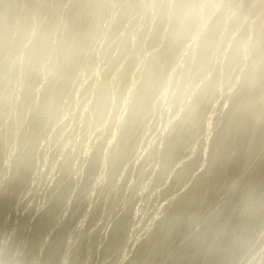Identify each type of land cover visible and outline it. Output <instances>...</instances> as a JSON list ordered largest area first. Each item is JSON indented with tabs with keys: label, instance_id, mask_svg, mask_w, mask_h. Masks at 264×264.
Returning <instances> with one entry per match:
<instances>
[{
	"label": "rangeland",
	"instance_id": "obj_1",
	"mask_svg": "<svg viewBox=\"0 0 264 264\" xmlns=\"http://www.w3.org/2000/svg\"><path fill=\"white\" fill-rule=\"evenodd\" d=\"M3 1L4 0H0V7H1V5H2V3H3ZM16 2H19V3H16L15 5H17L16 6V8H18L17 10H15V7H14V10L15 11H17L15 14H13L12 16L14 17H12L14 20H12V23L13 22H15L14 24H12V25H14V27H13V29L11 30V35L9 34V36L10 37H8V45L6 44V46H9L10 45V41H11V44H12V41H13V44H15L16 45V43H17V45L15 46V45H10V47H6V46H4V49L3 50H1L0 52H1V55H0V57L1 58H3L2 60H1V58H0V75L2 74V76H0V79H1V81H0V95H2V96H0V122L2 121V119H3V121L1 122V124H0V164H1V166H0V211L3 213H1L0 212V233H1V236L3 237V239H2V237L0 236V264H15V262H16V264H42V263H40V262H44L46 259L45 258H47V256H48V260L49 259H53V261L51 262H47L48 260H46V262H47V264L49 263V264H54V262L56 261L58 264H134L135 262H136V258L138 259L139 257L138 256H140L141 254L140 253H142L143 251H144V247H146L148 244H151V240H148V239H152V237L156 234L155 232H157L158 231V227H160V225L164 222L163 220L165 219V220H167L166 218L167 217H169V215L171 214V212H172V208H174L173 207V205L176 207L177 205H178V202H179V204H183L184 203V201L182 202L181 201V203H180V201L179 200H182L183 198H184V193H185V195H187V193H189L190 191L188 190V189H190V188H193L194 187V185H195V183L196 182H193V181H197L198 182V180H196V179H198V178H200V177H202L203 175H204V173H206L207 171L206 170H208L207 169V167L209 168L210 167V164H211V162H212V157H213V145H214V143H212L214 140H216L215 138L218 136V135H213V134H219L220 132L219 131H222L223 129H222V127L224 128V123L223 124H221L222 122H225V120H226V116H228V114H229V111L231 110V107H232V102H233V98L236 96V94L240 91V87L242 86V82H243V78H242V74H244L245 75V72L247 71V73H248V67H249V69H250V67H251V62L253 61V48L254 47H256V46H254L253 44V40L254 39H252V38H254V33L253 32H255V27H256V24L257 23H255V22H257V19H260L261 18V15H263L264 14V5H262L261 4V0H259V2H257L258 4H254V2H255V0H250V1H248V2H246L245 3V0H214L213 1V3H212V5H211V9L212 10H217V12L219 13H217L216 12V14H215V11H213L212 12V10H208L207 12L206 11H204V9L205 8H203V9H201V10H203L204 12H202L201 10H199L200 12H201V15L199 16V18L202 16V18H200V20H199V18L197 19L198 21V24H196V26H197V28L195 27V33H194V36H193V34H192V37L191 38H193V39H191L190 38V36L188 37V38H186L187 40V42H183V43H185V46L184 45H181L182 47H184V48H187V46L186 45H188L189 47H188V49H184V48H182V50H181V46L179 47V50L177 51V53L174 55V57L171 59V61H173L174 60V62H169V64L167 65L168 66V68H166V74H168L167 73V71L171 74V78H170V75L168 76V75H165L166 77H167V79H165V80H167V84H165V86L162 84V82H161V84H159V86L160 87H162V88H157L156 87V89L157 90H154V93L153 94H151V96H150V99H151V97L154 95V99L152 98L151 99V101L153 100V102H151L150 101V99H149V101H150V103L152 104H154V101L156 102H158V100L161 102H158V103H155L156 104V106H155V104L154 105H150V104H148V107L146 108V109H144V110H146L147 111V115H146V112H144L143 111V114L145 113V115H144V117L145 118H148V117H150V119L148 118V119H146V120H148L147 121V123H145L146 121H143V120H145V118L144 117H142V113L139 115V125H137V127L139 126V128L141 127H143L142 128V130L141 129H139V128H136V131H135V133L136 134H139V135H134V138H133V142H135L134 140L136 139V141L137 142H135V143H133V144H131L130 145V149L132 150L133 148V150H135L134 152L136 153H134L133 151H131L130 150V152L129 151H126V155L123 153V155H121V156H123V158H124V155H125V157L126 156H128V152H129V156L131 155H133L131 158L128 156V157H126L127 158V160H125V158L124 159H122L121 158V156H119V154H118V151H117V147H118V145H117V143L119 142V141H121V138H122V135L124 134L123 133V131L121 132V130H123L124 128H125V126L128 124V122L127 121H129L128 119L130 118V115H131V111H132V109H130L129 107L131 106L132 108L134 107V104H135V102H136V100H137V94L139 95V89H141V87H142V83L144 82V80H145V78L144 79H142V81H141V78L143 77V75H144V77H145V74L144 73H146V70H147V67H148V65L147 64H149V61H150V59L153 57V55L155 54V53H157V51L159 50V49H163V48H160V46H164V44H166V41H165V38L164 37H162V36H160L159 38H156L155 36H154V34H157V32H161L162 31V29L161 28H163L162 26H165V28H163V33H168L170 30H171V28L172 27H170V26H173V21L174 20H172L171 21V19H172V17H174V13H172L173 11H174V7L173 6H175V0L173 1V0H147V2H146V0H122L123 1V3H122V1L120 0V2L118 1H115V0H105L104 1V3H106L105 5H104V3H103V5H102V1L103 0H101V5L103 6L102 7V12L100 13V15L98 16V18H97V26L95 27V29L92 31V35L90 34V36H92V40L93 41H91V43L89 42V40L87 41V44H89V46L87 45V46H85V48H83V49H86L87 47H89L88 48V50H90L91 51V46H93V48H92V51L90 52V51H88L87 49L84 51L83 49H82V51H84V54L81 52V55H80V65H79V63H75L74 65L76 66L77 65V67L79 68V66L81 67V61L83 60L85 63V67L87 68V66L89 65L90 67L89 68H85L84 66H82L80 69H78L77 67H76V70L78 71V72H76L75 73V66H73V69H74V73L72 74V71L70 72L72 75H70V77L68 78V73H66V72H64V70L61 68L60 69V67H61V65L62 64H60V63H62L61 61H62V54H61V45H60V43H62V39H64V36H65V33L64 32H66L65 31V29H66V26L67 25H69V24H67V22H69V20L67 21V19H69L68 18V16H66L67 15V12L69 13V6L71 5V4H73L72 2L73 1H75V0H70L71 1V4H70V1L69 0H59V1H63V3L62 2H58V0H45L46 1V3H51V5L49 4L48 6H47V4L45 3V1L44 0H39V1H35L34 3H36L35 4V8L33 7V4L31 3V0H15ZM44 3H43V2ZM107 1H109V2H107ZM149 1H150V3H149ZM156 1V2H155ZM201 1V3L200 4H198V8L200 9V8H202V7H205L207 4H206V2L204 1V0H200ZM199 1V2H200ZM207 1V0H206ZM221 1V2H220ZM224 1V2H223ZM23 2H24V5H23ZM41 4H40V3ZM68 2V3H67ZM115 2V3H114ZM126 2H127V4H126ZM129 2V3H128ZM144 4H143V3ZM152 2V3H151ZM166 2V3H165ZM168 2V3H167ZM234 2V3H233ZM237 2V3H236ZM249 2H250V5H252L251 7H250V5H247V7H246V9H252V11H250V10H246L245 9V11H247V12H245L244 11V9H242V7L243 6H246V4H249ZM14 3V2H13ZM30 3H31V5H30ZM38 3V4H37ZM56 3V4H55ZM58 3V4H57ZM109 3H111V4H109ZM119 3V4H118ZM122 3V4H121ZM205 3V4H204ZM216 3V4H215ZM239 3H241L242 5H240ZM253 3V4H252ZM259 3L261 4V7L259 6V7H256L257 5H259ZM264 3V2H263ZM19 4V5H18ZM26 4V5H25ZM28 4V5H27ZM43 4H45V6L43 5ZM55 4V5H54ZM121 4V5H120ZM136 4V5H135ZM167 6L168 8H166L165 9V7H164V9L162 8V6ZM164 4V5H163ZM203 4V5H202ZM235 4V5H234ZM238 4V5H237ZM14 4H13V6H15ZM22 5H23V7H22ZM38 5V6H37ZM40 5V6H39ZM57 5V6H56ZM67 5V6H66ZM108 5V8L107 7H105V6H107ZM110 5V6H109ZM118 5V6H117ZM124 5H125V7H124ZM129 5V6H128ZM146 5V6H145ZM148 5V6H147ZM158 5V6H157ZM170 5V6H169ZM172 5V6H171ZM202 5V7H199V6H201ZM218 7H217V6ZM220 5V6H219ZM224 5V6H223ZM232 5V6H231ZM234 5V6H233ZM27 6V7H26ZM52 6H53V9H52ZM115 6V7H114ZM116 6L118 7V8H116ZM131 6V7H130ZM136 6V7H135ZM140 6H141V8H140ZM157 6V7H156ZM160 6H161V8H160ZM249 6V7H248ZM253 6H255L256 8H252ZM21 7V8H20ZM25 7V8H24ZM30 7V8H29ZM44 8L43 9V11H45V13L42 11V9L40 10V11H38L39 9L38 8ZM54 7H56V8H54ZM124 7V9H122ZM135 7V8H134ZM213 7V8H212ZM216 9H215V8ZM223 9H222V8ZM229 7V8H228ZM50 10H49V9ZM59 8V9H58ZM62 8V9H61ZM104 8V9H103ZM105 8H106V10H105ZM136 8H140V9H138V10H136ZM145 8V9H144ZM162 9L163 11H164V13L166 14H162L163 13V11H162V15L159 13V11L158 10H160V9ZM210 9L209 7H208V5L206 6V9ZM244 8V7H243ZM26 9H27V11H28V13H26V14H28V16L25 14V11H26ZM56 10V13H53V12H55V11H53V10ZM64 9V10H63ZM153 9V10H152ZM157 9V10H156ZM171 9V10H170ZM205 9V10H206ZM226 9V10H225ZM228 9V10H227ZM232 11H231V10ZM234 9H235V11H234ZM253 9H255L254 11L256 12V14L257 15H259V16H256V18H255V16H253V15H255V12L253 11ZM260 9V10H259ZM32 12H31V11ZM51 10H52V13H51ZM59 10V11H58ZM67 10V11H66ZM109 10L111 11V12H109ZM114 10H116V11H114ZM120 10L122 11V10H124V11H122L123 13L122 14H120L119 12H120ZM148 10H150L151 12H149ZM168 11L167 13H166V11ZM223 10H225L224 12H226V11H228V13H226L227 15H225V13H223L222 14V16H224V18L226 19V20H224V18H223V20H224V22H225V24L227 23V25L230 27V30H228L229 29V27H227V25H226V27H223V26H225L224 25V23H222L221 25H222V29H221V31L219 30V28L221 27V25L219 26V28H218V32L215 34V35H217V37H218V39H217V37H215L216 39H215V44H218V46L216 47V46H212V48L213 47H215V48H213V50H211V51H213V53L212 52H210L208 55H209V57L207 58L206 57V59H205V61L207 62V63H205V65L203 64V63H201V65H200V63H199V61H198V63H197V59L196 58H198V43H197V41H196V39L195 38H197V39H200L201 37V33H202V35H203V33L204 32H202L201 30H203V31H206L207 29H206V27L208 26V23H209V25H210V21L212 22L213 20V17L215 16V17H217L216 15H218V16H220V14H221V12L223 11ZM237 10H240V11H244L246 14L244 15V12H242L243 13V16H245V18L244 17H242V16H240V14L241 13H239L240 11H237ZM257 10V11H256ZM259 10V11H258ZM26 11V12H27ZM34 11V12H33ZM42 11V12H41ZM64 11V12H63ZM104 11H106V13L104 12ZM129 11V12H128ZM135 11V13H133V12ZM161 11V10H160ZM212 13H211V12ZM248 11H250L249 12V16H247L246 17V15L248 14ZM30 12V13H29ZM39 12H40V15H39ZM47 12V13H46ZM104 12V13H103ZM117 12V13H116ZM126 12H128V13H126ZM157 12V13H156ZM209 12L211 13V16H210V14H209ZM235 12V13H234ZM239 14H238V13ZM257 12H259V13H257ZM59 13V14H58ZM62 13H63V15H62ZM103 13V14H102ZM112 13V14H111ZM136 13H138V14H136ZM143 13V14H142ZM151 13V14H150ZM169 13V14H168ZM203 13V14H202ZM232 13V14H231ZM263 13V14H262ZM33 14H35V15H33ZM38 14V15H37ZM46 16H45V15ZM51 14V15H50ZM55 14H56V16H55ZM66 14V15H65ZM117 14H118V16H117ZM120 14V15H119ZM136 14V15H135ZM149 14H150V16H149ZM160 14V15H159ZM173 14V15H172ZM208 14H209V16H208ZM234 14V15H233ZM251 14H252V16H253V18L255 19H253V20H251L252 19V16H251ZM261 14V15H260ZM15 15V16H14ZM22 15H26L25 17L27 18V19H24V18H22L21 16ZM29 15L31 16L30 17V19H31V22H28V21H26V20H29L28 19V17H29ZM42 15V16H41ZM43 15H44V17H43ZM49 15V16H48ZM59 15V17L60 18H58L57 16ZM116 15V16H115ZM130 15V16H129ZM163 15L164 16H166V17H163ZM208 16V18L206 17L205 18V16ZM232 15V17H230V16ZM239 16L240 18L238 19V17L237 16ZM242 15V14H241ZM33 16H35V17H33ZM38 16H39V18H38ZM48 16V17H47ZM142 16V17H141ZM143 16H145V17H143ZM159 16H161L162 17V19L161 20H159ZM168 16V17H167ZM170 16H171V18H170ZM213 16V17H212ZM35 19V21L37 20V18H38V20L35 22L34 21V19ZM45 17H46V20H45ZM49 17H51V18H49ZM62 17H64V18H62ZM118 17V18H117ZM130 17V18H129ZM149 17V18H148ZM230 17V18H229ZM251 17V18H250ZM148 18V19H147ZM155 18V19H154ZM165 18V21H167L168 19H169V21H167L168 22V24H167V22H166V24L165 23H163V19ZM205 18V19H204ZM210 18V19H209ZM227 18H228V20H231V19H237V21H236V19H235V22H237L236 24H237V26H236V24L234 23V21L233 20H231V21H228L227 22ZM22 19H24V23H26V22H28V24H24L25 26L24 27H26L27 25L29 26V28H28V26L26 27L27 29H25L24 27H23V20ZM33 19V20H32ZM49 19H51V20H49ZM56 19V21H54ZM61 19V20H60ZM129 19L130 20H132V21H129ZM142 19H143V21H142ZM147 19V20H146ZM152 19V20H151ZM156 19H158L159 20V22L157 23V20ZM167 19V20H166ZM174 19V18H173ZM202 19V20H201ZM215 19V18H214ZM246 21H245V20ZM250 19V20H249ZM19 20V21H18ZM22 20V21H21ZM40 20V21H39ZM43 21V23L44 24H42V21ZM101 20V21H100ZM108 20V21H107ZM110 20V21H109ZM144 20H146L145 21V23H144ZM150 20V21H149ZM238 20L240 21H242V22H240V24H242V25H238ZM245 22H244V21ZM247 20H249V22L247 21ZM30 21V20H29ZM50 21L52 22V24L54 23V25H53V28L55 29V31H54V33L55 34H52V32H53V28L50 30L51 32H50V35L52 34V36H50L49 35V38H50V44L51 45H49V47H48V49H47V51L46 50H44V51H46L47 52V54H45L44 52V56L43 55H40L41 57H39L38 59H40L37 63V65H38V67H37V71H36V74H35V76H33L34 78L35 77H37L38 78V76H39V78L40 79H37L36 81H34L31 77V74H29V64L31 63V61H32V56L33 55H35L36 53L34 52V51H36V42L34 41V40H36L37 38H36V36L38 37V35L40 34V32H42V31H44L45 30V28H46V24H48V23H50ZM54 21V22H53ZM98 21H100V22H98ZM149 21V22H148ZM155 23V21H156V23L158 24V26H160V24H161V26L160 27H158V28H160L161 30H159L158 28L156 29L155 27L157 26V24L155 23V27L153 26V22ZM202 21H204V23L202 22ZM207 21V22H206ZM209 21V22H208ZM22 22V23H21ZM40 22H41V24H40ZM48 22V23H47ZM59 22H60V24H59ZM117 22H119L118 23V25L120 26V24H121V22H122V27L123 28H125V29H127L128 31L126 32V30L125 29H123V28H121V26H120V29H119V27H118V25L117 26H115L116 24H117ZM133 22V23H132ZM140 22V23H139ZM171 22H172V24H171ZM202 22V23H201ZM231 22V23H230ZM250 23L251 22V25H249V24H246V23ZM29 23H31L30 25H29ZM62 23V24H61ZM63 23H65L64 24V26H63ZM100 23V24H99ZM136 23H138V24H136ZM142 23V24H141ZM162 23H163V25H162ZM171 25H170V24ZM205 23H207V24H205ZM229 23V24H228ZM245 23V24H244ZM114 24V25H113ZM131 24V25H130ZM135 24H136V26H135ZM139 24H140V26H139ZM165 24V25H164ZM202 25V27H200L199 29L200 30H198V27H199V25ZM205 24V25H204ZM233 24V25H232ZM254 24V26H252ZM16 25H17V27H16ZM19 25H21L20 27H19ZM37 25V26H36ZM44 25H45V27H44ZM66 25V26H65ZM101 25H102V27H101ZM127 25H129V27L131 26V28H128V26ZM145 27H144V26ZM146 25H149V26H146ZM151 25V26H150ZM168 25H170V26H168ZM200 25V26H201ZM204 25V26H203ZM231 25L232 26H236L235 28H237L238 26H240V27H238V28H240V30L243 28V25H246V26H244V28L241 30V32L242 31H244V32H239L240 30L237 28V29H235V28H233L232 27V29H235V30H233L232 31V29H231ZM249 25V26H248ZM242 26V27H241ZM22 27V28H21ZM36 27V28H35ZM60 27V29H58ZM68 27V26H67ZM97 27H100V28H97ZM107 27V28H106ZM117 27V28H116ZM127 27V28H126ZM146 27H147V29H146ZM149 27H150V29L151 28H155V30H154V28H153V30L156 32H154V34H153V31L151 30L150 31V33L152 32V36L148 33V35H150V36H148V35H146V33H147V30H150L149 29ZM169 27V29H168V32L166 31L167 30V28ZM205 27V28H204ZM246 27H247V29H246ZM35 28V29H34ZM40 28V29H39ZM62 28V29H61ZM113 28V29H112ZM202 28V29H201ZM208 28V27H207ZM254 30H252V29ZM20 29V30H19ZM21 29H25V32L23 31V34H24V36H21ZM38 30V32H37V30ZM101 29V30H100ZM103 29H104V31H103ZM112 32V30H113V34H114V37H111L110 35H111V33L109 32V30ZM123 29V30H122ZM131 29V30H130ZM133 29V30H132ZM143 29H145V31L143 30ZM164 29H166L165 31H164ZM225 29L226 30H228V33H229V31H232L231 33H232V35H231V33L229 34V36L226 34L227 33V31H225ZM247 30V32L245 31V30ZM248 29H251V30H248ZM62 30H64V32L62 31ZM95 30H97V31H95ZM138 30V31H137ZM156 30H158V31H156ZM236 30H238L237 32H235ZM15 31V32H14ZM58 31L60 32V33H58ZM94 31L96 32L95 34H94ZM98 31H102V32H104L103 34H101L100 32H99V34L97 33ZM116 31H118V32H116ZM122 31H124V33H122ZM135 31V32H134ZM200 31V32H199ZM30 32H32V33H30ZM35 32V33H34ZM120 32V33H119ZM128 32H129V34H128ZM142 32H145L144 33V35L143 36H145L146 35V37H148L147 39H146V37H143L142 36ZM149 32V31H148ZM221 32V33H220ZM251 34H250V33ZM15 33V34H14ZM34 33V34H33ZM117 33H119V35H121V37H119L118 38V34ZM126 33L128 34L127 36H125L126 35ZM140 33V34H139ZM198 33H200V35L198 34ZM218 33H220V34H218ZM224 33V34H223ZM239 35L238 36V38H237V35ZM238 33H241L242 35H240V34H238ZM245 35H244V34ZM253 33V34H252ZM22 34V35H23ZM36 34V35H35ZM108 34V35H107ZM110 34V35H109ZM113 34H112V36H113ZM124 34V35H123ZM234 34V35H233ZM99 35H101L100 37H99ZM103 35H106V36H103ZM130 35V39H127V37ZM137 35V36H136ZM140 35V36H139ZM195 35H197V36H199V37H197V36H195ZM227 35V36H226ZM236 35V40H238V41H236V40H233L234 38V36ZM244 35V36H243ZM94 36H98V37H94ZM126 37V41L128 40V42H126L125 41V37ZM153 36H154V38L155 39H157V41L156 42H154L156 45H159V47L157 46L156 47V45L155 44H153V41H154V38H153ZM226 36V37H225ZM231 36V37H230ZM243 37V38H245V39H243V38H241V37ZM246 36H248L247 38H246ZM27 37H28V39H27ZM55 37V38H54ZM57 37V38H56ZM104 37V39H102L104 42L102 43V41H101V39L100 38H103ZM109 37V38H108ZM117 37V38H116ZM143 37V38H142ZM152 37V38H151ZM223 37V38H222ZM229 37V38H228ZM11 38V39H10ZM26 38V39H25ZM93 38H95V39H93ZM112 38H114V39H112ZM116 38V39H115ZM140 38H142V40H140ZM149 38H151L152 40H149ZM227 38V39H226ZM233 38V39H232ZM249 38V39H248ZM14 39H15V42H14ZM19 39H21V40H19ZM58 39V40H57ZM90 40H91V37L89 38ZM107 39V40H106ZM121 39V40H120ZM123 39V40H122ZM138 39L140 40V41H138ZM144 39H146V40H148V41H144ZM164 39V40H163ZM189 39H191V40H194V42L197 44V46H196V44H194V42L192 41V43L193 44H191L190 45V40ZM224 39H226V40H224ZM242 39V40H241ZM247 39V40H246ZM17 40V41H16ZM26 40V41H25ZM31 42H29V41ZM110 40V42H108ZM117 40H120V42L119 41H117ZM131 40V41H130ZM159 40H161L159 43H158V41ZM162 40H163V43H162ZM218 42H217V41ZM250 40H252V41H250ZM20 41V42H19ZM34 41V42H33ZM60 41V42H59ZM98 42V44H96L97 42ZM100 41V42H99ZM129 41L131 42V46L132 47H130V49L128 50V52L130 51L131 52V49L133 48H136V51H133V49H132V52L130 53L129 52V54H128V52L127 51H125V48H126V50H127V48L129 47H126V43H128V45H130V43H129ZM150 41V42H149ZM164 41H165V43H164ZM188 41H189V44H188ZM224 41V42H223ZM231 41V42H230ZM241 41V42H240ZM245 42V43H243V42ZM22 42V43H21ZM24 42H26V43H24ZM94 42V43H93ZM114 42H117V43H114ZM124 42H125V44H124ZM138 42H140V44L138 43ZM147 42V44H145L144 45V43H146ZM240 43L239 44V46L241 45V43H243L241 46H243V47H239L240 48V51H241V54H242V52L244 51V59L243 58H241L244 62H242V60L239 58L236 62H238L239 63V61H241L239 64H240V66L239 67H237V65H238V63H237V65H235V61L234 62H229L228 60H229V56H230V53H231V48H233V46L235 45V43ZM27 43H29V45L30 46H28V44ZM33 43V44H32ZM59 43V44H58ZM93 43V44H92ZM107 43V44H106ZM153 45H152V44ZM221 43V44H220ZM224 43V44H223ZM248 43H250V44H248ZM26 44V45H25ZM35 44V45H34ZM95 44H96V46H99V47H97L96 48V46H95ZM106 44V45H105ZM124 44V45H123ZM135 44H136V46H135ZM152 45V47L153 48H151V46L150 45ZM160 44H162V45H160ZM223 44V45H222ZM226 44V45H225ZM228 44V45H227ZM232 44H234L233 46H232ZM21 45V46H20ZM25 45V46H24ZM34 45V46H33ZM54 45V46H53ZM58 45V46H57ZM125 46V48L123 47V46ZM135 47H134V46ZM146 46V48H147V45H149L150 46V48L152 49H145V47L144 46ZM154 45H155V47H154ZM193 45V46H192ZM219 45H220V47H219ZM246 45H248V46H246ZM28 48H27V47ZM31 46H33V47H31ZM51 46V47H50ZM104 46V47H103ZM107 46H108V48H107ZM122 46V47H121ZM226 46V47H225ZM230 46V47H229ZM244 46H246L245 48H244ZM253 46V48H251ZM5 47H6V49H5ZM23 47V48H22ZM102 47V48H101ZM192 47H196V49H194V48H192ZM223 47V48H222ZM18 48V49H17ZM32 50H34V51H30L31 49ZM96 48V49H95ZM106 48V49H105ZM114 48V49H113ZM121 48H123L124 50H122L123 52H127L126 54L124 53L123 54V52L121 51ZM154 48H155V50H154ZM191 48V49H190ZM219 48V49H218ZM250 48V49H249ZM12 49V50H11ZM57 49V50H56ZM93 49H95V52H94V50ZM102 49H103V51H102ZM113 49V50H112ZM115 49H117L116 51H115ZM215 49V50H214ZM224 49H225V51H224ZM228 49V50H227ZM230 49V50H229ZM245 49V50H244ZM7 50V51H6ZM19 50H20V52H19ZM23 50V51H22ZM50 50V51H49ZM58 50H60L59 52L60 53H58ZM120 50V51H119ZM135 50V49H134ZM157 50V51H156ZM184 50L186 51V52H184ZM197 50V51H196ZM249 50V51H248ZM255 50V49H254ZM11 51V52H10ZM18 51V52H17ZM26 51V52H25ZM52 51V52H51ZM86 51H88V53H86ZM112 51V53H110ZM114 51H115V53H114ZM160 51V50H159ZM181 51H183L182 53H181ZM228 51V52H227ZM8 52V53H7ZM12 52H13V54H12ZM15 52V53H14ZM33 53V55H32V53ZM98 52V53H97ZM102 52V53H101ZM106 52V53H105ZM108 52V53H107ZM117 52V53H116ZM119 52V53H118ZM121 52V53H120ZM219 52H220V54H219ZM20 53V54H19ZM27 53V54H26ZM31 53V54H30ZM35 53V54H34ZM54 53H55V55H54ZM57 53V54H56ZM89 53L91 54V55H89ZM105 53V54H104ZM110 53V54H109ZM136 56V58L134 57V55ZM224 53V54H223ZM226 53V54H225ZM18 54H19V56H18ZM51 56H50V55ZM59 54V55H58ZM87 54H88V56H87ZM103 56H102V55ZM107 54H108V57H107ZM128 54V55H127ZM132 54V55H131ZM183 54V55H182ZM213 54V55H212ZM247 54V55H246ZM9 55V56H8ZM16 55V56H15ZM21 55V56H20ZM24 55H26V56H24ZM29 55H30V57H29ZM53 55H54V57H53ZM96 55V56H95ZM110 55V56H109ZM121 55H126V57H122ZM146 55V56H145ZM181 55V56H180ZM246 55V56H245ZM23 56V57H22ZM43 56V57H42ZM47 56V57H46ZM60 56V57H59ZM91 56V57H90ZM133 56V57H132ZM145 56V57H144ZM179 56L180 57H182V58H179ZM186 56V57H185ZM216 56V57H215ZM220 56V57H219ZM249 56H250V58H249ZM11 57H13V58H11ZM17 57H19V58H17ZM21 57V58H20ZM45 57H46V60H44L45 59ZM50 59H49V58ZM56 57H58L59 58V62H58V58H56ZM93 57H95V58H97V59H95V58H93ZM120 57V58H119ZM122 57V58H121ZM128 57V58H127ZM129 57H132V58H129ZM138 57V58H137ZM140 57V58H139ZM143 57V58H142ZM189 59H188V58ZM31 58V59H30ZM43 58V59H42ZM82 58H84V59H82ZM92 58V59H91ZM109 58H110V60H109ZM114 58V59H113ZM119 58V59H118ZM127 58V59H126ZM135 58V59H134ZM209 58H211V59H209ZM245 58L247 59V60H245ZM8 59V60H7ZM23 59V60H22ZM25 59H28L27 61L25 60ZM56 59V60H55ZM91 59V60H90ZM95 59V60H94ZM106 59V60H105ZM108 59V60H107ZM117 59H118V61H117ZM123 61H122V60ZM126 59V61L124 62V60ZM129 59H130V61L132 60V59H134L132 62L133 63H129L130 61H129ZM139 59L141 60H143V61H139ZM175 59H176V61H175ZM178 59V60H177ZM179 59H180V61H179ZM182 59L184 60V61H182ZM191 59H192V61L194 60V62H192V63H194V64H190V62H191ZM210 60V62H211V65H208V63H209V60ZM227 59V60H226ZM251 59V60H250ZM6 60V61H5ZM15 60H16V62H15ZM19 60V61H18ZM42 60V61H41ZM48 60H50V62L48 61ZM94 60V61H93ZM105 60V61H104ZM112 60H115V61H112ZM148 60V61H147ZM224 60H226L225 62H224ZM250 60V61H249ZM9 61V62H8ZM13 61V62H12ZM18 61V62H17ZM23 61H24V63H23ZM44 61V62H43ZM52 61V62H51ZM57 61V62H56ZM82 61V62H83ZM89 62V64H88V62ZM117 61V62H116ZM123 63H122V62ZM128 61V62H127ZM179 61V62H178ZM187 61H189V62H187ZM221 61H223V62H221ZM230 63H228V62ZM249 61V62H248ZM39 62H41L40 63V65H39ZM47 62V63H46ZM54 62H56V64H58L57 66H56V64L54 63ZM105 62V63H104ZM109 62V63H108ZM113 62H115V63H113ZM142 64H141V63ZM144 62H146L147 64V67H145L144 66ZM197 64H196V63ZM213 62H214V64H213ZM220 62V63H219ZM246 62V63H245ZM10 63V64H9ZM12 63V64H11ZM26 63V64H25ZM43 63H44V65H43ZM50 63V64H49ZM54 63V64H53ZM96 63V64H95ZM122 63V64H121ZM124 63H126V67H125V64ZM135 63H139V66H138V64H135ZM186 63V64H185ZM223 63H225L226 65H221V64H223ZM245 63L246 64V66L244 65L243 66V64ZM249 63H250V65H249ZM41 64H42V66H41ZM52 64V65H51ZM60 64V65H59ZM99 64V65H98ZM111 64V65H110ZM115 64V65H114ZM129 64V65H128ZM182 64L184 65V66H182ZM217 64V65H216ZM241 64H242V66H241ZM12 65V66H11ZM18 65V66H17ZM20 65H21V67H20ZM49 65L50 66H52V67H49ZM55 65V66H54ZM98 65V66H97ZM108 65H110V66H108ZM113 65L116 67V68H114L113 67ZM135 65H137V67L135 66ZM169 65H170V67H172L171 69H172V71H174V72H172L171 71V69L169 70ZM175 65V66H174ZM177 65V66H176ZM214 66L212 69L210 68V66ZM228 65H232V66H230V69H231V67H232V69L231 70H233V71H231V70H229L228 68ZM5 66H6V69H7V72H6V69H5ZM9 66V68H7ZM27 66V67H26ZM47 66V67H46ZM60 66V67H59ZM124 66V67H123ZM143 66V67H142ZM186 66V67H185ZM188 66V67H187ZM207 66H209V67H207ZM219 66V68L221 69H219L218 68V70H216V67H218ZM223 66V67H222ZM225 66V67H224ZM17 67V68H16ZM24 68V70H23V68ZM101 67V68H100ZM103 67H105V68H103ZM108 67V68H107ZM123 67V68H122ZM131 67V68H130ZM134 67H135V70H132V68L134 69ZM175 67V69L176 70H173V68ZM185 67V68H184ZM205 67H206V69H205ZM227 67V68H226ZM243 67V68H242ZM246 69H245V68ZM28 70H26V69ZM46 68H48L49 70H47ZM83 68V69H82ZM107 68V69H106ZM126 69V71L128 72V68H129V70L130 71H132L130 74L129 73H127L126 71L124 72V70ZM139 68V70H137V69ZM178 68H180L179 70H178ZM192 68H197V70L196 69H192ZM203 68L206 70H204V72L205 73H207L208 75H206L204 72H203ZM207 68H209V69H211V70H209V69H207ZM215 68V69H214ZM228 69V70H226V69ZM237 68V69H236ZM239 68V69H238ZM5 69V70H4ZM18 69V70H17ZM43 69V70H42ZM61 70L60 72L59 71H57V70ZM72 69V70H73ZM85 69H86V71L88 72H90V74H89V72H88V74H89V76L90 77H87L88 75H86L87 74V72H85ZM88 69H90V70H88ZM96 69V70H95ZM124 69V70H123ZM141 69H143V75H141L140 73H138V71H140ZM200 69V70H199ZM234 69H235V71H234ZM243 69V70H242ZM21 70V71H20ZM23 70V71H22ZM44 70H46L47 72H45ZM52 70H54V72L52 71ZM95 72H94V71ZM98 70H100V71H98ZM116 70V71H115ZM123 70V71H122ZM137 70V73L138 74H140L141 76L139 77V75L135 72ZM185 70V71H184ZM196 70V71H195ZM201 70H202V73H204V74H201ZM209 72H208V71ZM225 70V71H224ZM237 70V71H236ZM245 70V71H244ZM4 71H5V73H4ZM25 71H27V73H25ZM81 71V72H80ZM103 71H105V72H103ZM107 71V72H106ZM111 71V72H110ZM134 71V72H133ZM173 73V75H172V73ZM175 71H179L177 74H174V73H176ZM191 71V72H190ZM198 71L200 72V73H198ZM214 71V75L212 74V72ZM226 71H229L230 72V74H229V72L227 73ZM11 72L13 73V74H11ZM38 72V73H37ZM80 72V73H79ZM93 72V73H92ZM103 72V73H102ZM119 72H121V73H119ZM180 72H181V76H180ZM211 72V73H210ZM215 72H217L218 74H220V76L217 74V73H215ZM234 72H237V75H235L234 74ZM9 73V74H8ZM15 73V74H14ZM17 73V74H16ZM25 73V74H24ZM52 73V74H51ZM83 73H86L84 76L83 75H81V74H83ZM115 73H116V75H115ZM123 73V74H122ZM134 75H133V74ZM183 73V74H182ZM187 73L189 74V76L187 77ZM247 73H246V75H247ZM4 74V75H3ZM63 76L64 74H65V76H63V78H62V76ZM66 74H67V76H66ZM78 75V76H75V75ZM97 74V75H96ZM98 74H99V76H98ZM114 74V75H113ZM119 74V75H118ZM124 74H126V75H124ZM127 74H129V75H131L132 74V76L130 77V78H132V79H130V81H129V78H127L128 77V75ZM135 74H137L138 75V77L137 76H135ZM212 74V75H211ZM215 74H216V76H215ZM228 74V76H227V78H226V75ZM239 74V75H238ZM16 75H19V76H16ZM27 75V76H26ZM28 75H29V80H28ZM37 75V76H36ZM81 75V77H79ZM92 75H93V77H92ZM121 75H122V77L123 78H125V76H127L126 77V79H123V78H120L121 77ZM124 75V76H123ZM177 75H179V76H177ZM204 75V78L202 77ZM212 77H211V76ZM222 75H225V76H222ZM231 75V76H230ZM242 75V76H241ZM6 76V77H5ZM9 76V77H8ZM13 76V77H12ZM15 76V77H14ZM24 76V77H23ZM26 76V77H25ZM51 76H53L54 78H52ZM61 76V77H60ZM100 76H102V77H100ZM133 76H134V78H133ZM175 76H177V77H175ZM191 76H192V78H191ZM213 76H215L214 78H215V80L217 79V82L215 81V80H213L212 78H213ZM233 76V77H232ZM4 77V78H3ZM65 77H67V78H65ZM75 77H77V78H75ZM85 77V78H84ZM107 77V78H106ZM110 77V78H109ZM114 79H112V78ZM173 77V78H172ZM179 77V78H178ZM185 77H187V78H185ZM190 77V78H189ZM202 77V79H200ZM208 77V79L210 80V77H211V80H212V82L211 81H208V79H205V78H207ZM231 77L233 78V80H235V82L231 79ZM237 77V78H236ZM239 77V78H238ZM245 77V76H244ZM3 78V79H2ZM6 78H7V80H6ZM14 78V80H11V79H13ZM46 78V79H45ZM51 78V79H50ZM75 78V79H79V80H73V79ZM84 78V79H83ZM87 78V79H86ZM90 78V79H89ZM136 78H138V79H136ZM185 78V79H184ZM219 78V79H218ZM222 78V79H221ZM229 78V79H228ZM235 78V79H234ZM48 79H49V83H47L48 82ZM69 79V80H68ZM70 79H72V81H70ZM90 81H89V80ZM93 79V80H92ZM99 79H101L100 81H99ZM107 79H109V80H107ZM127 79H128V81H127ZM137 80V81H134V80ZM163 79V80H164ZM169 79H170V81H169ZM173 79V80H172ZM190 79V80H189ZM204 79V80H203ZM23 80H24V82H23ZM26 80H28L29 81V83H33V84H35V82H37V84L39 85H37V84H35V86L34 85H32V83L31 84H29L28 83V81H26ZM81 80V81H80ZM91 80H92V82H91ZM111 80V81H110ZM122 80V81H121ZM139 80H140V82L141 83H139ZM165 80H164V82L163 83H165ZM172 80V81H171ZM174 80L176 81V82H174ZM182 80H184V81H182ZM208 81V83H212L213 84V81H215V84H217L220 88H218V89H216L215 87H217L216 85H213V87H214V90L213 91H215V92H212L211 94H208V96H207V98H205V100H204V102H203V106H202V112H201V117H200V119H202L201 121H204L205 123H201L200 122V120L198 121H196V122H198V124L197 125H194L191 129L192 130H189V132H188V134H187V136L185 137V139H183L182 141H184L183 142V145H182V141H181V145L184 147V148H186V149H188V148H192L193 147V149L191 150V151H189L190 149H188V151L186 150V152L187 153H189L190 155L189 156H191V157H189L188 156V154H186V155H184L186 152H184V153H182L183 151H180L177 155L178 156H176L177 157V159L180 161H178L177 159H176V157H174L176 154L175 153H177V150L179 149V147H180V149L181 150H183L182 149V146H180V145H178V149L175 151V153H174V150L171 152V155L170 156H172V158L171 159H176V160H171V163H170V158H169V160L167 159V156L165 157V155H164V153L167 155L168 154V146H169V142H168V140H170L169 139V137H170V135L171 134H174V132H176L177 131V128H178V126H179V124L182 122L181 121V119H180V117H182V120H183V118H185V116L188 114V110H190V108H189V106H192V104H194L193 102H195V100L196 99H194L193 97L195 96V98H197L196 96L198 95V93H200V91H202L203 89H204V87L206 86V84H208L207 83V81ZM223 80V81H222ZM240 80V81H239ZM42 81H43V83H42ZM47 81V82H46ZM54 81V82H53ZM70 81V82H69ZM78 82V84H77V82ZM80 81V82H79ZM84 81V82H83ZM95 81H97V82H95ZM108 81H110V82H112L111 84L108 82ZM115 81L117 82V84L115 83ZM178 81V82H177ZM189 81V82H188ZM193 81V82H192ZM202 81H205L204 83H202ZM225 81V82H224ZM7 82H9V83H7ZM11 82V83H10ZM26 82V83H25ZM47 83V85H46V83ZM53 82V83H52ZM62 82H64V84L62 83ZM73 82V83H72ZM87 82H89V84L90 83H92V84H90V85H86V83ZM99 82H100V84H99ZM104 82L105 83H107V84H104ZM121 82H124V84L123 83H121ZM131 82V83H130ZM134 82H138V83H134ZM168 82H170V84H171V82L172 83H175V85H173V88H172V85H169V83ZM187 82V83H186ZM230 82H231V84H230ZM15 83V84H14ZM28 83V84H27ZM51 83V84H50ZM56 83H57V86H58V88H57V86H56ZM68 83H70V85H69V87H68ZM81 85H80V84ZM96 83V84H95ZM103 83V84H102ZM114 83V84H113ZM181 83V84H180ZM198 84V85H196V84ZM8 84V85H7ZM24 84V85H23ZM27 84V85H26ZM55 84V85H54ZM73 84V85H72ZM133 84V85H132ZM134 84H136V86H138V87H136ZM203 84H204V86H203ZM224 84H225V86H224ZM22 85V86H21ZM33 86L32 88H31V86ZM59 85H60V87H59ZM84 85H85V87H84ZM110 85V86H109ZM131 85H132V87H131ZM141 85V86H140ZM162 85V86H161ZM166 85H167V87H166ZM170 86V88H168L169 86ZM194 85H195V87H194ZM201 86V87H198V86ZM228 85V86H227ZM231 85V86H230ZM241 85V86H240ZM24 86V87H23ZM27 86V87H26ZM29 86H30V88L31 89H34L33 91H35L34 93H35V95L33 96V95H31L30 97H29ZM45 86H47V87H45ZM49 86V87H48ZM56 86V87H55ZM61 86L63 87V89H61ZM76 86V87H75ZM83 86V87H82ZM91 86V87H90ZM107 86V87H106ZM139 86H140V88H139ZM175 86V87H174ZM185 87V89H184V87ZM194 87V88H192V87ZM197 86V87H196ZM233 86V87H232ZM10 87V88H9ZM19 87V88H18ZM21 87V88H20ZM23 87V88H22ZM48 88L47 90L45 89V88ZM75 87V88H74ZM104 87V88H103ZM136 87V88H135ZM164 87H166V88H164ZM223 87L224 88H226L225 90H226V93L225 92H223V91H225L224 89H223ZM236 87V88H235ZM27 88V89H26ZM83 88H85V89H83ZM91 88V89H90ZM103 90V91H105V92H102L101 90ZM106 88V89H105ZM118 88V89H117ZM188 88H190V89H188ZM196 88H202V89H198L197 91H196ZM14 89V90H13ZM25 89H26V91H25ZM29 89V90H28ZM41 89H44V91H43V93H42V91H41ZM56 89V90H55ZM89 89V90H88ZM98 90L99 89V91L97 92V91H95V90ZM116 89V90H115ZM126 89V90H125ZM136 89H138L137 90V93H136ZM166 89V90H165ZM172 89V90H171ZM174 89V90H173ZM194 89V90H193ZM228 89H230V91H228ZM22 90H23V92H24V95H23V92H22ZM37 90V91H36ZM38 90H39V92H38ZM57 90H60V92H58ZM61 90H63L62 91V93H61ZM77 90V91H76ZM87 92H86V91ZM107 90V91H106ZM109 90V91H108ZM121 90H123V91H121ZM125 90V91H124ZM158 90L161 92L162 91V93L160 94V92H158ZM171 91V93L169 92V91ZM175 90H178V91H176L175 92ZM187 90V91H186ZM190 91V93H189V91ZM193 90V91H192ZM200 90V91H199ZM223 92H221V91ZM29 91V92H28ZM46 91V92H45ZM49 91H52V94H53V98H52V100H51V97H52V94L51 95H49ZM65 91V92H64ZM89 91V92H88ZM92 91V92H91ZM95 91V92H94ZM130 91L131 92H133V93H131L132 94V97H130L131 96V94H130V96H129V93H130ZM135 91V92H134ZM164 91V92H163ZM196 91V92H195ZM220 92V93H222V96H224L225 94L226 95H228L229 94V96H224V98L221 96V94L220 93H218V92ZM229 93H228V92ZM232 91V92H231ZM20 92V94H18ZM73 92H74V94H73ZM101 92V93H100ZM106 92L108 93V94H106ZM109 92L111 93V94H109ZM166 92V93H165ZM170 93V95H169V93ZM187 94H186V93ZM193 92V93H192ZM236 92V93H235ZM14 93V94H13ZM26 93H28V95L26 94ZM39 93V94H38ZM66 93V94H65ZM90 93V94H89ZM102 93H104V94H102ZM163 93H164V95H163ZM168 93V94H167ZM176 93V94H175ZM193 94L194 96H192V95H189V94ZM18 94V95H17ZM30 94H33V92H32V90H31V92H30ZM41 94V95H40ZM44 94V95H43ZM115 94V95H114ZM123 94V95H122ZM158 94H160V95H162V97H163V99L161 100V96H159ZM169 96V97H166L167 95ZM212 94H213V96H214V98H216L217 99V101H216V99L214 100L213 98H212ZM217 94V95H216ZM224 94V95H223ZM5 95H6V98H5ZM46 95V96H45ZM72 95V96H71ZM81 95V96H80ZM87 95H89V97H87V98H85V96H87ZM118 95H119V99H118ZM122 95V96H121ZM127 95V96H126ZM133 95H134V98H133ZM155 95H158V96H155ZM166 95V96H165ZM173 95V96H172ZM177 95V96H176ZM215 95H216V97H215ZM218 95H219V97H218ZM231 95H232V97H231ZM14 96H16V97H14ZM21 96V97H20ZM25 96H28L29 98H27V97H25ZM40 98H39V97ZM42 96H43V98H42ZM45 96V97H44ZM51 96V97H50ZM71 96V97H70ZM94 96V97H93ZM103 96V97H102ZM120 96H121V98H120ZM129 96V97H128ZM186 96V97H185ZM189 96V97H188ZM23 97V98H22ZM33 97V98H32ZM34 97H35V99H34ZM46 97H49V99L48 98H46ZM57 97H59L60 99H58ZM67 97V98H66ZM82 97H83V99H82ZM93 97V98H92ZM99 97V98H98ZM157 97H160V98H158L157 99ZM172 97V98H171ZM175 97H177V98H175ZM231 97V98H230ZM2 98V99H1ZM5 98V99H4ZM68 98H69V100H68ZM72 98V99H71ZM75 98V99H74ZM91 98V99H90ZM95 98L97 99V101L95 100ZM111 98H112V100H111ZM129 98H131V99H129ZM132 98L134 99L133 101H132ZM136 98V99H135ZM168 98V99H167ZM170 98V99H169ZM181 98V99H180ZM209 98H210V102H211V106L209 105V107H208V104L206 103V102H208L209 101ZM219 98V99H218ZM8 99V100H7ZM24 100V101H22L21 102V100ZM32 99H34V100H32ZM42 99V100H41ZM43 99H45V100H43ZM47 99H48V101L49 102H51L49 105L51 106L52 105V107H51V109H50V107H48V101H47ZM53 99H54V101H53ZM67 99V100H66ZM71 99V100H70ZM81 99L84 101H82L81 102ZM90 99V100H89ZM94 99V100H93ZM99 99V100H98ZM102 99H104V100H102ZM125 99H126V101H130L131 100V102H130V105H129V101L128 102H126L125 101ZM173 99V100H172ZM180 99V100H179ZM187 99V101H185V100ZM189 99V100H188ZM208 99V100H207ZM211 99H212V101H211ZM223 99V100H222ZM225 99V100H224ZM227 99H228V101H227ZM231 99H232V101H231ZM28 100V101H27ZM37 102H36V101ZM41 100V101H40ZM58 100L59 102L62 100L63 102L61 103H59L58 101V103L56 102V101ZM102 100V101H101ZM117 100H118V102H117ZM171 100V101H170ZM220 102H219V101ZM11 101V102H10ZM46 101V102H45ZM64 101H68L67 103L66 102H64ZM89 101V102H88ZM104 101V102H103ZM149 101H148V103H149ZM168 101V102H167ZM177 101H179V103L177 102ZM183 101V102H182ZM193 101V102H192ZM216 101V102H215ZM223 101V102H222ZM8 102H10V104L8 103ZM24 102H27V103H25L24 104ZM38 102H40V103H38ZM43 102V103H42ZM48 102V103H47ZM74 102V103H73ZM81 102V103H80ZM93 103L94 102V105H97V107L99 108L101 105L100 104H102L103 105V103H104V106H101L100 108L102 109L103 107L105 108V102L107 103V105H106V108L102 111L100 108L98 109L97 107H94V105L93 104H91V103ZM96 102H97V104H96ZM99 102H101V103H99ZM188 103V104H184V103ZM192 102V103H191ZM210 102H208L209 104H210ZM215 102V103H214ZM219 102V103H218ZM4 103H6V104H4ZM13 105H12V104ZM17 103V104H16ZM18 103H20V105L18 104ZM22 103V104H21ZM30 103H32V105L30 104ZM37 105H36V104ZM42 103V104H41ZM44 103H45V105H46V107L44 106V108L42 107V105H44ZM54 103V104H53ZM57 103V104H56ZM76 103V104H75ZM99 103V104H98ZM110 103V105H108ZM127 103V104H126ZM182 103V104H181ZM191 103V104H190ZM204 103H206V105L204 104ZM8 104V105H7ZM27 104V105H26ZM56 104V105H55ZM66 104V105H65ZM78 104V105H77ZM81 104V105H80ZM124 104V105H123ZM125 104L127 105V106H125ZM170 104V105H169ZM178 104V105H177ZM181 104V105H180ZM217 105V106H214V105ZM219 104V105H218ZM34 105V106H33ZM40 105V106H39ZM53 105H55V107L53 106ZM68 105H70V106H68ZM72 105V106H71ZM74 105V106H73ZM83 105V106H82ZM92 106L93 108H95V109H93L92 107L91 108H89L90 106ZM99 105V106H98ZM129 105V106H128ZM183 106L184 107V105L186 106L185 107V109L186 110H180L181 108L180 107H178V108H176L177 106ZM189 105V106H188ZM221 105V106H220ZM36 106H39V107H37L36 108ZM65 106V107H64ZM87 106V107H86ZM118 106V107H117ZM218 106H220V107H218ZM224 106V107H223ZM6 107V108H5ZM16 107V108H15ZM22 107V108H21ZM24 107V108H23ZM40 107H42L43 109H44V111H43V109L42 108H40ZM48 107V108H47ZM76 107V108H75ZM79 107H81V109L79 108ZM109 107H111V109L114 111V109L116 110V112H115V114H114V112L109 108ZM113 107V108H112ZM126 107V108H125ZM171 107V108H170ZM211 107L214 109V111H213V109L211 110ZM32 108V109H31ZM39 108V109H38ZM45 108L46 109H48V111L46 110L45 111ZM53 108V109H52ZM68 108H70V109H68ZM79 108V109H78ZM88 108H89V110H88ZM98 110H97V109ZM148 108L150 109V110H148ZM180 108V109H179ZM206 108V109H205ZM207 108H208V110H207ZM216 108V109H215ZM17 109V110H16ZM55 109H57L56 111H55ZM64 110V109H66V110H64L63 111V113H62V110ZM72 109H73V111H72ZM95 111V110H97L96 111V113L93 111V110ZM118 109V110H117ZM161 109H163V110H161ZM178 109V110H177ZM203 109H204V111H203ZM209 109H210V111H211V113L210 112H208L209 111ZM4 110V111H3ZM23 110V111H22ZM24 110H25V112H24ZM38 110H39V113H38ZM40 110H42V111H40ZM50 110H52V111H50ZM77 110H79V111H77ZM92 110V111H91ZM110 110V111H109ZM153 110V111H152ZM15 111V112H14ZM22 111V112H21ZM34 111H36V112H34ZM55 111V112H54ZM60 111V112H59ZM66 111V112H65ZM77 111V112H76ZM82 111V112H81ZM101 113H100V112ZM112 111V112H111ZM127 112V116L129 117H126L125 118V116H126V112ZM148 111H150L149 113H148ZM151 111H152V113H151ZM208 113H207V112ZM218 111V112H217ZM21 112V113H20ZM29 112H32L31 114L29 113ZM44 112V113H43ZM48 112H50V113H48ZM52 112H53V114H52ZM81 112V113H80ZM100 114H99V113ZM108 112V113H107ZM109 112L113 115H109ZM123 114H122V113ZM164 112V113H163ZM187 112V114H185ZM204 112H205V114L207 113V116L204 114ZM55 113V114H54ZM88 113V114H87ZM90 113V114H89ZM105 113V114H104ZM117 113V114H116ZM118 113H120V114H118ZM153 113H154V115H153ZM158 115H157V114ZM167 113V114H166ZM169 113V114H168ZM173 114V115H171V114ZM206 116V117H208L207 119H206V117L204 116L203 117V114ZM213 113V114H212ZM23 116H22V115ZM44 114H46V115H44ZM57 114H58V116H57ZM68 116H67V115ZM70 114V115H69ZM80 114V115H79ZM87 114V115H86ZM94 114H95V116H94ZM96 114H97V116H96ZM106 114H108V115H106ZM164 114H166L165 116L167 117V118H165V116H164ZM211 114V115H210ZM217 114V115H216ZM218 114H219V117H218ZM21 115V116H20ZM65 117H64V116ZM99 115V116H98ZM119 115V116H118ZM152 115V116H151ZM157 117H156V116ZM160 115H161V117H160ZM171 115V116H170ZM181 115H184V116H181ZM208 115H210V117H212L211 119H210V117L208 116ZM220 115H223V116H220ZM57 116V117H56ZM71 116V117H70ZM74 116H76V117H74ZM102 116V117H101ZM116 118H115V117ZM164 116V117H163ZM5 117V118H4ZM55 117V118H54ZM62 117V118H61ZM68 117V118H67ZM78 117V118H77ZM91 117V118H90ZM99 119H98V118ZM119 117V119H117ZM172 117V118H171ZM177 117V118H176ZM225 119H224V118ZM7 118V119H6ZM35 118V120L33 121V119ZM37 118H38V121H37ZM53 118V119H52ZM67 118V119H66ZM75 118H77V119H75ZM84 118V119H83ZM90 118V119H89ZM100 118H104V119H100ZM113 118V119H112ZM115 118V119H114ZM144 118V119H143ZM155 118V119H154ZM165 118V119H164ZM205 118V119H204ZM5 119V120H4ZM56 119V120H55ZM77 121H75V120ZM94 119V120H93ZM96 119V120H95ZM112 120V122H111V120ZM143 119V120H142ZM158 119V120H157ZM224 119V120H223ZM11 120V121H10ZM17 120V121H16ZM28 120V121H27ZM68 121V123H66L67 121ZM70 120V121H69ZM73 120H74V122H76V124L73 122ZM86 120H87V123H86ZM91 120V121H90ZM95 121V122H93V121ZM99 120V121H98ZM102 120V121H101ZM104 120V121H103ZM127 120V121H126ZM162 120V121H161ZM177 120V122H175ZM207 120H208V123H207ZM13 121V122H12ZM35 121L37 122V123H35ZM45 123H44V122ZM51 122V123H49V122ZM59 121V122H58ZM80 121V122H79ZM107 121V122H106ZM108 121H110L112 124H110V122H108ZM117 121V122H116ZM125 122V123H121V122ZM158 121H159V123H158ZM164 121V122H163ZM180 121V122H179ZM211 121H213V122H211ZM216 121V122H215ZM34 122V124H32ZM42 122V123H41ZM105 122V123H104ZM120 122V123H119ZM155 122H156V125H155ZM163 122V123H162ZM174 122H175V124H174ZM179 122V124H176V123H178ZM201 124H200V123ZM210 122V123H209ZM3 123V124H2ZM16 123V124H15ZM42 125V126H39L40 124ZM65 123V124H64ZM84 123V124H83ZM98 123V124H97ZM102 123V124H101ZM108 123V124H107ZM141 123H143V125H140ZM153 123V124H152ZM36 124V125H35ZM46 124V125H45ZM50 124V125H49ZM53 124V125H52ZM60 124H62V125H60ZM80 124V125H79ZM95 124H96V126L98 127V128H96V126H95ZM100 124V125H99ZM113 124H114V126H113ZM116 124V125H115ZM125 124V125H124ZM25 125V126H24ZM35 125V126H34ZM45 125V126H44ZM82 125H84V126H82ZM86 125H87V127H86ZM94 127L93 129H92V126ZM107 125V126H106ZM109 125H112L113 126V129H115L116 131H117V134H116V132H115V134H114V131H113V129H112V126H109ZM119 125V126H118ZM121 125H124V126H122L123 127V129H122V127H121ZM145 125H147L146 126V128H145ZM155 125V126H154ZM4 126V127H3ZM23 126V127H22ZM77 126V127H76ZM79 126H81L80 128H79ZM109 126V127H108ZM153 126V127H152ZM2 127L4 128V129H2ZM48 127H50L49 129H48ZM62 127V128H61ZM69 127H71V128H69ZM116 127V128H115ZM169 127L170 128H174V129H172V131L173 132H171L170 130L171 129H169ZM221 127V130H219V128ZM14 128V129H13ZM17 128V129H16ZM20 128V129H19ZM32 128V129H31ZM41 128H43V129H41ZM84 128V129H83ZM88 130V131H86V129ZM102 128V129H101ZM109 128V130H112L111 132H109V131H107L106 129H108ZM111 128V129H110ZM149 129V131L151 130V134H149V135H147L148 133H149V131H148V129ZM151 128V129H150ZM195 130H194V129ZM207 128H209L208 130L210 131V129H211V131L208 133V132H206V131H208L207 130ZM37 129V130H36ZM55 129V130H54ZM57 129V130H56ZM61 129H63V130H61ZM68 129V130H67ZM79 129V130H78ZM80 129H82V130H80ZM97 129V130H96ZM100 129V130H99ZM138 129V130H137ZM147 129V130H146ZM152 129H154V131H152ZM157 129H158V131H157ZM169 130V135L168 134H166V136H167V138H165V133H167V131ZM197 129H200L199 131L197 130ZM203 129H205V130H203ZM30 130L31 131H33V132H30ZM141 130V134L140 133H138L139 131ZM143 130H145V132L143 131ZM162 130V131H161ZM163 130H164V133H163ZM202 130H203V132H202ZM214 130H216V131H214ZM217 130H218V132H217ZM28 133H26V132ZM42 131V132H41ZM49 131V132H48ZM54 131H57V132H54ZM61 131V132H60ZM70 131V132H69ZM72 131V132H71ZM83 131H85L84 133H83ZM99 131H102L101 133L99 132ZM146 131H148V132H146ZM156 131V132H155ZM5 132V133H4ZM12 132V133H11ZM66 132H68L67 134H69V135H67L66 134ZM75 132V133H74ZM113 132V133H112ZM203 134H202V133ZM4 133V134H3ZM12 134V135H10V134ZM20 133V134H19ZM22 133V134H21ZM30 133H32V134H30ZM65 133V134H64ZM70 133H72L73 134V136H72V134H70ZM88 133V134H87ZM98 133V134H97ZM143 133V134H142ZM145 133H146V135L148 136H146L145 135ZM156 133H159L157 136H159V137H157L156 136ZM201 133V134H200ZM24 134V135H23ZM37 134V135H36ZM58 134H60V135H58ZM63 134V135H62ZM86 134V135H85ZM91 134V135H90ZM95 134H96V136H95ZM100 134V135H99ZM105 134H107L108 136H107V138H106V135ZM205 134H206V136H205ZM209 134H210V136H209ZM10 135V136H9ZM18 135V136H17ZM29 135V136H28ZM47 135V136H46ZM99 135V136H98ZM140 135H141V137H140ZM144 136V139H142L143 138V136ZM155 135V136H154ZM163 135V136H162ZM203 135V136H202ZM215 137H213V136ZM27 136V137H26ZM33 136V137H32ZM36 136H37V138H36ZM41 136V137H40ZM46 136V137H45ZM64 136V137H63ZM70 136V137H69ZM75 136V137H74ZM80 136L81 137H84V138H80ZM87 136V137H86ZM101 136H104L106 139H104V137H101ZM110 136V137H109ZM117 136H120L119 138H117ZM137 136V137H136ZM145 136L147 137V138H145ZM173 135H171V137H172ZM4 137V138H3ZM13 137V138H12ZM23 137V138H22ZM31 137L33 138L32 140H31ZM102 138L101 139V141H100V139L99 138ZM153 137V138H152ZM158 138V140L156 139V138ZM204 137H206L207 138V140L205 139L204 140ZM209 137H213L214 138V140H213V138H212V140H211V138H209ZM11 138H12V140H11ZM16 138V139H15ZM29 138V140H26V139H28ZM36 138V139H35ZM41 140H40V139ZM45 138V139H44ZM68 139V141H66L67 139ZM71 140H70V139ZM73 138V139H72ZM76 140H75V139ZM89 138V139H88ZM108 138H109V140H108ZM159 138H161V139H159ZM198 138V139H197ZM202 138V139H201ZM2 139V140H1ZM23 139V140H22ZM49 139V140H48ZM53 139V140H52ZM82 139V140H81ZM86 139H88V140H86ZM91 139V140H90ZM119 139V140H118ZM139 139L141 140V142L139 141ZM146 139H147V143H146ZM156 139V140H155ZM167 141H166V140ZM187 139V140H186ZM189 139V140H188ZM25 140V141H24ZM31 140V141H30ZM44 140V141H43ZM73 140V141H72ZM78 140V141H77ZM86 140V141H85ZM102 140H104V141H102ZM113 140V141H112ZM165 140V141H164ZM209 140V141H208ZM210 140H211V142H210ZM14 141V142H13ZM38 141H39V143L41 144H39L38 143ZM72 141V142H71ZM77 141V142H76ZM100 141V142H99ZM151 141V142H150ZM157 141V142H156ZM185 141H188V143H189V146H188V144L185 142ZM191 141H194V143H192L191 144ZM196 141V142H195ZM19 142V143H18ZM35 142V143H34ZM76 142V143H75ZM85 142V143H84ZM92 142H93V144H92ZM103 142V143H102ZM104 142H107V143H105L104 144ZM109 142V143H108ZM117 142V143H116ZM138 142H139V144H138ZM163 142V143H162ZM166 142V143H165ZM209 142V143H208ZM215 142V141H214ZM262 143H260L259 144V147H258V151H254L253 152V154L247 159V162L248 161H250L251 159H253V160H251V161H253L252 163H251V161H250V163L248 162H246L245 163V165H244V167L241 169V173L238 175L239 176V181L236 179V181H238V182H236V185H234L232 188V192H236V188L238 187V186H241L242 185V183L241 182H243V184L244 183H246V181L248 180V178H250L251 176V171H254V170H252V169H254V167L256 166V164H260L261 162H264V147H263V149H262V145L264 144V140L263 141H261ZM22 143V145H20ZM26 143V144H25ZM67 143H69V145L67 144ZM91 143V144H90ZM97 143V144H96ZM120 143V142H119ZM118 143V144H119ZM137 143V144H136ZM145 143V144H144ZM157 143V144H156ZM158 143H159V145H158ZM195 143H198V145L197 144H195ZM19 144V145H18ZM29 144V145H28ZM71 144L73 145V147L71 146ZM78 144V145H77ZM81 144V145H80ZM84 144V145H83ZM109 144H114L113 146H116V148H114V149H116V150H114L113 148H111V145L109 146ZM142 144V145H141ZM166 146H164V145ZM167 144H168V146H167ZM186 144V145H185ZM195 144V145H194ZM25 145V146H24ZM26 145H28V147L26 146ZM33 145H35V146H33ZM75 145V146H74ZM91 145H93V146H91ZM107 145V147H105ZM132 145H135V146H137V148L139 147V149L141 148V151L140 150H137V148L136 147H132L131 148V146ZM144 145V146H143ZM148 145V146H147ZM153 145V146H152ZM162 145V146H161ZM185 145V146H184ZM191 145H194V146H191ZM23 146V147H22ZM69 146V147H68ZM78 146L80 147V148H78ZM108 146H109V149H108ZM141 146V147H140ZM142 146H143V149H142ZM158 148H157V147ZM188 146V147H187ZM200 146V147H199ZM264 146V145H263ZM20 147H22V148H20ZM82 147H84L85 149H86V151H85V149L83 148V150H82ZM144 147H145V149H144ZM156 147V148H155ZM168 147V148H167ZM36 148V149H35ZM129 148L127 149V150H129ZM149 148H150V150H149ZM164 148H167L165 151H167V153L166 152H162V151H164ZM199 148V149H198ZM201 148V149H200ZM211 149V150H208V149ZM259 148L261 149V150H259ZM26 149V150H25ZM28 149V150H27ZM32 149V150H31ZM96 149V151H98V153H100V154H102V152H105L104 154H102V155H99V154H96V153H92L94 150ZM100 149H103V150H101V151H99ZM106 149H108V150H110L109 152H108V150H106ZM152 149H154L155 151H151ZM162 149V150H161ZM179 149V150H180ZM204 149V150H203ZM30 150V151H29ZM89 150V151H88ZM90 150H91V152H90ZM112 150V151H111ZM142 150H143V152H144V154H142L141 152H142ZM148 150V151H147ZM198 150H200V151H198ZM202 150V151H201ZM208 150V153L206 152ZM263 150V151H262ZM23 151V152H22ZM30 153H29V152ZM96 151H94V152H96ZM114 151H117V152H114ZM194 153H193V152ZM205 151V152H204ZM25 152H28V155L29 154H32V155H29V157H28V155L25 153ZM72 152L74 153V154H72ZM111 152L113 153L114 152V155L113 154H111ZM137 152H138V154H137ZM139 152L141 153V156L139 155ZM146 152V153H145ZM157 152V153H156ZM162 152V153H161ZM192 154H191V153ZM200 152V153H199ZM209 152H210V154H209ZM20 153H22L23 154V157H21L20 158ZM26 154V156H25V154ZM39 153H41V154H39ZM83 155H82V154ZM85 153V154H84ZM107 153V154H106ZM111 154V155H109V154ZM118 154L117 156H116V158H114V156L116 155V154ZM133 153V154H132ZM150 153H153V155L154 156H152V154H150ZM174 154V156H173V154ZM197 153V154H196ZM205 153V154H204ZM257 153V154H256ZM263 153V154H262ZM18 154V155H17ZM72 154V156H70ZM76 154V155H75ZM106 154V155H105ZM135 154V155H134ZM149 154L153 157V158H151V156L149 157ZM182 154H183V156H182ZM196 154V155H195ZM200 155V159H199V155ZM201 154H203V155H205V158L203 157V155H201ZM3 155V156H2ZM34 155V156H33ZM40 155H41V157H40ZM75 155V156H74ZM78 155V156H77ZM93 155H95V156H93ZM97 155V156H96ZM108 155V156H107ZM139 155V156H138ZM142 155H143V157H142ZM146 155V156H145ZM147 155H148V157H147ZM257 155V156H256ZM22 156V155H21ZM30 156L32 157V158H30ZM66 156H68L67 158H69V159H67L66 158ZM70 156V157H69ZM77 156V157H76ZM81 156V157H80ZM83 156H84V158H83ZM93 156V157H92ZM98 156H99V158H101L102 156H104V159L106 158V160H104V161H102L103 160V157H102V159H98ZM146 158H145V157ZM162 156V157H161ZM182 156V158L184 157V156H186L185 158H180V157ZM6 157V158H5ZM17 157H19L18 159H17ZM74 157V158H73ZM81 158L80 160H79V158ZM92 157V158H91ZM135 157H136V159H135ZM165 157V158H164ZM197 157H198V159H197ZM27 158H29V159H27ZM34 158V159H33ZM91 158V159H90ZM97 159L98 160V162H97V160L95 161V160H93V161H95L94 163H93V161H92V159ZM111 159V160H109V159ZM129 158V159H128ZM135 159V160H133V159ZM140 158V159H139ZM143 158V159H142ZM164 158V159H163ZM194 158H196V159H194ZM207 158H208V160H207ZM259 158V159H258ZM27 159V160H26ZM37 159V160H36ZM67 159V160H66ZM78 159V160H77ZM90 159V160H89ZM118 159H119V161H118ZM123 161H122V160ZM131 159L133 160V162L131 161ZM150 159V160H149ZM153 159V160H152ZM155 159V160H154ZM162 159V160H161ZM166 159V160H165ZM194 159V160H193ZM206 159V160H205ZM209 159H211V160H209ZM256 161H255V160ZM3 160V161H2ZM19 160V161H18ZM24 160V161H23ZM25 160H26V162L27 161H29V162H27V164H25L26 162H25ZM100 160V161H99ZM117 160V161H116ZM120 160L123 162V163H121L120 162ZM129 160V161H128ZM144 160V161H143ZM149 160V161H148ZM165 160V161H164ZM168 160V161H167ZM182 160L184 161V163L182 162ZM191 160H193V161H191ZM200 160H203V161H200ZM2 161V162H1ZM11 161V162H10ZM32 161V162H31ZM37 161V162H36ZM40 161H42V162H40ZM86 161V162H85ZM88 161V162H87ZM106 161V162H105ZM111 161V162H110ZM115 161H116V163H115ZM125 161V162H124ZM155 161V162H154ZM166 161L167 162H169L168 164H166ZM173 161V162H172ZM4 162H5V164H4ZM24 162V167L26 168V167H28V168H26V169H24L23 170V167H21V166H23L22 165V163ZM36 164H35V163ZM118 162H120V163H118ZM131 162V163H130ZM148 162V163H147ZM157 162V163H156ZM177 162V163H176ZM181 164V166H180V164ZM188 162H191L190 164L188 163ZM18 163H19V166H18ZM20 163H21V165H20ZM29 163H33L32 164V166H30V168H29ZM67 163V164H66ZM82 163V164H81ZM85 163V164H84ZM87 163H89L91 166L89 167L88 165H87ZM99 163V165L97 166V164ZM111 163V166L112 165H115V169H114V167H112L111 169L112 170H110L109 168V164ZM114 163V164H113ZM124 163H125V166H126V168H124L125 166H124ZM134 163V167L133 166H130V165H132ZM147 163V164H146ZM155 163V164H154ZM165 164V166H164V168L166 167V169H163L162 167H163V165L162 164ZM195 165H194V164ZM200 163V164H199ZM209 163V164H208ZM11 164V165H10ZM30 164V165H31ZM69 164H70V166H69ZM94 164H96V165H94ZM101 164H102V166H101ZM123 164V165H122ZM128 164H130V165H127ZM154 166V165H156V166H154V167H152L151 168V166L152 165ZM162 166V167H160V165ZM170 164H172V165H170ZM173 164H175V165H173ZM179 164V165H178ZM185 165V166H183V165ZM189 164V165H188ZM198 164V165H197ZM262 164V163H261ZM4 165H6L7 166V168L4 166ZM9 165V166H8ZM26 165H28V166H26ZM35 165V166H34ZM68 167H67V166ZM87 165V166H86ZM93 165V166H92ZM121 165V166H120ZM137 165H139V168H138V166ZM168 165H170V166H168ZM176 165H177V167H176ZM191 165V166H190ZM200 165V166H199ZM209 165V166H208ZM41 166V167H40ZM63 168H62V167ZM66 166V167H65ZM94 166H96L95 168H94ZM101 166V167H100ZM108 166V167H107ZM142 166H143V168H142ZM147 166V167H146ZM188 168H187V167ZM190 166V167H189ZM194 166H195V168H196V166H197V169H195L194 168ZM254 166V167H253ZM260 166V165H259ZM19 167H20V169H22L21 171H20V169H19ZM34 167V168H33ZM36 167V168H35ZM71 167V168H70ZM119 167H121V168H123V169H121V168H119ZM129 167H130V169H129ZM132 167V168H131ZM173 168V171H172V168ZM179 167V168H178ZM181 167V168H180ZM184 167V171L185 172H181L182 170H180V169H182ZM6 170H5V169ZM65 168H67V170H68V172H67V170H65ZM145 168V169H144ZM158 168V169H157ZM161 168V169H160ZM194 168V169H193ZM199 168V169H198ZM246 170H245V169ZM252 168V169H251ZM260 168H262V166L260 167ZM33 169V173H31V175L29 174L30 172H32L31 170ZM96 169V170H95ZM116 169H118V170H116ZM126 169L130 172H128V171H126ZM139 169V170H138ZM142 169V170H141ZM166 170L167 172H164L163 170ZM186 169H187V171H186ZM188 169H190V170H188ZM193 169V170H192ZM248 169V170H247ZM250 169V170H249ZM263 169V168H262ZM26 170H28V171H26ZM39 172H38V171ZM94 170V171H93ZM101 170V171H100ZM103 170V171H102ZM106 170V171H105ZM115 170V171H114ZM120 170V171H119ZM126 171V174H125V172H123V171ZM162 170V172H161V174H160V171ZM169 170H170V172H169ZM177 170H178V172H177ZM193 172H192V171ZM26 171V174H24V172ZM35 171V172H34ZM75 171V172H74ZM92 171V172H91ZM98 171H100V173L98 172ZM108 171V172H107ZM109 171H110V173L112 174V172L114 171V176H113V174H112V178H111V180L113 181H111L110 180V177H111V175H108V174H110L109 173ZM118 171V172H117ZM192 172V173H189V172ZM200 171V172H199ZM204 171V173H202ZM246 171L248 172V173H246ZM249 171H250V173H249ZM5 172H7L6 174H5ZM16 172V173H15ZM27 172H28V174H27ZM37 172V173H36ZM65 172V173H64ZM120 172L122 173V174H120ZM134 172H136V173H134ZM137 172H138V174H137ZM142 172V173H141ZM156 172H157V174H156ZM164 172V173H163ZM177 172V173H176ZM259 172H262V171H259ZM108 173V174H107ZM129 173V174H128ZM155 173V174H154ZM163 173V174H162ZM188 173V174H187ZM194 173V174H193ZM203 174V175H200V174ZM2 174V175H1ZM15 174V175H14ZM21 174H23V175H21ZM65 174V175H64ZM74 174V175H73ZM81 174V175H80ZM102 174V175H101ZM131 174H132V176H131ZM136 174V175H135ZM158 174H160V175H158ZM167 174V175H166ZM170 174V175H169ZM177 174V175H176ZM186 174V175H185ZM198 174V175H197ZM245 174H248L247 176H245L246 177V180H243V179H245V177H243ZM250 174V175H249ZM252 174H253V172H252ZM4 175V176H3ZM14 175V176H13ZM29 175V176H28ZM89 175H91L90 177H91V179H90V177H89ZM101 175V176H100ZM108 175V176H107ZM117 175V176H116ZM120 175V176H119ZM139 175V176H138ZM142 175V176H141ZM165 175H166V177H165ZM174 175L175 176H181V175H183V176H185L184 178H182V179H184V180H182L181 179V177H183V176H181V177H175L174 178ZM192 175V176H191ZM194 175V176H193ZM196 175V176H195ZM22 176V177H21ZM27 176H28V178H27ZM30 176H31V178H30ZM59 176H62V177H59ZM64 176V177H63ZM77 176V177H76ZM87 176L89 177V178H87ZM104 176V177H103ZM123 176V177H122ZM136 176V177H135ZM144 176V177H143ZM148 176V177H147ZM170 176V177H169ZM188 176H190V177H188V179H187V177ZM198 176V177H197ZM240 176H241V178H240ZM8 177V178H7ZM26 177V178H25ZM68 177V178H67ZM70 177V178H69ZM99 177V178H98ZM115 177V178H114ZM117 177V178H116ZM120 177V178H119ZM127 178V180H126V178ZM139 177V178H138ZM147 177V178H146ZM163 177V178H162ZM168 177V178H167ZM194 179H192V178ZM22 178H24V179H22ZM61 178V179H60ZM79 180H78V179ZM102 178V179H101ZM108 178V179H107ZM122 178H125V180L123 179L122 180ZM144 178V179H143ZM146 178V179H145ZM149 178V179H148ZM154 178V179H153ZM162 178V179H161ZM164 178H166V179H164ZM171 178V179H170ZM174 180H173V179ZM179 180H178V179ZM187 180H186V179ZM238 178V177H237ZM28 181H26V180ZM61 181H60V180ZM67 181H66V180ZM71 180V182H69L70 180ZM74 179V180H73ZM84 179V180H83ZM114 179V180H113ZM135 179V182L133 181ZM140 179H141V182H140ZM24 180L26 181V182H24ZM56 180H59L60 181V183L58 182V181H56ZM62 180H64L63 182H62ZM96 180V181H95ZM118 180V181H117ZM139 180V181H138ZM149 180V181H148ZM153 180H156V182H157V184H156V182L155 181H153ZM165 180H168V181H165ZM176 180H178V183L177 182H175L176 184H178L179 185V183H180V185H179V188L181 189H177L178 187H177V185L174 183V184H172L173 183V181H176ZM181 180H182V182L183 181H185V182H183V183H185V184H181L182 182H181ZM200 180V179H199ZM240 180H242L241 182H240ZM4 181V182H3ZM6 181V182H5ZM16 181V182H15ZM88 181V182H87ZM94 181V182H93ZM110 181V182H109ZM121 181V182H120ZM128 181V182H127ZM138 183H137V182ZM146 181V182H145ZM169 181H170V183H169ZM188 181H189V183H188ZM56 182H58V183H56ZM75 182V183H74ZM104 182V183H103ZM108 182V183H107ZM112 182V183H111ZM117 182V183H116ZM125 182V183H124ZM133 182V183H132ZM152 182V183H151ZM154 182V183H153ZM159 182V183H158ZM164 182V183H163ZM168 182V183H167ZM172 182V183H171ZM6 183V184H5ZM20 183V184H19ZM56 185H55V184ZM63 183V184H62ZM69 183H71V185L69 184ZM72 183H74V184H72ZM84 183V184H83ZM119 183V184H118ZM124 183V184H123ZM128 183V184H127ZM130 183V184H129ZM141 183H143V184H141ZM187 183V184H186ZM239 183H241V184H239ZM61 184V185H60ZM91 184V185H90ZM103 184H104V186H103ZM111 184V185H110ZM116 184V185H115ZM133 185L134 187H135V185H138L137 186V188L135 189V188H133V186H130V185ZM149 184V185H148ZM163 184V185H162ZM165 184V185H164ZM168 184V185H167ZM170 184H171V186H170ZM237 184H239V185H237ZM6 185V186H5ZM10 185V186H9ZM15 185V187L13 188V186ZM21 187H20V186ZM25 185V186H24ZM85 185V186H84ZM89 185V186H88ZM99 185H102V186H100L99 187ZM108 185V186H107ZM110 185V186H109ZM119 185H121V187L119 186ZM124 185V186H123ZM151 185V186H150ZM153 185H155V186H153ZM161 185V186H160ZM176 185V186H175ZM185 185V186H184ZM3 186V187H2ZM8 186H9V190L7 189L8 188ZM12 186V187H11ZM53 186V187H52ZM55 186H56V188H55ZM116 186V187H115ZM152 186H153V188H152ZM166 186V187H165ZM184 186V187H183ZM259 186H261V185H259ZM258 186V188H261V187H259ZM6 187V188H5ZM19 187V188H18ZM59 187V188H58ZM62 187H64V188H62ZM88 187V188H87ZM103 187V188H102ZM106 187H107V189H106ZM119 187H120V189H119ZM124 187V188H123ZM150 189H149V188ZM155 187V188H154ZM169 187V188H168ZM189 187V188H188ZM226 187V186H225ZM225 187H222V189L220 188L219 190H218V192H220V194L219 195H216L215 197H214V199H216V198H220V199H218V200H220V201H222L223 202V206L222 207H224L225 205V207H224V209L222 208V207H219V206H221V202H218V200H211V202L210 203H207V205L206 204H203V205H205V206H200V205H202V204H200L198 207H196V205L194 204V206L193 207H196V208H193V210L192 211H197L199 214L198 215H200L199 217L200 218H202V214H200V213H203V215H205L206 216V219H200L199 217L198 218H194V222L193 223H195V225H190L189 227L191 228V230L193 231L194 229V231L195 232H197V229L201 232V230H203L206 226H205V224L207 223V222H210V219L212 218L211 216V214L209 213V212H212V214H214L215 213V211L217 212L218 210L220 211V212H217V218L214 220V222L215 221H217L218 223L217 224H221V225H223L224 223L223 222H225L226 220V218H227V215L225 216V214L226 213H228V212H225L226 211V209L228 208L227 206H232V207H230V208H228L229 210H231L232 212H234V214H236V209H234V207H238L239 205H240V207L245 203H247V208H249V207H252V206H249L250 204L252 205V204H255V203H252V202H250V201H248L247 199L245 200L244 198H245V196H244V194L242 195L244 198H242L243 200H238L239 201V203L238 202H235L234 204H229L228 205V203H230L229 201V196H230V190H229V188L226 190H224V188ZM11 188H13L14 190H12ZM61 188V189H60ZM66 188V189H65ZM99 188V189H98ZM122 188V189H121ZM132 188V189H131ZM160 188V189H159ZM166 188H167V190H166ZM176 188V189H175ZM227 188V187H226ZM240 187H238V189H239ZM7 189V190H6ZM51 189V190H50ZM59 189V190H58ZM67 189H68V191H67ZM90 189V190H89ZM117 189V190H116ZM135 189V190H134ZM145 189V190H144ZM162 189V190H161ZM171 189V191H169V190ZM186 190V191H184V190ZM234 189H235V191H234ZM5 190V191H4ZM18 190V191H17ZM57 190V191H56ZM64 190H66L65 192L66 193H68V194H66V195H64L65 194V192H63ZM86 190V191H85ZM95 192H94V191ZM98 192H97V191ZM106 190V191H105ZM119 190V191H118ZM123 190V192L125 193H121V191ZM127 190V191H126ZM147 190V191H146ZM157 190V191H156ZM160 190V191H159ZM166 191V193L164 192V191ZM174 190V191H173ZM175 190H177V191H175ZM191 190V189H190ZM222 190V191H221ZM17 191V192H16ZM20 191V192H19ZM50 193H49V192ZM85 191V192H84ZM106 192V193H104V192ZM129 191V192H128ZM130 191L131 192H133V193H130ZM135 191H137V193L135 192ZM142 191V192H141ZM153 191H154V193H153ZM159 191V192H158ZM187 191H189V192H187ZM225 191H227V192H225ZM229 191V192H228ZM261 191V190H260ZM259 191V192H260ZM79 192V193H78ZM89 192V193H88ZM94 192V193H93ZM109 192V193H108ZM113 192H114V194H113ZM118 192H120V194L118 193ZM144 192V193H143ZM148 192V193H147ZM162 193V196H161V193ZM176 192V193H175ZM182 192V194H180V193ZM223 192V193H222ZM258 191H257V193H259ZM14 193V194H13ZM16 193V194H15ZM59 193V194H61L60 196H59V194L57 195V194ZM102 193H104V194H102ZM115 193L117 194L116 196H118V194H119V196L121 197H118V201L116 200V198L117 197H115ZM217 193V192H216ZM227 193V194H226ZM55 194V195H54ZM100 194V195H99ZM102 194V195H101ZM123 194V195H122ZM132 195V194H134V195H132V196H130V195ZM136 194V195H135ZM149 194V195H148ZM152 194V195H151ZM160 196H159V195ZM172 196H171V195ZM224 194L225 195H227V196H224ZM228 194H229V196H228ZM57 195V196H56ZM79 195H81V196H79ZM105 195V196H104ZM139 195V196H138ZM140 195H142V196H140ZM144 195H145V197H144ZM154 195V196H153ZM157 195V196H156ZM165 195H166V197H165ZM180 195H183V197L181 198V199H179L178 197H180ZM224 196V199H223V196ZM246 195V194H245ZM258 195V194H257ZM45 196V197H44ZM63 196H66V198L65 197H63ZM79 196V197H78ZM95 196V197H94ZM99 196V197H98ZM112 198H111V197ZM156 196V197H155ZM178 196V197H177ZM220 196V197H219ZM222 196V197H221ZM115 197V198H114ZM155 197V198H154ZM178 198V201H176L177 200V198ZM227 199H226V198ZM60 198H62V200L60 199ZM64 198L66 199L65 201H64ZM74 198H78V200H79V198H80V200H81V202H78V203H75L77 200L76 199H74ZM132 199V201H131V199ZM138 198V199H137ZM140 198V199H139ZM158 198V199H157ZM164 198V199H163ZM168 198L170 199V200H172L171 202L170 201H168ZM176 198V199H175ZM198 198H200L199 197V195L197 196V200H198ZM222 198V199H221ZM231 198V197H230ZM45 199V200H44ZM46 199H47V201H46ZM49 199V200H48ZM93 199H94V201H93ZM146 199V200H145ZM161 199V200H160ZM259 199H262V198H259ZM74 200H75V202H74ZM79 200V201H80ZM91 200V201H90ZM96 200V201H95ZM104 200V201H103ZM128 200V202L130 201V203H128V202H126ZM196 199H195V201H197ZM232 200V199H231ZM244 200L246 201V202H244ZM107 201V202H106ZM113 201V202H112ZM124 201V202H123ZM133 201H134V203H133ZM168 201V202H167ZM217 201V202H216ZM225 201V202H224ZM228 201V202H227ZM243 201V203H241ZM251 201H253V200H251ZM255 201V200H254ZM112 202V203H111ZM116 202H118V203H116ZM144 203V204H142V203ZM152 202V203H151ZM194 202V201H193ZM207 202H209V201H207ZM215 202V203H214ZM51 203V204H50ZM81 203V205H79ZM98 203H103L102 205L101 204H98ZM109 203V204H108ZM113 203H116V204H113ZM123 205H122V204ZM126 203V204H125ZM196 203V202H195ZM205 203V202H204ZM221 203V204H220ZM224 203H225V205H224ZM227 203V204H226ZM47 204V205H46ZM50 204V205H49ZM52 204H54V209H53V206H52ZM119 204V205H118ZM139 204H142V205H139ZM157 206H156V205ZM173 204V205H172ZM177 204V205H176ZM215 204V205H214ZM220 204V205H219ZM239 204V205H238ZM244 204V205H245ZM249 204V205H248ZM262 204H263V206H262ZM262 204L260 205L261 206V208L259 207L258 209H257V211H260V210H262V212L261 213H263V211H264V201L262 202ZM55 205L56 206H58V207H55ZM76 205V206H75ZM77 205H79V206H77ZM97 205H99V206H97ZM115 205H116V207H115ZM125 205H127V206H125ZM128 205H130L129 207H128ZM133 205H134V207H133ZM144 205V206H143ZM169 205H170V207H169ZM213 205V206H212ZM216 205H217V207H216ZM219 205V206H218ZM236 205V206H235ZM243 205V206H244ZM259 205V204H258ZM22 206L24 207V208H22ZM28 206V207H27ZM48 206V207H47ZM50 206H52V207H50ZM94 206V207H93ZM112 206V207H111ZM141 206V207H140ZM152 206V207H151ZM212 206V208L214 207V209L215 208H218V209H213L212 211L210 210L209 211V208ZM242 206V207H243ZM21 207V208H20ZM30 207V208H29ZM47 207V208H46ZM76 207V208H75ZM103 207V208H102ZM135 207L137 208V210L135 209ZM149 207V208H148ZM160 207V208H159ZM162 207H163V210H161L162 209ZM202 207H204V208H206V210L207 211H204V208H202ZM227 207V208H226ZM240 207H238L237 209H239ZM242 207L240 208V210H238L239 212L241 211V209H242ZM2 208V209H1ZM49 208H51L50 210H49ZM58 208V211H57V213H56V211H55V209H57ZM75 208V209H74ZM107 208V209H106ZM111 208V209H110ZM145 208V209H144ZM202 208V209H201ZM221 208V209H220ZM95 209V210H94ZM113 209L115 210V211H113ZM116 209H117V212H116ZM135 209V210H134ZM141 209V210H140ZM172 209V210H171ZM194 209H196V210H194ZM211 209V208H210ZM227 209V210H228ZM52 210H54L55 211V213H54V211L52 212ZM78 210H79V212H78ZM93 210H94V212H93ZM105 210V211H104ZM145 210V211H144ZM148 210H149V212H148ZM223 210H225V211H223ZM17 211V212H16ZM107 211V212H106ZM110 211V212H109ZM122 211V212H121ZM127 211V212H126ZM132 212V214H131V212ZM135 211V212H134ZM137 211V212H136ZM164 211V212H163ZM200 211V212H199ZM204 211V212H203ZM209 211V212H208ZM224 213V216L226 217H224L223 215H221V214H223L222 212ZM257 211H256V214H255V216L257 215V214H260V217L262 216V218H259V215H257L258 217H257V219H258V221L259 220H261L260 222H257V221H255L256 223H254V221H252V223H251V225H248V224H250L249 223V221H248V223L245 225L246 226V231H245V229H244V232H242L241 234H242V236H241V238L239 237V238H237L235 241H237V243H241V245H239V247H241V249H243L244 247H243V245H244V242H246V241H250V239L249 240H247V238H249L250 236H251V234H252V236H251V241H250V243H249V246H250V248H249V246H248V243L246 244L245 243V245H246V247L245 248H247V249H243L242 251H241V249H240V251H239V249L237 248L236 250H238V251H233L232 249L233 248H229L228 249V251L229 252H226V251H224L223 252V255L222 256H224V257H222V261H223V263L222 264H233L234 262H236L237 260V264H243L245 261V263L247 264H264V224H262V223H264V221L262 222V219H264V214H261L260 212L259 213H257ZM26 213V215H25V213ZM54 213V214H52V213ZM74 212H75V215H74ZM98 213L99 214V216H98V214L96 215V213ZM104 212V213H103ZM151 212V213H150ZM154 212V213H153ZM238 212V213H239ZM51 213V214H50ZM106 213L108 214L107 215V217H106ZM118 213V214H117ZM130 214V215H128V214ZM134 213V214H133ZM162 213V214H161ZM163 213H167V214H164L163 215ZM170 213V214H169ZM49 214L51 215V216H49ZM58 214V215H57ZM92 214H94L93 216H92ZM104 214V215H103ZM112 214V215H111ZM122 216H121V215ZM154 214V215H153ZM160 214V215H159ZM206 214H210V215H206ZM220 214V215H219ZM40 215H44V217L45 218H47V219H45L44 217H42L41 216V218L46 222V224L43 226V227H41V228H43V229H40V232L38 231V228H36V227H38L39 225H40V223H41V225H42V221L43 220H40V223L37 221V220H39V219H41L40 218ZM48 215V216H47ZM54 215H56L55 217H54ZM70 215V216H69ZM126 217H125V216ZM140 215V216H139ZM144 215V216H143ZM157 215V216H156ZM164 217H163V216ZM166 215H168V216H166ZM197 214L195 215V216H198ZM254 215V214H253ZM24 216H26V217H24ZM112 216V217H111ZM119 218H118V217ZM136 216V217H135ZM139 216V217H138ZM150 216H151V218H150ZM205 216H204V218H205ZM209 216V217H208ZM221 216V217H220ZM224 218H223V217ZM4 217V218H3ZM7 217V220L5 219ZM57 217V218H56ZM72 217V218H71ZM106 217V218H105ZM114 217H115V219H114ZM125 217V218H124ZM130 217V219H128ZM158 217V218H157ZM160 217V218H159ZM161 217H163V218H161ZM219 217V218H218ZM27 218H29V219H27ZM70 218V220H68ZM93 218H95L96 219V221H95V219L93 220ZM116 218H118V219H116ZM124 218V219H123ZM141 218H142V221H141ZM146 218V221L145 220H143V219H145ZM152 218H154V219H152ZM221 218H223V219H221ZM6 221H5V220ZM37 219V220H36ZM55 219V222L53 221ZM73 219L75 220V221H73ZM108 219V220H107ZM158 219V220H157ZM162 219V220H161ZM220 219V220H219ZM46 220H48V222L46 221ZM53 222V224H52V222ZM107 220V221H106ZM114 220H115V222H114ZM120 220H127L126 222L124 221V222H122V221H120ZM135 220L137 221V222H135ZM207 221V220H209V221H207L206 223H204L203 221ZM212 220V221H213ZM33 221L34 222H36L37 223V226H35L36 225V223H33ZM200 221V223H198ZM203 223H202V222ZM223 221V222H222ZM251 221V220H250ZM7 222V223H6ZM51 222V223H50ZM130 223V224H128V223ZM147 222V223H146ZM214 222H212V223H214ZM230 222V221H229ZM233 222L235 223L236 221H232L231 223H226V225L225 226H228V227H230L232 224H233ZM50 223V224H49ZM66 223L68 224V225H66ZM114 223V224H113ZM119 223V224H118ZM121 223H123L122 225H120ZM125 223L128 225V226H126L125 225ZM137 223V224H136ZM151 223V224H150ZM201 223L203 224V226L201 227L200 225H201ZM48 224H49V229L47 228L48 227ZM70 224V225H69ZM101 225V227H99L100 225ZM112 224L114 225V227L112 226ZM208 224V223H207ZM206 224V225H207ZM253 224H255V225H253ZM256 224H259V225H256ZM260 224H262V226L260 225ZM31 225V226H30ZM33 225H34V227H33ZM93 225V226H92ZM121 226V228H120V226ZM123 225H125V226H123ZM136 225H137V227H136ZM141 225H143L142 226V228H141ZM152 226V228H151V226ZM196 225H197V227H196ZM230 225V226H229ZM46 226V227H45ZM62 227V229L64 230V235H63V230H61V229H59V228H61ZM75 226V227H74ZM98 226V227H97ZM117 226V227H116ZM157 226V227H156ZM192 226V227H191ZM196 227V228H194V227ZM199 226H200V228H199ZM251 226H255V228L253 227H251ZM257 226V227H256ZM259 226H261L262 227V229H261V227H259ZM117 229H116V228ZM118 227H119V229H118ZM150 227V228H149ZM184 226L182 225V229L184 230V228H183ZM248 227V228H247ZM32 228V229H31ZM34 228V229H33ZM39 228H40V226H39ZM68 228V229H67ZM92 228V229H91ZM95 228H97L96 230H95ZM115 230H114V229ZM124 228V229H123ZM127 228H129V230H127ZM132 228V229H131ZM134 228H136V229H134ZM139 228V229H138ZM156 230H155V229ZM158 228V229H157ZM186 228V227H185ZM190 228H188L189 230H190ZM225 228V227H224ZM223 228V229H224ZM227 228V227H226ZM225 228V229H226ZM251 228V230L252 229H255L254 230V232L252 233V231H251V233L249 232L250 230H248V229H250ZM257 228H260L261 229V231H260V229L259 230H257ZM57 229H59V230H61L60 232L62 233H60L59 232V230L57 231ZM90 229V230H89ZM152 229H154V230H152ZM222 229V230H223ZM37 230V231H36ZM41 230L43 231V230H45L46 231V233H45V231L44 232H41ZM49 232H48V231ZM69 230V231H68ZM74 230V231H73ZM77 232H76V231ZM88 230V233L87 232H85V231H87ZM92 230V231H91ZM118 230V231H117ZM136 230V231H135ZM141 230H143V231H141ZM144 230H145V232H144ZM147 230V231H146ZM153 231V233L151 232V231ZM221 230V231H222ZM242 230H243V228H242ZM58 232V235L56 234L57 232ZM71 231V232H70ZM82 231V232H81ZM99 233H98V232ZM123 231V232H122ZM142 233H141V232ZM155 231V232H154ZM193 231V232H194ZM221 231H219V232H221ZM263 231V232H262ZM39 232V233H38ZM67 232V233H66ZM76 232V233H75ZM91 232V233H90ZM115 232V233H114ZM144 232V233H143ZM249 232V233H248ZM256 232L258 233V235L256 234ZM43 233H45L46 235H44ZM75 233V234H74ZM85 233V234H84ZM97 234V235H95V234ZM113 233V234H112ZM125 233V234H124ZM138 233V234H137ZM141 233V234H140ZM148 233H151L153 236L151 237V234H148ZM199 233V232H198ZM245 233V234H244ZM254 233L256 234L255 236H254ZM31 234H32V236H31ZM59 234H61V235H59ZM66 234V235H65ZM83 234V235H82ZM103 234V235H102ZM110 234H112L111 236H110ZM115 234V235H114ZM120 234V235H119ZM134 234V235H133ZM209 234V233H208ZM218 234H221V233H218ZM249 234V235H248ZM259 234H261V235H259ZM57 235V236H56ZM75 235V236H74ZM92 235H93V237H92ZM102 235V236H101ZM180 235V234H179ZM178 235V236H179ZM245 235V237H243ZM248 235V236H247ZM263 235V236H262ZM4 236H6V237H4ZM7 236H9V237H7ZM63 236V237H62ZM134 236V237H133ZM178 236H174L173 238H171L170 239V241L172 240L173 241V239H174V241L173 242H171V244L172 243H178V245H172V247H170L169 248V246H171V244H170V241L168 242L169 243V245H167L168 246V248L166 247L165 248V250H167V252L165 251V254L163 253L162 254V259H161V257L160 258H158V257H155V261H157L158 259H160V261H159V263L160 264H172L171 262H169V260H170V258H171V260H172V262L173 261H175V260H173L174 259V257L176 256L177 257V255H179V254H182L183 253V251H184V247H186V244H184V243H187L188 242V240H191V239H189V238H186V236L185 235H182V237L181 236H179V238H180V240L182 239L183 241L185 240V239H187V242H186V240L184 241V242H182V241H178L179 240V238H178V240H177V238L175 239V237H178ZM183 236H185V239H183ZM246 236H247V238H246ZM259 236V237H258ZM38 237V238H37ZM40 237V238H39ZM60 237V238H59ZM62 237V238H61ZM142 237L144 238V240L142 239ZM145 237H148V238H145ZM151 237V238H150ZM242 237H243V239H244V241H243V239H242ZM254 237L256 238V239H254ZM258 237V238H257ZM53 238L54 239H56V240H54V241H56V242H58L57 244H58V247H56L55 245H57V244H54V243H56V242H54L53 241ZM60 240H59V239ZM63 238H65V240L63 239ZM70 238H72V239H70ZM85 238V239H84ZM88 238V239H87ZM108 238L110 239V238H112V239H110L111 241H109L108 240ZM138 238V239H137ZM139 238L141 239L140 241H139ZM263 238V239H262ZM6 239V240H5ZM40 239V240H39ZM44 240V243H43V241L42 242H39V241H41V240ZM74 239V240H73ZM82 239H84V240H82ZM116 240V242H114L115 240ZM242 241H241V240ZM258 239H260V241L258 240ZM59 240V241H58ZM70 240V241H69ZM73 240V241H72ZM86 240V241H85ZM96 241L95 242V244H94V241ZM99 240V241H98ZM114 240V241H113ZM177 240V241H176ZM246 240V241H245ZM256 240V241H255ZM258 240V241H257ZM26 241V242H25ZM37 241V242H36ZM54 243H53V242ZM61 241H62V247H61V245H59L60 243H61ZM88 241V242H87ZM99 243H98V242ZM108 241V242H107ZM148 241V244L145 246V243L144 242H147ZM151 241V242H150ZM207 241V240H206ZM239 241V242H238ZM25 242V243H24ZM64 242V243H63ZM67 242V243H66ZM76 242H77V244H76ZM80 244H79V243ZM92 242H93V245H92ZM101 242V243H100ZM150 242V243H149ZM179 242H182V244L181 243H179ZM32 243V244H31ZM36 243V244H35ZM40 243V244H39ZM51 243V244H50ZM54 245H53V244ZM72 243V244H71ZM84 243V244H83ZM85 243H86V245H85ZM110 243H111V245H110ZM113 243V244H112ZM139 243V244H138ZM167 243V244H168ZM236 243V244H237ZM261 243V244H260ZM43 246H42V245ZM65 244V245H64ZM82 244V245H81ZM109 244V245H108ZM143 244V245H142ZM181 246H180V245ZM251 244H253V245H251ZM259 246H258V245ZM32 245V246H31ZM37 245V246H36ZM41 245V246H40ZM48 245H51L52 246V249L53 248H55V249H53L54 251L55 250H57V253H59V251H60V253L57 255L56 254V252L54 253V251H50L49 252V250H52V249H49L51 246H48ZM106 245V246H105ZM133 245V246H132ZM137 245V246H136ZM139 245V246H138ZM185 245V246H184ZM205 245V244H204ZM262 245V246H261ZM27 246H29L28 248H27ZM47 246H48V248H47ZM59 246L61 247V249H62V252H61V250H60V248H59ZM82 246H83V248H82ZM105 246V247H104ZM140 246H143V247H140ZM177 246V247H176ZM178 246H179V248H182V249H180L181 250V252L179 251V248H178ZM253 246V247H252ZM32 247V248H31ZM41 247V248H40ZM65 247V248H64ZM79 249H78V248ZM134 247V248H133ZM137 247V248H136ZM139 247V248H138ZM178 248V249H176V248ZM67 248V249H66ZM73 248V249H72ZM75 248V249H74ZM136 248V249H135ZM175 248V249H174ZM25 249V250H24ZM29 249H30V252H29ZM34 249V250H33ZM35 249H37V250H35ZM47 249V250H46ZM71 249V250H70ZM94 249V250H93ZM142 250V252H139L140 250ZM174 249V250H173ZM259 249L261 250V251H259ZM27 250V252H25ZM75 250V251H74ZM88 250V251H87ZM135 250V251H134ZM172 250V251H171ZM258 250V251H257ZM9 251V252H8ZM11 251V252H10ZM33 251H34V253H33ZM36 251H38V252H36ZM41 251V252H40ZM64 251H66V252H64ZM69 251V252H68ZM170 251V252H169ZM175 251H176V254H175ZM179 251V252H178ZM247 253H246V252ZM24 252V253H23ZM32 252V253H31ZM68 252V253H67ZM76 252H77V254H76ZM81 252V253H80ZM87 252V253H86ZM169 252V253H168ZM174 254H173V253ZM234 252V253H233ZM242 254H240V253ZM250 252V253H249ZM255 252V253H254ZM261 252H263L262 254H261ZM5 253H6V255H5ZM7 253H10V254H8L7 255ZM53 253V254H52ZM64 255H63V254ZM86 253V254H85ZM89 253H91V254H89ZM133 253V254H132ZM231 253V254H230ZM245 253V254H244ZM257 253V254H256ZM18 254V255H17ZM22 254H25V255H22ZM45 254V255H44ZM89 254V255H88ZM172 254V256H170ZM259 254H261V256L259 255ZM21 255V256H20ZM32 255V256H31ZM53 255H55L56 257H58V256H60V259H59V257L58 258H56V259H54L55 258V256H53ZM72 255V256H71ZM77 255V256H76ZM132 255V256H131ZM232 255H234V256H232ZM239 258H237L236 256ZM240 255V256H239ZM248 255V256H247ZM255 255H257L256 257H257V259H255L256 257H254ZM10 257V259L8 260V258ZM12 256V257H11ZM18 256V257H17ZM25 256V257H24ZM34 256V257H33ZM40 256V257H39ZM42 256H43V258H42ZM44 256H45V258H44ZM50 256L52 257V258H50ZM67 256V257H66ZM83 256V257H82ZM137 256V257H136ZM225 256H227L226 258H225ZM245 256H246V260L245 261H243L244 259H245ZM253 256V257H252ZM15 257V258H14ZM21 257V258H20ZM22 257H24V258H22ZM54 257V258H53ZM64 257V258H63ZM75 257H77V258H75ZM79 257V258H78ZM134 257H136V258H134ZM167 257V258H166ZM231 257H235V259L237 258V260H234V262H233V259L234 258H231ZM33 258V259H32ZM34 258L36 259V260H34ZM63 258V259H62ZM81 258V260H79ZM135 260V261H131V260H133V259ZM225 258V259H224ZM228 258H231V259H229L230 260V262H228L227 263V259ZM244 258V259H243ZM7 259V260H6ZM39 259V260H38ZM44 259V260H43ZM58 259H59V261H58ZM64 259H65V261H64ZM72 259V260H71ZM75 259H76V261H75ZM176 259V258H175ZM225 261H224V260ZM14 260V261H13ZM34 260V261H33ZM55 260V261H54ZM130 262H129V261ZM161 260H163L162 262H161ZM228 260V261H229ZM252 260V261H251ZM257 260V261H256ZM260 260V261H259ZM263 260V261H262ZM9 261V262H8ZM27 261H29V262H27ZM67 261V262H66ZM70 261H72V262H70ZM80 261V262H79ZM153 261V260H152ZM169 263H168V262ZM243 261V262H242ZM45 262V263H46ZM167 262V263H166ZM252 262V263H251ZM57 263H55V264H57ZM236 263H234V264H236Z\"/></svg>",
	"mask_w": 264,
	"mask_h": 264
},
{
	"label": "bare ground",
	"instance_id": "obj_2",
	"mask_svg": "<svg viewBox=\"0 0 264 264\" xmlns=\"http://www.w3.org/2000/svg\"><path fill=\"white\" fill-rule=\"evenodd\" d=\"M23 1V0H22ZM25 1V0H24ZM37 2V1H39V0H31V3L33 2ZM45 1V0H44ZM56 1V0H55ZM70 1V0H69ZM73 1V0H72ZM104 1L105 0H103L102 1V5H103V3H104ZM110 1V0H109ZM109 1H107V2H109ZM113 1V0H112ZM115 1H117V0H115ZM119 2H120V0H118ZM117 1V2H118ZM122 1V0H121ZM128 1V0H127ZM130 1V0H129ZM138 1V0H137ZM159 1V0H158ZM174 1V0H173ZM200 0H175L174 2H175V6H173L174 7V11L172 12V13H174V17H172V19H171V21L172 20H174L173 21V26H170L171 24H172V22H171V24L170 25H168V26H170V27H172L171 28V30L168 32V29H169V27L167 28V30L166 29H164V31L166 30L168 33H163L162 31H163V28H165V24H166V22L167 21H169V19L167 20V21H165V18L163 19L164 21H163V23H165L164 25L165 26H162L163 28H161L162 29V31L161 32H157V34H154V30H155V28L157 29L158 27H160L161 26V24H160V26H158V22H159V20H161L162 19V17L161 16H159V20L158 19H156L157 20V23H156V21H155V23L157 24V26L155 25V23L153 24V26L155 27H153L154 28V30H153V28H151L150 29V27H149V29L150 30H147V33H146V35H148V33L151 35L152 34V32L150 33V31L152 30L153 31V34H154V36L156 37V38H159L160 36H162V37H164L165 38V41H166V44H164V46L162 47V46H160V48H163L162 50L161 49H159L158 51H157V53H155L154 55H153V57L150 59V61H149V64H147L146 62H144V66L145 67H147V65H148V67H147V70H146V73H144L145 74V77H144V75L142 74L144 71H143V69H141L140 71H138V73H140L141 75H143V77L141 78V81H142V79H144L145 78V80H144V82L142 83L143 85H142V87H141V89H136V93H137V90L139 91V95L137 94V100H136V102H135V104H134V107L132 108L131 106L129 107L130 109H132V111L130 112L131 113V115H130V118L127 116V112H126V116H125V118L126 117H128L129 119V121H127L128 122V124L125 126V128L123 129V127L122 126H124L126 123L123 121V122H121L122 124L123 123H125L124 125H121V127H122V129L123 130H121V132L123 131V135H122V138L120 137V136H117V138H121V141H119L118 143H117V145H118V147H117V151H118V154H119V156H121V155H123V153L125 154L126 153V151H129L130 152V145L131 144H133V143H135V142H137L136 141V139L134 140L135 142H133V138H134V135H139V134H136L135 133V131H136V128H139V126L137 127V125H139V115L142 113V117H144V115H145V113L143 114V111L144 112H146V115H147V111L146 110H144V109H146L147 107H148V104H150V105H154L155 103H158V102H160L159 100H158V102L156 101H154V104L152 103H150V101H151V99L154 97V95L151 97V99H150V96H151V94H153L154 93V90H157L156 89V87L158 88H162V87H160L159 86V84H161V82L163 81L164 82V80L165 79H167V77L165 76V75H170V78H171V74L167 71V73L168 74H166L165 72H166V68H168V64H169V62L171 61V59L174 57V55L177 53V51L179 50V47L181 46V45H184L185 46V43H183L184 41L185 42H187L186 40V38H188L189 36H190V38L192 37V34H193V36H194V33H195V27L197 28V26H196V24H198V18H199V16L201 15V12L199 11V10H201V9H203V8H205L206 9V6L208 5V7L210 8L211 7V5H212V3H213V1L214 0H204L205 2H206V6L205 7H202V5L201 6H199V7H202V8H198V4H200L201 3V1L199 2ZM240 1V0H239ZM242 1V0H241ZM248 1H250V0H245V3L246 2H248ZM253 1V0H252ZM257 0H255V2H254V4L256 3V4H258L257 2H259V0L256 2ZM14 2V3H13ZM15 0H4L3 1V3H2V5H1V7H0V51L1 50H3L4 49V46H6V44L8 45V37H10L9 36V34L11 33V30L13 29V27H14V25H12V24H14L15 22H13L12 23V20H14L13 18V14H15L18 10V8H16V6L17 5H15L16 3H19V2H16ZM43 2V1H42ZM58 2H62L63 3V1H59L58 0ZM146 2H147V0H146ZM156 2V1H155ZM221 2V1H220ZM224 2V1H223ZM261 2V4L262 5H264V0H261L260 1ZM31 3H30V5H31ZM32 3V4H33ZM40 3V2H39ZM44 3V2H43ZM45 3H46V1H45ZM68 3V2H67ZM73 4H71V1H70V8H69V13L67 12V15L66 16H68V18L69 19H67V21L69 20V22H67V24H69V25H65L66 26V29H65V31L66 32H64V30H62L64 33H65V36H64V39H62L63 41H62V43H60V47H61V58H62V63H60V64H62L61 65V67H60V69L62 68L63 70H64V72H66V73H68V78L70 77V75H72L74 72V69L76 70V67H77V63H79L80 62V55H81V52L84 54V51L87 49L88 50V48L89 47H87L86 49H83V48H85V46H89V44L91 43V41H93L92 40V36H90V34L92 33V31L95 29V27L97 26V18H98V16L100 15V13L102 12V5H101V0H75V1H73L72 2ZM115 3V2H114ZM122 3H123V1H122ZM121 3V4H122ZM129 3V2H128ZM143 3V2H142ZM149 3H150V1H149ZM152 3V2H151ZM166 3V2H165ZM168 3V2H167ZM234 3V2H233ZM237 3V2H236ZM13 4L15 5V6H13ZM35 4L36 3H34L33 4V7L35 6ZM38 4V3H37ZM41 4V3H40ZM47 4V6L50 4L51 5V3H46ZM56 4V3H55ZM54 4V5H55ZM58 4V3H57ZM106 3H104V5H105ZM109 4H111V3H109ZM119 4V3H118ZM120 4V5H121ZM126 4H127V2H126ZM144 4V3H143ZM205 4V3H204ZM216 4V3H215ZM240 5H242L241 3H239ZM253 4V3H252ZM255 4V5H256ZM261 4L259 3V5H257L256 7H261ZM19 5V4H18ZM23 5H24V2H23ZM23 5H22V7H23ZM26 5V4H25ZM28 5V4H27ZM44 6H45V4H43ZM136 5V4H135ZM161 5V4H160ZM164 5V4H163ZM235 5V4H234ZM233 5V6H234ZM238 5V4H237ZM247 5H250V2H249V4H246V6H243L242 7V9H244V11H245V9H246V7H247ZM38 6V5H37ZM40 6V5H39ZM57 6V5H56ZM67 6V5H66ZM110 6V5H109ZM118 6V5H117ZM116 6V8H118ZM129 6V5H128ZM146 6V5H145ZM148 6V5H147ZM158 6V5H157ZM156 6V7H157ZM162 6V5H161ZM161 6H160V8H161ZM170 6V5H169ZM172 6V5H171ZM217 6V5H216ZM220 6V5H219ZM224 6V5H223ZM232 6V5H231ZM252 5H250V7H251ZM14 7H15V10H17V11H15L14 10ZM18 7V6H17ZM27 7V6H26ZM46 7V6H45ZM105 7H107L108 8V5L107 6H105ZM115 7V6H114ZM124 7H125V5H124ZM124 7L122 8V9H124ZM131 7V6H130ZM136 7V6H135ZM134 7V8H135ZM164 7L165 6H162V8L164 9ZM218 7V6H217ZM249 7V6H248ZM255 6H253L252 8H256ZM21 8V7H20ZM25 8V7H24ZM30 8V7H29ZM35 8V7H34ZM38 8V7H37ZM54 8H56V7H54ZM140 8H141V6H140ZM140 8H136V10H138V9H140ZM159 8V9H160ZM166 8H168L167 6L165 7V9ZM213 8V7H212ZM215 8V7H214ZM222 8V7H221ZM229 8V7H228ZM264 8V7H263ZM39 10L38 11H40L41 9L40 8H38ZM44 9V8H43ZM43 9H42V11H43ZM49 9V8H48ZM51 9V8H50ZM49 9V10H50ZM52 9H53V6H52ZM59 9V8H58ZM62 9V8H61ZM104 9V8H103ZM145 9V8H144ZM204 9V11H208V10H212L211 8L210 9H206L205 10ZM216 9V8H215ZM223 9V8H222ZM64 10V9H63ZM105 10H106V8H105ZM125 10V9H124ZM124 10H122V11H124ZM153 10V9H152ZM157 10V9H156ZM161 10V11H160ZM160 10H158L159 11V13L161 12L162 13V9H160ZM171 10V9H170ZM226 10V9H225ZM225 10H223L222 12H221V14H220V16H218V15H216L217 17H213V21L211 22L210 21V25H209V23H208V28L206 27V31H203V30H201L202 32H204L203 33V35H202V33H201V38L200 39H197V38H195L196 39V41H197V43H198V58H196L197 59V63H198V61H199V63H200V65H201V63H203L204 61H205V59H206V57L208 56L209 57V53L210 52H212L213 53V51H211V50H213V48H215V47H213L212 48V46H218V44H215L216 42H215V37H217V35H215L219 30L221 31V29H222V23H224V25L225 26H223V27H226V25H227V23L225 24V22H224V20H226L225 18L227 17H225L224 18V16H222V14L223 13H225V15H227L226 13H228V11H226V12H224ZM228 10V9H227ZM231 10V9H230ZM246 10H250V9H246ZM255 9H253V11H254ZM260 10V9H259ZM258 10V11H259ZM26 11H27V9H26ZM25 11V14L26 13H28V11L26 12ZM31 11V10H30ZM41 11V12H42ZM53 11H55V12H53V13H56V10L54 9ZM59 11V10H58ZM67 11V10H66ZM114 11H116V10H114ZM121 10H120V14H122L123 12H122ZM149 12H151L150 10H148ZM166 11V10H165ZM169 11V10H168ZM168 11H166V13L168 12ZM202 12H204L203 10H201ZM213 11H215V14H216V12H217V10H212V12ZM232 11V10H231ZM234 11H235V9H234ZM237 11H240V10H237ZM244 11H240L239 13H241L240 14V16H242V17H244L245 18V16H243V13L242 12H244ZM250 11H252V9L250 10ZM250 11H248V14L246 15V17L247 16H249L250 14H249V12ZM257 11V10H256ZM32 12V11H31ZM34 12V11H33ZM44 13H45V11H43ZM64 12V11H63ZM105 13H106V11H104ZM103 12V13H104ZM109 12H111L110 10H109ZM129 12V11H128ZM128 12H126V13H128ZM133 12V11H132ZM211 12V11H210ZM209 12V14H210V16H211V13ZM245 12H247V11H245ZM244 12V15L246 14ZM255 12V11H254ZM18 13V12H17ZM30 13V12H29ZM47 13V12H46ZM51 13H52V10H51ZM102 13V14H103ZM117 13V12H116ZM133 13H135V11L133 12ZM157 13V12H156ZM160 13V14H161ZM205 13V12H204ZM218 13V12H217ZM235 13V12H234ZM238 13V12H237ZM238 13V14H239ZM251 13V12H250ZM257 13H259V12H257ZM57 14V13H56ZM56 14H55V16H56ZM59 14V13H58ZM112 14V13H111ZM119 14V15H120ZM136 14H138V13H136ZM135 14V15H136ZM143 14V13H142ZM151 14V13H150ZM150 14H149V16H150ZM159 14V15H160ZM162 14H165L164 13V11H163V13ZM161 14V15H162ZM169 14V13H168ZM203 14V13H202ZM209 14H208V16H209ZM219 14V13H218ZM232 14V13H231ZM263 14V13H262ZM27 16H28V14H26ZM25 15V16H26ZM33 15H35V14H33ZM38 15V14H37ZM39 15H40V12H39ZM45 15V14H44ZM44 15H43V17H44ZM51 15V14H50ZM62 15H63V13H62ZM166 15V14H165ZM173 15V14H172ZM234 15V14H233ZM261 15V14H260ZM15 16V15H14ZM24 15H22L21 17L22 18H24V19H27L26 17H25ZM42 16V15H41ZM46 16V15H45ZM49 16V15H48ZM47 16V17H48ZM116 16V15H115ZM117 16H118V14H117ZM130 16V15H129ZM203 16V15H202ZM202 16L200 17V18H202ZM205 16V15H204ZM208 16H205V18L207 17L208 18ZM230 16V15H229ZM237 16V15H236ZM251 16H252V14H251ZM253 16H255V18H256V16H259V15H257L256 14V12H255V15H253ZM253 16H252V19L251 20H253L254 18H253ZM13 17V18H12ZM30 15H29V17H28V19L30 20H26V21H28V22H31V19H30ZM33 17H35V16H33ZM32 17V18H33ZM58 18H60L59 17V15L57 16ZM142 17V16H141ZM143 17H145V16H143ZM163 17H166V16H164L163 15ZM168 17V16H167ZM224 18V20H223V18ZM230 17H232V15L230 16ZM229 17V18H230ZM238 17V19L240 18L239 16H237ZM241 17V18H242ZM38 18H39V16H38ZM38 18H37V20H38ZM49 18H51V17H49ZM62 18H64V17H62ZM118 18V17H117ZM130 18V17H129ZM149 18V17H148ZM147 18V19H148ZM161 18V19H160ZM170 18H171V16H170ZM174 18V19H173ZM200 18H199V20H200ZM204 18V19H205ZM215 18V19H214ZM240 18V19H241ZM251 18V17H250ZM24 19H22L23 20V27L25 26L24 24H28V22H26V23H24L25 21H24ZM34 19V18H33ZM32 19V20H33ZM146 19V20H147ZM155 19V18H154ZM203 19V18H202ZM201 19V20H202ZM210 19V18H209ZM236 19V18H235ZM235 19H231V20H233L234 21V23L236 24L237 22H235ZM246 19V18H245ZM244 19V20H245ZM21 20V21H22ZM36 20V21H37ZM45 20H46V17H45ZM49 20H51V19H49ZM61 20V19H60ZM133 20V19H132ZM132 20H130L129 19V21H132ZM146 20H144V23H145V21ZM152 20V19H151ZM231 20H228V18H227V22L228 21H231ZM242 20V19H241ZM239 21L238 20V25H242V24H240V22H242V21ZM243 20V21H244ZM250 20V19H249ZM249 20H247L248 22H249ZM255 20V19H254ZM19 21V20H18ZM34 21H35V19H34ZM35 21V22H36ZM40 21V20H39ZM42 21V20H41ZM54 21H56V19L54 20ZM53 21V22H54ZM101 21V20H100ZM100 21H98V22H100ZM108 21V20H107ZM110 21V20H109ZM142 21H143V19H142ZM150 21V20H149ZM148 21V22H149ZM236 21H237V19H236ZM246 21V20H245ZM244 21V22H245ZM57 22V21H56ZM170 22V21H169ZM203 23H204V21H202ZM201 22V23H202ZM207 22V21H206ZM209 22V21H208ZM246 23V24H249V25H251V22L250 23ZM48 23V22H47ZM118 23L119 22H117V24L115 25V26H117L118 25ZM133 23V22H132ZM140 23V22H139ZM163 23H162V25H163ZM231 23V22H230ZM243 23V22H242ZM255 23H257L256 24V27H255V32H253L254 33V38H252V39H254L253 40V45L254 46H256V47H254L253 48V46L251 47V48H253V61L251 62V67H250V69H249V67H248V73H247V71L245 72V75L244 74H242L241 76H242V80H243V82H242V86L239 88L240 89V91L236 94V96L233 98V102H232V107H231V110L229 111V114H228V116H226L227 118H226V120H225V122H222L221 124H223L224 123V128L222 127V131H219L220 133L218 134H213L214 136L215 135H218L215 139L216 140H214V138L213 137H209V138H211V140H212V138H213V140L215 141H213L212 143H214V145H213V157H212V162H211V164H210V167L208 168L207 167V169L208 170H206L207 172L206 173H204V171L202 172V173H204V175L203 174H200V175H203L202 177H200V178H198V179H196V180H198V182L197 181H193V182H196L195 183V185H194V187L193 188H190V189H188L189 191H187V192H189V193H187V195H185V193H184V198L182 199V200H179L180 201V203H181V201L183 202L184 201V203L182 204H179V202H178V205L175 207L173 204V207L174 208H172L171 210H172V212H171V214L169 215V217H167L166 219L167 220H165L163 217V215L164 214H167V213H163V217H161V218H163L164 220V222L160 225V227H158L157 229H158V231L157 232H155L156 234L153 236L151 233H148V234H151V237H152V239H148V240H151L150 242H151V244H148V241L147 242H144L145 243V246L146 247H144L145 249H144V251L142 252V250H140L139 252H142V253H140L141 255L140 256H138L139 258L137 259L136 257H134V258H136L135 260H136V262L134 263V264H160L159 263V261H160V259H158L157 261H155L154 259H155V257H158V258H160L161 256H162V254L164 253L165 254V251L167 252V250H165V248L167 247L168 248V246L167 245H169V241H170V239L171 238H173L174 236H178L179 234V236H181L182 237V235H185L186 236V238H189L190 236V238L189 239H191V240H188V242H187V239H185V236H183V239H185L186 240V242L187 243H184V244H186V247H184V251H183V253L182 254H179V255H177L176 254V251H175V254L177 255V257L175 256L174 257V259L173 260H175V261H173L172 262V260H171V258H170V260H169V262H171L172 264H222L223 263V261H222V257H224V256H222L223 255V252L224 251H226V252H229L228 251V249L230 248H233L232 250L234 251H238V250H236L237 248L239 249H241V247H239V245H241V243H237V241H235L237 238H241V236H242V232H244V229L246 228V224L248 223V221H249V223L250 224H248V225H251V223H252V221H254V223H256L255 221H257V222H260L261 220H259L258 221V219H257V215H259V218H262V216L260 217V214H257L256 216H255V214H256V211H257V209L260 207L261 208V204H262V202L264 201V162H261L260 164H256V166L254 167V169H252V170H254V171H251V177L250 178H248V180L246 181V183H244L243 184V182H241L242 180H240V182L242 183V185L241 186H238V187H240L239 189H238V187L236 188V192H232L233 190V188L235 187L234 185H236V182H238L239 180V174L241 173L240 171H241V169L244 167V165H245V163L247 162V159L253 154V152L255 151H258L257 149H258V147H259V144L260 143H262L261 141H263L264 140V14L263 15H261V18L260 19H257V22H255ZM31 23H29V25H30ZM40 24H41V22H40ZM42 24H44L43 23V21H42ZM59 24H60V22H59ZM62 24V23H61ZM64 24L65 23H63V26H64ZM100 24V23H99ZM121 24H122V22H121ZM120 24V26H121V28H123L122 27V25ZM136 24H138V23H136ZM136 24H135V26H136ZM142 24V23H141ZM167 24H168V22H167ZM205 24H207V23H205ZM204 24V25H205ZM222 24V25H221ZM229 24V23H228ZM245 24V23H244ZM47 26H46V28H45V30L44 31H42V32H40V34L38 35V37L36 36V40H34L36 43V51H34V50H32L31 48V50L30 51H34L35 53V55H33V53H32V61H31V63L29 64L30 66H29V74H31V76L33 75V76H35V74H36V71H37V67H38V61L41 59H38L39 57H41L40 55H43L44 53L45 54H47V49H48V47H49V45H51L50 44V38H49V35H50V30L53 28V25H54V23L52 24V22L50 21V23H48V24H46ZM114 25V24H113ZM131 25V24H130ZM201 25V24H200ZM199 25V27H198V30H200L199 28L200 27H202V25L200 26ZM203 25V26H204ZM221 25V27L219 28V26ZM233 25V24H232ZM231 25V29H232V27L233 28H235L236 26H237V24H236V26L234 27V26H232ZM248 25V26H249ZM21 25H19V27H20ZM28 26V25H27ZM26 26V27H27ZM37 26V25H36ZM120 26L118 25V27H119V29H120ZM128 26V28H131V26L129 27V25H127ZM139 26H140V24H139ZM144 26V25H143ZM146 26H149V25H146ZM151 26V25H150ZM230 26V25H229ZM228 25H227V27H229ZM244 26H246V25H243V28H244ZM252 26H254V24L252 25ZM16 27H17V25H16ZM26 27H24L25 29H27ZM44 27H45V25H44ZM101 27H102V25H101ZM145 27V26H144ZM238 27H240V26H238ZM237 27V28H238ZM242 27V26H241ZM22 28V27H21ZM28 28H29V26H28ZM36 28V27H35ZM34 28V29H35ZM97 28H100V27H97ZM107 28V27H106ZM117 28V27H116ZM127 28V27H126ZM203 28V27H202ZM201 28V29H202ZM205 28V27H204ZM218 28H219V30H218ZM237 28H235V29H237ZM242 28V29H243ZM25 29H21V33L23 34V31L25 32ZM40 29V28H39ZM38 29V30H39ZM54 29V28H53ZM58 29H60V27L58 28ZM62 29V28H61ZM113 29V28H112ZM123 29H125V28H123ZM122 29V30H123ZM146 29H147V27H146ZM159 30H161L160 28H158ZM235 29H232V31L233 30H235ZM239 30H240V28H238ZM241 29V30H242ZM246 29H247V27H246ZM252 29V28H251ZM251 29H248V30H251ZM20 30V29H19ZM28 30V29H27ZM37 30V29H36ZM38 30H37V32H38ZM101 30V29H100ZM109 30V29H108ZM121 30V29H120ZM126 30V32L128 31L127 29H125ZM131 30V29H130ZM133 30V29H132ZM144 31H145V29H143ZM218 30V31H217ZM228 30H230V27H229V29ZM228 30H226L225 29V31H227V35L229 36V34L232 32V31H229V33H228ZM241 30L239 31V32H241ZM245 30V29H244ZM253 30V29H252ZM251 30V31H252ZM54 31H55V29L53 30V32H52V34H55L54 33ZM95 31H97V30H95ZM94 31V34L96 33ZM103 31H104V29H103ZM138 31V30H137ZM149 31V32H148ZM156 31H158V30H156ZM217 31V32H216ZM238 30H236L235 32H237ZM246 32H247V30H245ZM254 31V30H253ZM15 32V31H14ZM27 32V31H26ZM25 32V33H26ZM61 32V31H60ZM59 31H58V33H60ZM99 32L100 31H98L97 33L99 34ZM102 32V31H101ZM100 32V33H101ZM109 32L111 33V37H114V34H113V30H112V32L109 30ZM116 32H118V31H116ZM135 32V31H134ZM200 32V31H199ZM242 32H244V31H242ZM241 32V33H242ZM24 33V34H25ZM30 33H32V32H30ZM35 33V32H34ZM33 33V34H34ZM104 32H102L101 34H103ZM120 33V32H119ZM119 33H117L118 34V38L119 37H121V35H119ZM122 33H124V31H122ZM143 34H142V36L144 35V33L145 32H142ZM156 33V32H155ZM221 33V32H220ZM220 33H218V34H220ZM241 33H238V34H240V35H242ZM250 33V32H249ZM252 33V34H253ZM15 34V33H14ZM21 34V36H24V34L22 35ZM52 34L50 35V36H52ZM93 34V33H92ZM91 34V35H92ZM112 34H113V36H112ZM128 34H129V32H128ZM127 33H126V35L125 36H127L128 35ZM140 34V33H139ZM199 35H200V33H198ZM224 34V33H223ZM236 34V33H235ZM244 34V33H243ZM251 34V33H250ZM11 35V34H10ZM36 35V34H35ZM96 35V34H95ZM108 35V34H107ZM124 35V34H123ZM146 35L145 36H143V37H146ZM150 35H148V36H150ZM226 35V36H227ZM231 35H232V33H231ZM234 35V34H233ZM237 35V34H236ZM236 35L232 38L233 40H236L235 38H236ZM245 35V34H244ZM243 35V36H244ZM101 35H99V37H100ZM103 36H106V35H103ZM124 36V37H125ZM137 36V35H136ZM140 36V35H139ZM152 36V35H151ZM154 36H153V38H154ZM195 36H197V35H195ZM225 36V37H226ZM238 36L239 35H237V38H238ZM91 37V40L89 39ZM94 37H98V36H94ZM98 37V38H99ZM107 37V36H106ZM130 37V35L127 37V39H130L129 38ZM142 37V38H143ZM197 37H199V36H197ZM231 37V36H230ZM241 37V36H240ZM248 36H246V38H247ZM55 38V37H54ZM57 38V37H56ZM109 38V37H108ZM117 38V37H116ZM115 38V39H116ZM142 38H140V40H142ZM148 37H146V39H147ZM152 38V37H151ZM151 38H149V40H152ZM161 38V37H160ZM159 38V39H160ZM223 38V37H222ZM229 38V37H228ZM241 38H243V37H241ZM11 39V38H10ZM26 39V38H25ZM27 39H28V37H27ZM93 39H95V38H93ZM101 39V41H102V43L104 42L102 39H104V37L103 38H100ZM112 39H114V38H112ZM146 39H144V41L146 40ZM162 39V38H161ZM191 39H193V38H191ZM191 39H189L191 42H190V45L191 44H193L192 43V41L194 42V40H191ZM217 39H218V37H217ZM227 39V38H226ZM226 39H224V40H226ZM243 39H245V38H243ZM249 39V38H248ZM19 40H21V39H19ZM58 40V39H57ZM89 40V44H87V41ZM107 40V39H106ZM121 40V39H120ZM120 40H117V41H119L120 42ZM123 40V39H122ZM139 39H138V41H140ZM157 41V39H155L154 38V41H153V44H155L154 42H156ZM164 40V39H163ZM163 40H162V43H163ZM242 40V39H241ZM247 40V39H246ZM17 41V40H16ZM26 41V40H25ZM29 41V40H28ZM33 41V42H34ZM125 41H126V37H125ZM131 41V40H130ZM129 41V43H130V45H128V43H126V47H128L127 48V50H126V48H125V46H123L124 44H125V42H124V44L122 45L124 48H125V51H127L128 52V50L130 49V47H132L131 45V42ZM143 41V40H142ZM146 41H148V40H146ZM161 40H159L158 41V43L160 42ZM165 41H164V43H165ZM195 41V42H196ZM217 41V40H216ZM236 41H238V40H236ZM250 41H252V40H250ZM14 42H15V39H14ZM20 42V41H19ZM30 42V41H29ZM60 42V41H59ZM97 42V41H96ZM100 42V41H99ZM108 42H110V40L108 41ZM126 42H128V40L126 41ZM150 42V41H149ZM194 42V44H196ZM218 42V41H217ZM224 42V41H223ZM231 42V41H230ZM241 42V41H240ZM243 42V41H242ZM10 43V45H12L13 44V41H12V44H11V41L9 42ZM22 43V42H21ZM24 43H26V42H24ZM31 43V42H30ZM94 43V42H93ZM92 43V44H93ZM105 43V42H104ZM114 43H117V42H114ZM139 44H140V42H138ZM235 43V42H234ZM243 43H245V42H243ZM243 43H241V45L243 44ZM28 44V46H30L29 45V43H27ZM33 44V43H32ZM59 44V43H58ZM87 44V45H86ZM96 44H98V42L96 43ZM96 44H95V46H96ZM107 44V43H106ZM105 44V45H106ZM142 44V43H141ZM140 44V45H141ZM145 44H147V42L146 43H144V45ZM152 44V43H151ZM152 44V45H153ZM157 44V43H156ZM155 44V45H156ZM188 44H189V41H188ZM221 44V43H220ZM224 44V43H223ZM222 44V45H223ZM239 42L238 43H235V45L234 44H232V46H233V48H231L232 50H231V53H230V56L228 57L229 58V62L231 63V62H234L235 61V65H237V63L238 62H236L241 56V58H243L244 59V51L242 52V54H241V51H240V48L241 47H243V46H239ZM248 44H250V43H248ZM10 45L9 46H6V47H10ZM13 45H15V44H13ZM16 45H17V43H16ZM15 45V46H16ZM26 45V44H25ZM24 45V46H25ZM33 45V46H34ZM143 45V46H144ZM150 45V44H149ZM149 45H147V48L150 50L151 48H153L152 47V45H150L151 46V48H150V46ZM155 45H154V47H155ZM160 45H162V44H160ZM226 45V44H225ZM228 45V44H227ZM21 46V45H20ZM33 46H31V47H33ZM54 46V45H53ZM58 46V45H57ZM121 46V47H122ZM134 46V45H133ZM135 46H136V44H135ZM134 46V47H135ZM159 47V45H156V47ZM187 46V48H184V47H182L181 46V50H182V48H184L185 50L186 49H188V45H186ZM193 46V45H192ZM196 46H197V44H196ZM216 46V47H217ZM246 46H248V45H246ZM246 46H244V48L246 47ZM6 47H5V49H6ZM27 47V46H26ZM51 47V46H50ZM92 48H93V46H91ZM97 47H99V46H96V48ZM104 47V46H103ZM145 47V49H147L146 48V46H144ZM155 47V48H156ZM219 47H220V45H219ZM226 47V46H225ZM230 47V46H229ZM240 47V48H239ZM3 48V49H2ZM23 48V47H22ZM28 48V47H27ZM92 48H91V51H92ZM95 48V49H96ZM102 48V47H101ZM107 48H108V46H107ZM155 48H154V50H155ZM192 48H194V49H196V47H192ZM223 48V47H222ZM18 49V48H17ZM82 49L84 50V51H82ZM95 49H93L94 50V52H95ZM106 49V48H105ZM114 49V48H113ZM112 49V50H113ZM133 49V48H132ZM132 49H131V52H132ZM135 49V50H134ZM133 49V51H136V48H134ZM191 49V48H190ZM219 49V48H218ZM242 49V48H241ZM246 49V48H245ZM244 49V50H245ZM250 49V48H249ZM255 49V50H254ZM12 50V49H11ZM44 50H46V51H44ZM57 50V49H56ZM117 49H115V51H116ZM122 50H124L123 48H121V51ZM152 50V49H151ZM184 50V52H186ZM215 50V49H214ZM228 50V49H227ZM230 50V49H229ZM7 51V50H6ZM23 51V50H22ZM50 51V50H49ZM60 50H58V53H60L59 52ZM88 51H90V50H88ZM88 51H86V53H88ZM90 51V52H91ZM102 51H103V49H102ZM115 51H114V53H115ZM120 51V50H119ZM197 51V50H196ZM224 51H225V49H224ZM249 51V50H248ZM11 52V51H10ZM18 52V51H17ZM19 52H20V50H19ZM26 52V51H25ZM44 52V53H43ZM52 52V51H51ZM123 52V51H122ZM127 52H123V54L125 53H127ZM130 52V51H129ZM129 52H128V54H129ZM130 52V53H131ZM183 51H181V53H182ZM226 52V51H225ZM228 52V51H227ZM8 53V52H7ZM15 53V52H14ZM30 53V54H31ZM43 53V54H42ZM98 53V52H97ZM102 53V52H101ZM106 53V52H105ZM104 53V54H105ZM108 53V52H107ZM110 53H112V51L110 52ZM109 53V54H110ZM117 53V52H116ZM119 53V52H118ZM121 53V52H120ZM12 54H13V52H12ZM20 54V53H19ZM19 54H18V56H19ZM27 54V53H26ZM57 54V53H56ZM127 54V55H128ZM133 54V53H132ZM131 54V55H132ZM178 54V53H177ZM219 54H220V52H219ZM224 54V53H223ZM226 54V53H225ZM0 55H1V52H0ZM50 55V54H49ZM52 55V54H51ZM50 55V56H51ZM54 55H55V53H54ZM54 55H53V57H54ZM59 55V54H58ZM89 55H91L90 53H89ZM102 55V54H101ZM134 55V54H133ZM183 55V54H182ZM213 55V54H212ZM247 55V54H246ZM245 55V56H246ZM9 56V55H8ZM16 56V55H15ZM21 56V55H20ZM24 56H26V55H24ZM44 56V55H43ZM42 56V57H43ZM87 56H88V54H87ZM96 56V55H95ZM103 56V55H102ZM110 56V55H109ZM122 57L124 56V55H121ZM146 56V55H145ZM144 56V57H145ZM181 56V55H180ZM179 56V58H182V57H180ZM23 57V56H22ZM29 57H30V55H29ZM47 57V56H46ZM46 57H45V59L44 60H46ZM60 57V56H59ZM91 57V56H90ZM107 57H108V54H107ZM121 57V58H122ZM124 57H126V55L124 56ZM123 57V58H124ZM133 57V56H132ZM132 57H129V58H132ZM134 57L136 58V56L134 55ZM186 57V56H185ZM207 57V58H208ZM216 57V56H215ZM220 57V56H219ZM1 58V57H0ZM11 58H13V57H11ZM17 58H19V57H17ZM21 58V57H20ZM30 58V59H31ZM49 58V57H48ZM56 58H58V57H56ZM93 58H95V57H93ZM120 58V57H119ZM118 58V59H119ZM128 58V57H127ZM126 58V59H127ZM134 58V59H135ZM138 58V57H137ZM140 58V57H139ZM143 58V57H142ZM188 58V57H187ZM240 58V59H241ZM249 58H250V56H249ZM3 58H1V60H2ZM43 59V58H42ZM50 59V58H49ZM82 59H84V58H82ZM92 59V58H91ZM90 59V60H91ZM95 59H97V58H95ZM94 59V60H95ZM114 59V58H113ZM118 59H117V61H118ZM126 59L124 60V62L126 61ZM134 59H132L131 61H130V59H129V63L131 64V63H133L132 61L134 60ZM189 59V58H188ZM209 59H211V58H209ZM208 59V60H209ZM8 60V59H7ZM23 60V59H22ZM26 61L28 60V59H25ZM56 60V59H55ZM93 60V61H94ZM106 60V59H105ZM104 60V61H105ZM108 60V59H107ZM109 60H110V58H109ZM122 60V59H121ZM178 60V59H177ZM227 60V59H226ZM226 60H224V62L226 61ZM242 60V59H241ZM245 60H247L246 58H245ZM251 60V59H250ZM249 60V61H250ZM6 61V60H5ZM19 61V60H18ZM17 61V62H18ZM42 61V60H41ZM49 62H50V60H48ZM83 61V60H82ZM81 61V67L82 66H84L85 67V62L83 61L82 62ZM112 61H115V60H112ZM116 61V62H117ZM123 61V60H122ZM121 61V62H122ZM139 61H143L142 59L140 60L139 59ZM148 61V60H147ZM175 61H176V59H175ZM179 61H180V59H179ZM178 61V62H179ZM182 61H184L183 59H182ZM207 61V60H206ZM204 62L203 64L205 65V63H207V62ZM227 61V62H228ZM248 61V62H249ZM9 62V61H8ZM13 62V61H12ZM15 62H16V60H15ZM44 62V61H43ZM52 62V61H51ZM57 62V61H56ZM56 62H54L55 64H56ZM58 62H59V58H58ZM88 62V61H87ZM128 62V61H127ZM171 62H174V60L173 61H171ZM187 62H189V61H187ZM192 62H194V60L192 61V59H191V62H190V64L192 63ZM221 62H223V61H221ZM228 62V63H229ZM241 61H239V63H240ZM242 62H244L243 60H242ZM23 63H24V61H23ZM40 63L41 62H39V65H40ZM47 63V62H46ZM53 63V64H54ZM77 64L76 66L74 65V64ZM85 63V64H84ZM105 63V62H104ZM109 63V62H108ZM113 63H115V62H113ZM123 63V62H122ZM121 63V64H122ZM141 63V62H140ZM196 63V62H195ZM196 63V64H197ZM198 63V64H199ZM220 63V62H219ZM226 63V62H225ZM225 63H223V64H221V65H226ZM229 63V64H230ZM238 63V65H237V67H239L240 66V64ZM246 63V62H245ZM243 64V66L245 65L246 66V64ZM10 64V63H9ZM12 64V63H11ZM26 64V63H25ZM50 64V63H49ZM59 64V65H60ZM88 64H89V62H88ZM96 64V63H95ZM125 64V67H126V63H124ZM135 64H138V66H139V63H135ZM142 64V63H141ZM147 64V65H146ZM186 64V63H185ZM192 64H194V63H192ZM213 64H214V62H213ZM242 64H241V66H242ZM43 65H44V63H43ZM52 65V64H51ZM58 64H56V66H57ZM79 65H80V63H79ZM99 65V64H98ZM97 65V66H98ZM111 65V64H110ZM110 65H108V66H110ZM115 65V64H114ZM113 65V67L114 68H116L115 66ZM129 65V64H128ZM132 65V64H131ZM208 65H211V62H210V60H209V63H208ZM217 65V64H216ZM249 65H250V63H249ZM12 66V65H11ZM18 66V65H17ZM41 66H42V64H41ZM55 66V65H54ZM73 66H75V68L73 69ZM133 66V65H132ZM136 67H137V65H135ZM175 66V65H174ZM177 66V65H176ZM182 66H184L183 64H182ZM202 66V65H201ZM206 66V65H205ZM227 66V65H226ZM230 66H232V65H228V69L229 70H231L232 69V67H231V69H230ZM20 67H21V65H20ZM27 67V66H26ZM47 67V66H46ZM49 67H52V66H50L49 65ZM80 66H79V68L78 69H80L81 68ZM90 66L88 65L87 66V68H89ZM124 67V66H123ZM122 67V68H123ZM143 67V66H142ZM186 67V66H185ZM184 67V68H185ZM188 67V66H187ZM207 67H209V66H207ZM214 66L212 65V66H210V68L212 69ZM223 67V66H222ZM225 67V66H224ZM7 68H9V66L7 67ZM17 68V67H16ZM23 68V67H22ZM86 68V67H85ZM86 68V69H87ZM101 68V67H100ZM103 68H105V67H103ZM108 68V67H107ZM106 68V69H107ZM127 68V67H126ZM131 68V67H130ZM172 67H170V65H169V70L171 69ZM218 68H219V66L218 67H216V70H218ZM221 68V67H220ZM219 68V69H220ZM227 68V67H226ZM225 68V69H226ZM243 68V67H242ZM245 68V67H244ZM1 69V68H0ZM5 69H6V66H5ZM4 69V70H5ZM47 70H49L48 68H46ZM57 70V71H61V70ZM73 69V70H72ZM77 69V70H78ZM83 69V68H82ZM86 69H85V72H87L86 71ZM125 69V68H124ZM123 69V70H124ZM137 69V68H136ZM177 69V68H176ZM175 69V67L173 68V70H176ZM180 68H178V70H179ZM192 69H196L197 70V68H192ZM205 69H206V67H205ZM204 68H203V72H204V70H205ZM207 69H209V68H207ZM211 69H209V70H211ZM215 69V68H214ZM222 69V68H221ZM220 69V70H221ZM228 69H226V70H228ZM237 69V68H236ZM239 69V68H238ZM246 69V68H245ZM18 70V69H17ZM23 70H24V68H23ZM22 70V71H23ZM43 70V69H42ZM75 71V73L76 72H78V71ZM88 70H90V69H88ZM96 70V69H95ZM122 70V71H123ZM132 70H135V67H134V69L132 68ZM137 70H139V68L137 69ZM137 70L135 71L136 73H137ZM181 70V69H180ZM179 70V71H180ZM195 70V71H196ZM200 70V69H199ZM223 70V69H222ZM243 70V69H242ZM21 71V70H20ZM27 71H25V73H27ZM45 72H47L46 70H44ZM53 72H54V70H52ZM72 71V74L70 73ZM94 71V70H93ZM98 71H100V70H98ZM116 71V70H115ZM126 71V69L124 70V72ZM143 71V72H142ZM171 71H172V69H171ZM170 71V72H171ZM178 71V72H179ZM185 71V70H184ZM206 71V70H205ZM208 71V70H207ZM212 71V70H211ZM225 71V70H224ZM231 71H233V70H231ZM234 71H235V69H234ZM237 71V70H236ZM245 71V70H244ZM6 72H7V69H6ZM81 72V71H80ZM79 72V73H80ZM89 72V71H88ZM88 72H87V74L86 73H83V74H81V75H88L87 77H90L89 76V74H90V72H89V74H88ZM95 72V71H94ZM103 72H105V71H103ZM102 72V73H103ZM107 72V71H106ZM111 72V71H110ZM127 72V71H126ZM131 73L132 71H130L129 70V68H128V72L127 73ZM134 72V71H133ZM172 72H174V71H172ZM171 72V73H172ZM176 73H174V74H177L178 72L177 71H175ZM191 72V71H190ZM209 72V71H208ZM227 73L229 72V71H226ZM4 73H5V71H4ZM24 73V74H25ZM38 73V72H37ZM61 73V72H60ZM74 73V74H75ZM93 73V72H92ZM119 73H121V72H119ZM129 73V74H130ZM137 73V74H138ZM198 73H200L199 71H198ZM205 73V72H204ZM204 73H202V70H201V74H204ZM211 73V72H210ZM214 73V71L212 72V74ZM215 73H217V72H215ZM236 73V74H235ZM246 73H247V75H246ZM6 74V73H5ZM9 74V73H8ZM11 74H13L12 72H11ZM15 74V73H14ZM17 74V73H16ZM52 74V73H51ZM123 74V73H122ZM129 74H127L128 75V77L127 76H125V78H123L122 77V75H121V77L120 78H123V79H126V77L127 78H129V81H130V79H132V78H130L131 76H132V74L131 75H129ZM135 74V76H137L138 77V75H139V77L141 76L140 74ZM183 74V73H182ZM206 75H208L207 73H205ZM211 74V75H212ZM218 74V73H217ZM229 74H230V72H229ZM234 74L235 75H237V72H234ZM4 75V74H3ZM61 75V74H60ZM81 75L79 76V77H81ZM97 75V74H96ZM114 75V74H113ZM115 75H116V73H115ZM119 75V74H118ZM124 75H126V74H124ZM123 75V76H124ZM134 75V74H133ZM168 75V76H169ZM172 75H173V73H172ZM210 75V76H211ZM214 75V74H213ZM219 76H220V74H218ZM239 75V74H238ZM0 76H2V74L0 75ZM16 76H19V75H16ZM27 76V75H26ZM25 76V77H26ZM31 77L32 79L34 78V77ZM37 76V75H36ZM62 76V75H61ZM60 76V77H61ZM63 76H65V74L63 75ZM63 76H62V78H63ZM66 76H67V74H66ZM75 76H78L77 74L75 75ZM98 76H99V74H98ZM130 76V77H129ZM177 76H179V75H177ZM177 76H175V77H177ZM180 76H181V72H180ZM189 76V74L187 73V77ZM209 76V75H208ZM215 76H216V74H215ZM215 76H213V80H215V78L217 77H215ZM222 76H225V75H222ZM227 76H228V74L226 75V78H227ZM231 76V75H230ZM245 76V77H244ZM6 77V76H5ZM9 77V76H8ZM13 77V76H12ZM15 77V76H14ZM24 77V76H23ZM52 78H54L53 76H51ZM92 77H93V75H92ZM100 77H102V76H100ZM166 77V78H165ZM187 77H185V78H187ZM203 78H204V75L202 76ZM202 77L200 78V79H202ZM212 77V76H211ZM211 77H210V80L208 79V77L207 78H205V79H208V81H211L212 82V80H211ZM215 77V78H214ZM233 77V76H232ZM231 77V79L233 80V78ZM4 78V77H3ZM2 78V79H3ZM65 78H67V77H65ZM75 78H77V77H75ZM73 79V80H79V79ZM85 78V77H84ZM83 78V79H84ZM107 78V77H106ZM110 78V77H109ZM112 78V77H111ZM133 78H134V76H133ZM165 78V79H164ZM173 78V77H172ZM179 78V77H178ZM184 78V79H185ZM190 78V77H189ZM191 78H192V76H191ZM237 78V77H236ZM239 78V77H238ZM35 79V80H34ZM33 80L34 81H36L37 79H40L39 78V76H38V78L37 77H35ZM46 79V78H45ZM51 79V78H50ZM72 79H70V81H72ZM87 79V78H86ZM90 79V78H89ZM88 79V80H89ZM113 79V78H112ZM136 79H138V78H136ZM134 80V81H137V80ZM164 79V80H163ZM219 79V78H218ZM222 79V78H221ZM229 79V78H228ZM235 79V78H234ZM6 80H7V78H6ZM11 80H14V78L13 79H11ZM28 80H29V75H28ZM28 80H26V81H28ZM69 80V79H68ZM93 80V79H92ZM92 80H91V82H92ZM101 79H99V81H100ZM107 80H109V79H107ZM114 80V79H113ZM133 80V79H132ZM173 80V79H172ZM171 80V81H172ZM190 80V79H189ZM204 80V79H203ZM0 81H1V79H0ZM38 81V80H37ZM69 81V82H70ZM81 81V80H80ZM79 81V82H80ZM90 81V80H89ZM111 81V80H110ZM110 81H108L110 84L112 83V82H110ZM122 81V80H121ZM127 81H128V79H127ZM128 81V82H129ZM169 81H170V79H169ZM182 81H184V80H182ZM207 81V80H206ZM208 81H207V83H208ZM216 82H217V79L215 80ZM215 81H213V84L210 82V83H208V84H206V86L204 87V89L202 90V91H200V93H198V95L196 96L197 98H195V96L193 95V94H189L190 93V91H189V95H192V96H194L193 98L194 99H196L195 100V102H193L194 104H192V106H189V108H190V110H188L189 112H188V114H187V112L185 113V114H187L186 116H185V118H183V120H182V117H180V119H181V123L179 124V122L178 123H176V124H179V126H178V128H177V131L176 132H174V134H171V135H173L172 137H171V135H170V137H169V139L170 140H168V142H169V146H168V144H167V146L169 147H167L168 148V154L166 155L165 153H164V155H165V157L167 156V159L169 160V158L171 157L172 158V156H170L171 155V152L174 150V153H175V151L178 149V145H180V146H182L183 145V142L184 141H182L183 139H185V137L187 136V134H188V132H189V130H192L191 128L194 126V125H197L198 124V122H196L197 120L199 121L200 120V122L202 123H205L204 121H201L202 119H200V117L202 116L201 115V112H202V106H203V102H204V100H205V98H207V96H208V94H211L212 92H215V91H213L214 90V87H213V85H216L217 87H215L216 89H218V88H220L217 84H215ZM223 81V80H222ZM234 82H235V80H233ZM240 81V80H239ZM23 82H24V80H23ZM39 82V81H38ZM47 82V81H46ZM45 82V83H46ZM54 82V81H53ZM52 82V83H53ZM77 82V81H76ZM84 82V81H83ZM95 82H97V81H95ZM162 82V84L165 86V84H167V80H165V83H163ZM174 82H176L175 80H174ZM178 82V81H177ZM189 82V81H188ZM193 82V81H192ZM205 81H202V83H204ZM225 82V81H224ZM7 83H9V82H7ZM11 83V82H10ZM26 83V82H25ZM28 83H29V81H28ZM27 83V84H28ZM32 83V82H31ZM31 83H29V84H31ZM40 83V82H39ZM42 83H43V81H42ZM47 83H49V79H48V82ZM47 83H46V85H47ZM63 84H64V82H62ZM73 83V82H72ZM93 83V82H92ZM92 83H90V84H92ZM115 83L117 84V82L115 81ZM121 83H123L124 84V82H121ZM131 83V82H130ZM134 83H138V82H134ZM139 83H141L140 82V80H139ZM169 83V85H172V88H173V85H175V83H172L171 82V84H170V82H168ZM187 83V82H186ZM15 84V83H14ZM26 84V85H27ZM35 84H37V82H35ZM35 84H33L32 83V85H34L35 86ZM51 84V83H50ZM77 84H78V82H77ZM80 84V83H79ZM89 84V82H87L86 83V85H90ZM96 84V83H95ZM99 84H100V82H99ZM103 84V83H102ZM104 84H107V83H105L104 82ZM114 84V83H113ZM181 84V83H180ZM196 84V83H195ZM205 84V83H204ZM204 84H203V86H204ZM230 84H231V82H230ZM8 85V84H7ZM24 85V84H23ZM38 85V84H37ZM40 85V84H39ZM38 85V86H39ZM55 85V84H54ZM69 85H70V83H68V87H69ZM73 85V84H72ZM81 85V84H80ZM133 85V84H132ZM132 85H131V87H132ZM135 86H136V84H134ZM168 85V86H169ZM196 85H198V84H196ZM232 85V84H231ZM230 85V86H231ZM22 86V85H21ZM31 86V85H30ZM30 86H29V91L31 92V90H32V92H33V94H30V92H29V97L31 96V95H35V91H33L35 88L33 87V86H31V88L33 87L34 89H31L30 88ZM56 86H57V83H56ZM55 86V87H56ZM110 86V85H109ZM141 86V85H140ZM140 86H139V88H140ZM224 86H225V84H224ZM228 86V85H227ZM1 87V86H0ZM24 87V86H23ZM22 87V88H23ZM27 87V86H26ZM45 87H47V86H45ZM44 87V88H45ZM49 87V86H48ZM59 87H60V85H59ZM76 87V86H75ZM74 87V88H75ZM83 87V86H82ZM84 87H85V85H84ZM91 87V86H90ZM107 87V86H106ZM136 87H138V86H136ZM135 87V88H136ZM166 87H167V85H166ZM166 87H164V88H166ZM175 87V86H174ZM184 87V86H183ZM186 87V86H185ZM185 87H184V89H185ZM192 87V86H191ZM194 87H195V85H194ZM194 87H192V88H194ZM197 87V86H196ZM198 87H201L200 85L198 86ZM233 87V86H232ZM10 88V87H9ZM19 88V87H18ZM21 88V87H20ZM57 88H58V86H57ZM104 88V87H103ZM168 88H170V86L168 87ZM236 88V87H235ZM27 89V88H26ZM26 89H25V91H26ZM46 90L48 89V88H45ZM61 89H63V87L61 86ZM83 89H85V88H83ZM91 89V88H90ZM100 89V88H99ZM99 89L97 90H95V91H99ZM102 89V88H101ZM100 89V90H101ZM106 89V88H105ZM118 89V88H117ZM167 89V88H166ZM165 89V90H166ZM188 89H190V88H188ZM198 89H202V88H196V91L198 90ZM223 89L225 90L226 88H224L223 87ZM1 90V89H0ZM14 90V89H13ZM44 91V89H41V91ZM49 90V89H48ZM56 90V89H55ZM64 90V89H63ZM63 90H61V93H62V91ZM89 90V89H88ZM104 90V89H103ZM103 90H101L102 92H105V91H103ZM116 90V89H115ZM126 90V89H125ZM124 90V91H125ZM172 90V89H171ZM174 90V89H173ZM194 90V89H193ZM192 90V91H193ZM37 91V90H36ZM43 91H42V93H43ZM58 92H60V90H57ZM77 91V90H76ZM86 91V90H85ZM94 91V92H95ZM107 91V90H106ZM109 91V90H108ZM121 91H123V90H121ZM169 91V90H168ZM176 91H178V90H175V92ZM187 91V90H186ZM195 91V92H196ZM221 91V90H220ZM228 91H230V89H228ZM227 91V92H228ZM22 92H23V90H22ZM38 92H39V90H38ZM46 92V91H45ZM65 92V91H64ZM87 92V91H86ZM89 92V91H88ZM92 92V91H91ZM135 92V91H134ZM158 92H160L159 90H158ZM164 92V91H163ZM170 93H171V91H169ZM168 92V93H169ZM218 92V91H217ZM222 92V91H221ZM223 92H225L226 93V90L225 91H223ZM222 92V93H223ZM232 92V91H231ZM101 93V92H100ZM131 93H133V92H131L130 91V93H129V96H130V94ZM162 93V91L160 92V94ZM166 93V92H165ZM167 93V94H168ZM170 93H169V95H170ZM186 93V92H185ZM193 93V92H192ZM218 93H220V92H218ZM222 93H220L221 94V96H222ZM229 93V92H228ZM236 93V92H235ZM14 94V93H13ZM18 94H20V92L18 93ZM17 94V95H18ZM27 95H28V93H26ZM39 94V93H38ZM52 94V91H49V95H51ZM54 94V93H53ZM53 94H52V97H51V100H52V98H53ZM66 94V93H65ZM73 94H74V92H73ZM90 94V93H89ZM102 94H104V93H102ZM106 94H108L107 92H106ZM109 94H111L110 92H109ZM160 94H158L159 96H161L162 97V95H160ZM166 94V95H167ZM172 94V93H171ZM176 94V93H175ZM187 94V93H186ZM23 95H24V92H23ZM41 95V94H40ZM44 95V94H43ZM115 95V94H114ZM123 95V94H122ZM121 95V96H122ZM158 95H155V96H158ZM163 95H164V93H163ZM165 95V96H166ZM217 95V94H216ZM216 95H215V97H216ZM224 95V94H223ZM0 96H2V95H0ZM46 96V95H45ZM44 96V97H45ZM72 96V95H71ZM70 96V97H71ZM81 96V95H80ZM121 96H120V98H121ZM127 96V95H126ZM128 96V97H129ZM173 96V95H172ZM177 96V95H176ZM224 96H229V94L228 95H224ZM224 96H222L223 98H224ZM14 97H16V96H14ZM21 97V96H20ZM25 97H27V98H29L28 96H25ZM39 97V96H38ZM87 97H89V95H87V96H85V98H87ZM94 97V96H93ZM92 97V98H93ZM103 97V96H102ZM130 97H132V94H131V96ZM166 97H169L168 95L166 96ZM186 97V96H185ZM189 97V96H188ZM209 97V96H208ZM218 97H219V95H218ZM231 97H232V95H231ZM230 97V98H231ZM5 98H6V95H5ZM4 98V99H5ZM23 98V97H22ZM33 98V97H32ZM40 98V97H39ZM42 98H43V96H42ZM46 98H48L49 99V97H46ZM58 99H60L59 97H57ZM67 98V97H66ZM99 98V97H98ZM133 98H134V95H133ZM132 98V101L134 100ZM155 98V97H154ZM153 98V99H154ZM158 98H160V97H157V99ZM172 98V97H171ZM175 98H177V97H175ZM212 98L215 100L216 98H214V96H213V94H212ZM2 99V98H1ZM34 99H35V97H34ZM34 99H32V100H34ZM48 99H47V101H48ZM72 99V98H71ZM70 99V100H71ZM75 99V98H74ZM82 99H83V97H82ZM81 99V102L83 101ZM91 99V98H90ZM89 99V100H90ZM118 99H119V95H118ZM129 99H131V98H129ZM136 99V98H135ZM149 99H150V101H149ZM163 99V97L161 98V100ZM168 99V98H167ZM170 99V98H169ZM181 99V98H180ZM179 99V100H180ZM219 99V98H218ZM8 100V99H7ZM42 100V99H41ZM40 100V101H41ZM43 100H45V99H43ZM67 100V99H66ZM68 100H69V98H68ZM94 100V99H93ZM95 100L97 101V99L95 98ZM99 100V99H98ZM102 100H104V99H102ZM101 100V101H102ZM111 100H112V98H111ZM120 100V99H119ZM155 100V99H154ZM173 100V99H172ZM185 100V99H184ZM189 100V99H188ZM208 100V99H207ZM223 100V99H222ZM225 100V99H224ZM22 101H24L23 99L21 100V102ZM28 101V100H27ZM36 101V100H35ZM50 101V100H49ZM48 101V102H49ZM53 101H54V99H53ZM56 101V100H55ZM58 101V100H57ZM56 101V102H57ZM105 101V100H104ZM103 101V102H104ZM125 101H126V99H125ZM129 101V100H128ZM128 101H126V102H128ZM148 101H149V103H148ZM171 101V100H170ZM185 101H187V99L185 100ZM211 101H212V99H211ZM216 101H217V99H216ZM215 101V102H216ZM219 101V100H218ZM227 101H228V99H227ZM231 101H232V99H231ZM11 102V101H10ZM10 102H8L9 104H10ZM37 102V101H36ZM46 102V101H45ZM47 102V103H48ZM59 102V101H58ZM57 102V103H58ZM61 103L63 102L62 100L60 101ZM59 102V103H60ZM64 102H66V101H64ZM68 102V101H67ZM66 102V103H67ZM80 102V103H81ZM84 102V101H83ZM89 102V101H88ZM117 102H118V100H117ZM130 102H131V100L129 101V105H130ZM151 102H153V100L151 101ZM168 102V101H167ZM178 103H179V101H177ZM183 102V101H182ZM191 102V103H192ZM208 102H210V98H209V101ZM208 102H206L207 104H208V107H209V105L211 106V102H210V104L208 103ZM214 102V103H215ZM220 102V101H219ZM218 102V103H219ZM223 102V101H222ZM25 103H27V102H24V104ZM38 103H40V102H38ZM43 103V102H42ZM41 103V104H42ZM51 102H49L48 103V107H50V109H51V107H52V105L50 106L49 104H50ZM56 103V104H57ZM58 103V104H59ZM74 103V102H73ZM91 103V102H90ZM99 103H101V102H99ZM98 103V104H99ZM161 103V102H160ZM190 103V104H191ZM206 103H204L205 105H206ZM4 104H6V103H4ZM12 104V103H11ZM17 104V103H16ZM19 105H20V103H18ZM22 104V103H21ZM31 105H32V103H30ZM36 104V103H35ZM54 104V103H53ZM55 104V105H56ZM76 104V103H75ZM91 104H93L94 105V102L93 103H91ZM96 104H97V102H96ZM105 104L107 105V103L105 102ZM127 104V103H126ZM125 104V106H127ZM182 104V103H181ZM180 104V105H181ZM184 104H188L187 102L186 103H184ZM2 105V104H1ZM0 105V106H1ZM8 105V104H7ZM13 105V104H12ZM27 105V104H26ZM37 105V104H36ZM47 105V104H46ZM46 105H45V103H44V105H42V107L44 108V106L46 107ZM55 105H53L54 107H55ZM66 105V104H65ZM78 105V104H77ZM81 105V104H80ZM101 106H104V103H103V105L102 104H100ZM106 105H105V108H106ZM108 105H110V103L108 104ZM124 105V104H123ZM128 105V106H129ZM170 105V104H169ZM178 105V104H177ZM176 105V106H177ZM219 105V104H218ZM21 106V105H20ZM34 106V105H33ZM40 106V105H39ZM39 106H36V108L37 107H39ZM68 106H70V105H68ZM72 106V105H71ZM74 106V105H73ZM83 106V105H82ZM90 106V105H89ZM99 106V105H98ZM100 106V107H101ZM155 106H156V104H155ZM214 106H217L216 104L214 105ZM221 106V105H220ZM220 106H218V107H220ZM42 107H40V108H42ZM47 107V108H48ZM65 107V106H64ZM87 107V106H86ZM92 106H90L89 108H91ZM94 107H97V105H94ZM99 107V108H100ZM118 107V106H117ZM178 107H180V106H177L176 108H178ZM183 106H181L179 109L180 110H182L183 108V110H186L185 109V105H184V107L182 108ZM224 107V106H223ZM6 108V107H5ZM16 108V107H15ZM22 108V107H21ZM24 108V107H23ZM42 108V109H43ZM76 108V107H75ZM80 109H81V107H79ZM78 108V109H79ZM89 108H88V110H89ZM93 108V107H92ZM98 108V107H97ZM96 108V109H97ZM98 108V109H99ZM104 108V107H103ZM102 108V109H103ZM104 108V109H105ZM110 109H111V107H109ZM113 108V107H112ZM126 108V107H125ZM171 108V107H170ZM188 108V109H189ZM210 108V107H209ZM32 109V108H31ZM39 109V108H38ZM53 109V108H52ZM68 109H70V108H68ZM93 109H95V108H93ZM92 109V110H93ZM97 109V110H98ZM101 109V108H100ZM101 109V110H102ZM103 109V110H104ZM116 109V108H115ZM114 109V114H115V112H116V110ZM206 109V108H205ZM213 108L211 107V110H212ZM216 109V108H215ZM17 110V109H16ZM48 111V109H46L45 108V111ZM57 109H55V111H56ZM62 110V109H61ZM64 110H66V109H64ZM64 110H62V113H63V111ZM91 110V111H92ZM97 110H93L95 113H96V111ZM102 110V111H103ZM118 110V109H117ZM148 110H150L149 108H148ZM161 110H163V109H161ZM178 110V109H177ZM207 110H208V108H207ZM4 111V110H3ZM23 111V110H22ZM21 111V112H22ZM40 111H42V110H40ZM43 111H44V109H43ZM50 111H52V110H50ZM54 111V112H55ZM72 111H73V109H72ZM77 111H79V110H77ZM76 111V112H77ZM110 111V110H109ZM111 111V112H112ZM153 111V110H152ZM152 111H151V113H152ZM164 111V110H163ZM203 111H204V109H203ZM213 111H214V109H213ZM15 112V111H14ZM20 112V113H21ZM24 112H25V110H24ZM34 112H36V111H34ZM60 112V111H59ZM66 112V111H65ZM82 112V111H81ZM80 112V113H81ZM100 112V111H99ZM98 112V113H99ZM104 112V111H103ZM150 111H148V113H149ZM207 112V111H206ZM208 112H210L211 113V111H210V109H209V111ZM207 112V113H208ZM218 112V111H217ZM30 114L32 113V112H29ZM38 113H39V110H38ZM44 113V112H43ZM48 113H50V112H48ZM101 113V112H100ZM99 113V114H100ZM108 113V112H107ZM122 113V112H121ZM124 113V112H123ZM122 113V114H123ZM164 113V112H163ZM207 113L205 114V112H204V114L207 116ZM52 114H53V112H52ZM55 114V113H54ZM88 114V113H87ZM86 114V115H87ZM90 114V113H89ZM105 114V113H104ZM111 113L109 112V115H110ZM113 114V113H112ZM111 114V115H112ZM113 114V115H114ZM117 114V113H116ZM118 114H120V113H118ZM150 114V113H149ZM157 114V113H156ZM167 114V113H166ZM166 114H164V116L166 115ZM169 114V113H168ZM171 114V113H170ZM174 114V113H173ZM173 114H171V115H173ZM203 114V113H202ZM203 114V117L205 116ZM213 114V113H212ZM22 115V114H21ZM20 115V116H21ZM44 115H46V114H44ZM67 115V114H66ZM70 115V114H69ZM80 115V114H79ZM106 115H108V114H106ZM108 115V116H109ZM110 115V116H111ZM112 115V116H113ZM153 115H154V113H153ZM158 115V114H157ZM170 115V116H171ZM211 115V114H210ZM210 115H208L209 117H210ZM217 115V114H216ZM23 116V115H22ZM57 116H58V114H57ZM56 116V117H57ZM64 116V115H63ZM68 116V115H67ZM94 116H95V114H94ZM96 116H97V114H96ZM99 116V115H98ZM119 116V115H118ZM141 116V115H140ZM152 116V115H151ZM156 116V115H155ZM163 116V117H164ZM181 116H184V115H181ZM205 116V117H206ZM220 116H223V115H220ZM65 117V116H64ZM71 117V116H70ZM74 117H76V116H74ZM102 117V116H101ZM115 117V116H114ZM157 117V116H156ZM160 117H161V115H160ZM218 117H219V114H218ZM5 118V117H4ZM55 118V117H54ZM62 118V117H61ZM68 118V117H67ZM66 118V119H67ZM78 118V117H77ZM77 118H75V119H77ZM91 118V117H90ZM89 118V119H90ZM98 118V117H97ZM116 118V117H115ZM114 118V119H115ZM145 118V117H144ZM143 118V119H144ZM149 119H150V117H148ZM148 118H145V120H143V121H146L145 123H147V121L148 120H146V119H148ZM165 118H167L166 116H165ZM164 118V119H165ZM172 118V117H171ZM177 118V117H176ZM208 117H206V119H207ZM212 117H210V119H211ZM224 118V117H223ZM7 119V118H6ZM53 119V118H52ZM74 119V120H75ZM84 119V118H83ZM99 119V118H98ZM100 119H104V118H100ZM113 119V118H112ZM117 119H119V117L117 118ZM155 119V118H154ZM205 119V118H204ZM209 119V118H208ZM225 119V118H224ZM223 119V120H224ZM5 120V119H4ZM35 120V118L33 119V121ZM56 120V119H55ZM74 120H73V122H74ZM94 120V119H93ZM92 120V121H93ZM96 120V119H95ZM111 120V119H110ZM158 120V119H157ZM2 121H3V119H2ZM1 121V122H2ZM11 121V120H10ZM17 121V120H16ZM28 121V120H27ZM37 121H38V118H37ZM67 121V120H66ZM70 121V120H69ZM76 121V120H75ZM91 121V120H90ZM99 121V120H98ZM102 121V120H101ZM104 121V120H103ZM162 121V120H161ZM1 122H0V124H1ZM4 122V121H3ZM13 122V121H12ZM44 122V121H43ZM46 122V121H45ZM44 122V123H45ZM49 122V121H48ZM52 122V121H51ZM51 122H49V123H51ZM59 122V121H58ZM77 122V121H76ZM76 122H74L75 124H76ZM80 122V121H79ZM93 122H95V121H93ZM107 122V121H106ZM108 122H110V121H108ZM111 122H112V120H111ZM110 122V124H112ZM117 122V121H116ZM164 122V121H163ZM162 122V123H163ZM175 122H177V120L175 121ZM175 122H174V124H175ZM199 122V123H200ZM211 122H213V121H211ZM216 122V121H215ZM35 123H37L36 121H35ZM42 123V122H41ZM66 123H68V121L66 122ZM86 123H87V120H86ZM96 123V122H95ZM105 123V122H104ZM120 123V122H119ZM158 123H159V121H158ZM200 123V124H201ZM202 123V124H203ZM207 123H208V120H207ZM210 123V122H209ZM214 123V122H213ZM3 124V123H2ZM16 124V123H15ZM32 124H34V122L32 123ZM40 124V123H39ZM65 124V123H64ZM84 124V123H83ZM98 124V123H97ZM102 124V123H101ZM108 124V123H107ZM153 124V123H152ZM36 125V124H35ZM34 125V126H35ZM46 125V124H45ZM44 125V126H45ZM50 125V124H49ZM53 125V124H52ZM60 125H62V124H60ZM80 125V124H79ZM100 125V124H99ZM116 125V124H115ZM140 125H143V123H141ZM155 125H156V122H155ZM154 125V126H155ZM25 126V125H24ZM39 126H42L41 124L39 125ZM82 126H84V125H82ZM92 126V125H91ZM95 126H96V124H95ZM107 126V125H106ZM109 126H112V125H109ZM108 126V127H109ZM113 126H114V124H113ZM113 126H112V129H113ZM119 126V125H118ZM146 126L147 125H145V128H146ZM4 127V126H3ZM2 127V129H4ZM23 127V126H22ZM77 127V126H76ZM81 126H79V128H80ZM86 127H87V125H86ZM153 127V126H152ZM50 127H48V129H49ZM62 128V127H61ZM69 128H71V127H69ZM82 128V127H81ZM94 127L92 126V129H93ZM96 128H98L97 126H96ZM116 128V127H115ZM143 128V127H142ZM142 128L140 127L139 129H141L142 130ZM14 129V128H13ZM17 129V128H16ZM20 129V128H19ZM32 129V128H31ZM41 129H43V128H41ZM84 129V128H83ZM86 129V128H85ZM102 129V128H101ZM111 129V128H110ZM148 129V128H147ZM146 129V130H147ZM151 129V128H150ZM169 129H171L170 131L171 132H173L172 131V129H174V128H170L169 127ZM194 129V128H193ZM209 128H207V130H208ZM37 130V129H36ZM55 130V129H54ZM57 130V129H56ZM61 130H63V129H61ZM68 130V129H67ZM79 130V129H78ZM80 130H82V129H80ZM97 130V129H96ZM100 130V129H99ZM107 131H109V132H111L112 130H109V128L108 129H106ZM115 129H113V131H114ZM138 130V129H137ZM141 130L138 132V133H140L141 132ZM168 130V129H167ZM175 130V129H174ZM195 130V129H194ZM198 131L200 130V129H197ZM203 130H205V129H203ZM203 130H202V132H203ZM219 130H221V127L219 128ZM34 131V130H33ZM33 131H31L30 130V132H33ZM86 131H88L87 129H86ZM144 132H145V130H143ZM148 131H149V129H148ZM148 131H146V132H148ZM152 131H154V129H152ZM157 131H158V129H157ZM162 131V130H161ZM210 131H211V129H210ZM209 130L208 131H206V132H210ZM214 131H216V130H214ZM1 132V131H0ZM26 132V131H25ZM42 132V131H41ZM49 132V131H48ZM54 132H57V131H54ZM61 132V131H60ZM70 132V131H69ZM72 132V131H71ZM85 131H83V133H84ZM100 133L102 132V131H99ZM115 132H116V134H117V131L115 130L114 131V134H115ZM151 132V130L149 131V133L147 134V135H149V134H151L150 133ZM156 132V131H155ZM159 132V131H158ZM201 132V133H202ZM212 132V131H211ZM217 132H218V130H217ZM5 133V132H4ZM3 133V134H4ZM12 133V132H11ZM27 133V132H26ZM68 132H66V134H67ZM75 133V132H74ZM113 133V132H112ZM135 133V134H134ZM163 133H164V130H163ZM169 133V130L167 131V133H165V138H167V136H166V134H168ZM200 133V134H201ZM10 134V133H9ZM20 134V133H19ZM22 134V133H21ZM28 134V133H27ZM30 134H32V133H30ZM65 134V133H64ZM70 134H72V133H70ZM88 134V133H87ZM98 134V133H97ZM134 134V135H133ZM141 134V133H140ZM143 134V133H142ZM159 133H156V136L158 135ZM203 134V133H202ZM10 135H12V134H10ZM9 135V136H10ZM24 135V134H23ZM37 135V134H36ZM58 135H60V134H58ZM63 135V134H62ZM67 135H69V134H67ZM86 135V134H85ZM91 135V134H90ZM100 135V134H99ZM98 135V136H99ZM106 135V138H107V134H105ZM145 135H146V133H145ZM146 135V136H147ZM152 135V134H151ZM169 135V134H168ZM18 136V135H17ZM29 136V135H28ZM47 136V135H46ZM45 136V137H46ZM72 136H73V134H72ZM95 136H96V134H95ZM143 136V135H142ZM145 136V138H147ZM155 136V135H154ZM163 136V135H162ZM203 136V135H202ZM205 136H206V134H205ZM209 136H210V134H209ZM27 137V136H26ZM33 137V136H32ZM31 137V140L33 139ZM41 137V136H40ZM64 137V136H63ZM70 137V136H69ZM75 137V136H74ZM85 137V136H84ZM84 137H81L80 136V138H84ZM87 137V136H86ZM101 137H104V136H101ZM99 138L100 139V141H101V139L102 138ZM110 137V136H109ZM137 137V136H136ZM140 137H141V135H140ZM157 137H159V136H157ZM4 138V137H3ZM13 138V137H12ZM12 138H11V140H12ZM23 138V137H22ZM36 138H37V136H36ZM35 138V139H36ZM105 137H104V139H106ZM119 138V139H120ZM153 138V137H152ZM156 138V137H155ZM16 139V138H15ZM40 139V138H39ZM42 139V138H41ZM40 139V140H41ZM45 139V138H44ZM67 139V138H66ZM70 139V138H69ZM73 139V138H72ZM75 139V138H74ZM89 139V138H88ZM88 139H86V140H88ZM118 139V140H119ZM142 139H144V136H143V138ZM141 139V140H142ZM157 140H158V138H156ZM155 139V140H156ZM159 139H161V138H159ZM168 139V138H167ZM198 139V138H197ZM202 139V138H201ZM207 140V138L206 137H204V140ZM2 140V139H1ZM23 140V139H22ZM26 140H29V138L28 139H26ZM30 140V141H31ZM49 140V139H48ZM53 140V139H52ZM71 140V139H70ZM76 140V139H75ZM82 140V139H81ZM85 140V141H86ZM91 140V139H90ZM108 140H109V138H108ZM141 140L139 139V141L141 142ZM145 140V139H144ZM166 140V139H165ZM164 140V141H165ZM187 140V139H186ZM189 140V139H188ZM211 140H210V142H211ZM25 141V140H24ZM44 141V140H43ZM66 141H68V139L66 140ZM73 141V140H72ZM71 141V142H72ZM78 141V140H77ZM76 141V142H77ZM89 141V140H88ZM99 141V142H100ZM102 141H104V140H102ZM110 141V140H109ZM113 141V140H112ZM143 141V140H142ZM167 141V140H166ZM181 141H182V145H181ZM209 141V140H208ZM14 142V141H13ZM75 142V143H76ZM151 142V141H150ZM157 142V141H156ZM187 144H188V146H189V143H188V141H185ZM196 142V141H195ZM19 143V142H18ZM35 143V142H34ZM38 143H39V141H38ZM85 143V142H84ZM103 143V142H102ZM105 143H107V142H104V144ZM109 143V142H108ZM142 143V142H141ZM146 143H147V139H146ZM163 143V142H162ZM166 143V142H165ZM192 143H194V141H191V144ZM209 143V142H208ZM26 144V143H25ZM40 144V143H39ZM68 145H69V143H67ZM91 144V143H90ZM92 144H93V142H92ZM97 144V143H96ZM137 144V143H136ZM138 144H139V142H138ZM145 144V143H144ZM148 144V143H147ZM157 144V143H156ZM195 144H197L198 145V143H195ZM194 144V145H195ZM19 145V144H18ZM20 145H22V143L20 144ZM29 145V144H28ZM28 145H26L27 147H28ZM41 145V144H40ZM78 145V144H77ZM81 145V144H80ZM84 145V144H83ZM111 145V148H116V146H113L112 144H109V146ZM142 145V144H141ZM158 145H159V143H158ZM164 145V144H163ZM186 145V144H185ZM184 145V146H185ZM194 145H191V146H194ZM261 145V144H260ZM264 145V144H263ZM262 145V149H263V146ZM25 146V145H24ZM33 146H35V145H33ZM70 146V145H69ZM68 146V147H69ZM71 146L73 147V145L71 144ZM75 146V145H74ZM91 146H93V145H91ZM109 146H108V149H109ZM136 147L137 148V146H135V145H132L131 146V148L132 147ZM144 146V145H143ZM143 146H142V149H143ZM148 146V145H147ZM153 146V145H152ZM162 146V145H161ZM165 146V145H164ZM187 146V147H188ZM23 147V146H22ZM22 147H20V148H22ZM105 147H107V145L105 146ZM141 147V146H140ZM157 147V146H156ZM155 147V148H156ZM166 147V146H165ZM200 147V146H199ZM78 148H80L79 146H78ZM83 148L84 147H82V150H83ZM129 148V150H127ZM158 148V147H157ZM167 148H164V151H162V152H166L167 153V151H165ZM184 147L182 146V149H183ZM191 148V147H190ZM190 148H188V149H190ZM36 149V148H35ZM85 149V148H84ZM108 149H106V150H108ZM134 149V148H133ZM131 150V151H135V150ZM144 149H145V147H144ZM179 149H180V147H179ZM177 150V153H175L176 155L174 156V154H173V156L174 157H176V156H178L177 154L180 152V151H183L182 153H184V152H186V150L188 151V149H186V148H184L183 150ZM186 149V150H185ZM193 149V147L189 150V151H191ZM199 149V148H198ZM201 149V148H200ZM26 150V149H25ZM28 150V149H27ZM32 150V149H31ZM101 150H103V149H100L99 151H101ZM114 150H116V149H114ZM137 150H140L141 151V148L139 149V147L137 148ZM149 150H150V148H149ZM162 150V149H161ZM204 150V149H203ZM208 150H211L210 148L208 149ZM208 150L206 151L207 153H208ZM259 150H261L260 148H259ZM30 151V150H29ZM28 151V152H29ZM85 151H86V149H85ZM89 151V150H88ZM94 151H96V149L94 150ZM92 152V153H96V154H99V155H102V154H104L105 152H102V154H100V153H98V151H96V152ZM104 151V150H103ZM110 150H108V152H109ZM112 151V150H111ZM117 151H114V152H117ZM148 151V150H147ZM151 151H155L154 149H152ZM198 151H200V150H198ZM202 151V150H201ZM263 151V150H262ZM23 152V151H22ZM28 152H25L27 155H28ZM90 152H91V150H90ZM114 152L112 153L111 152V154H113L114 155ZM129 152H128V156H129ZM161 152V153H162ZM193 152V151H192ZM205 152V151H204ZM24 153V154H25ZM30 153V152H29ZM135 153V152H134ZM142 154H144V152H143V150H142V152H141ZM141 153L139 152V155L141 156ZM146 153V152H145ZM157 153V152H156ZM181 153V152H180ZM179 153V154H180ZM191 153V152H190ZM194 153V152H193ZM200 153V152H199ZM21 155H20V158L21 157H23V154L22 153H20ZM26 154H25V156H26ZM39 154H41V153H39ZM72 154H74L73 152H72ZM72 154L70 155V156H72ZM82 154V153H81ZM85 154V153H84ZM107 154V153H106ZM105 154V155H106ZM109 154V153H108ZM111 154H109V155H111ZM116 154V153H115ZM118 154H116L115 156H114V158H116V156L118 155ZM127 154V153H126ZM125 154V155H126ZM133 154V153H132ZM136 154V153H135ZM134 154V155H135ZM137 154H138V152H137ZM150 154H152V156H154L153 155V153H150ZM149 154V157L151 156ZM186 154H188V156L190 155L189 153H185L184 155H186ZM192 154V153H191ZM197 154V153H196ZM195 154V155H196ZM205 154V153H204ZM209 154H210V152H209ZM257 154V153H256ZM263 154V153H262ZM18 155V154H17ZM29 155H32V154H29ZM29 155H28V157H29ZM76 155V154H75ZM74 155V156H75ZM83 155V154H82ZM125 155H124V158H125V160H127V158L126 157H128V156H126L125 157ZM138 155V156H139ZM199 155V154H198ZM201 155H203V154H201ZM3 156V155H2ZM34 156V155H33ZM69 156V157H70ZM78 156V155H77ZM76 156V157H77ZM93 156H95V155H93ZM92 156V157H93ZM97 156V155H96ZM108 156V155H107ZM112 156V155H111ZM131 156V155H130ZM129 156V157H130ZM133 156V155H132ZM131 156V157H132ZM146 156V155H145ZM144 156V157H145ZM151 156V158H153ZM182 156H183V154H182ZM182 156L180 157V158H182ZM187 156V155H186ZM186 156H184L183 158H185ZM257 156V155H256ZM40 157H41V155H40ZM68 156H66V158H67ZM81 157V156H80ZM91 157V158H92ZM103 157V160L102 161H104V160H106V158L104 159V156H102ZM102 157L101 158H99V156H98V159H102ZM113 157V156H112ZM118 157V156H117ZM130 157V158H131ZM142 157H143V155H142ZM147 157H148V155H147ZM162 157V156H161ZM164 157V158H165ZM189 157H191V156H189ZM199 157V159H200V155L198 156ZM198 157H197V159H198ZM203 157L205 158V155H203ZM6 158V157H5ZM19 157H17V159H18ZM19 158V159H20ZM30 158H32L31 156H30ZM74 158V157H73ZM79 158V157H78ZM83 158H84V156H83ZM90 158V159H91ZM121 158L122 159H124L123 158V156H121ZM146 158V157H145ZM163 158V159H164ZM170 158V163H171V160H173V159H171ZM182 158V159H183ZM27 159H29V158H27ZM26 159V160H27ZM34 159V158H33ZM67 159H69V158H67ZM66 159V160H67ZM81 158H79V160H80ZM89 159V160H90ZM109 159V158H108ZM112 159V158H111ZM111 159H109V160H111ZM117 159V158H116ZM121 159V160H122ZM129 159V158H128ZM133 159V158H132ZM131 159V161L133 162V160H135L136 159V157H135V159H133L132 160ZM140 159V158H139ZM143 159V158H142ZM176 159H177V157H176ZM176 159H174V160H176ZM179 159V158H178ZM177 159V160H178ZM186 159V158H185ZM194 159H196V158H194ZM193 159V160H194ZM196 159V160H197ZM259 159V158H258ZM21 160V159H20ZM26 160H25V162H26ZM37 160V159H36ZM78 160V159H77ZM93 160H95L94 158L92 159V161ZM97 160V159H96ZM95 160V161H96ZM113 160V159H112ZM111 160V161H112ZM120 160V162L121 163H123L122 161ZM150 160V159H149ZM148 160V161H149ZM153 160V159H152ZM155 160V159H154ZM162 160V159H161ZM166 160V159H165ZM164 160V161H165ZM167 160V161H168ZM184 160V159H183ZM182 160V162L184 163V161ZM193 160H191V161H193ZM206 160V159H205ZM207 160H208V158H207ZM209 160H211V159H209ZM251 160H253V159H251ZM250 160V161H251ZM255 160V159H254ZM3 161V160H2ZM1 161V162H2ZM19 161V160H18ZM24 161V160H23ZM95 161H93V163L95 162ZM100 161V160H99ZM110 161V162H111ZM117 161V160H116ZM116 161H115V163H116ZM118 161H119V159H118ZM129 161V160H128ZM144 161V160H143ZM166 161V164H168L169 162H167ZM179 161V160H178ZM200 161H203V160H200ZM250 161H248L249 163H250ZM256 161V160H255ZM11 162V161H10ZM27 162H29V161H27ZM27 162L25 163V164H27ZM32 162V161H31ZM37 162V161H36ZM40 162H42V161H40ZM86 162V161H85ZM88 162V161H87ZM97 162H98V160H97ZM106 162V161H105ZM120 162H118V163H120ZM125 162V161H124ZM155 162V161H154ZM173 162V161H172ZM180 162V161H179ZM178 162V163H179ZM247 162V163H248ZM253 161H251V163H252ZM35 163V162H34ZM96 163V162H95ZM120 163V164H121ZM131 163V162H130ZM148 163V162H147ZM146 163V164H147ZM157 163V162H156ZM177 163V162H176ZM189 164L191 163V162H188ZM4 164H5V162H4ZM24 162L22 163V165L23 166H21V167H23V170L24 169H26V168H28V167H24ZM31 163H29V168H30V166H32V164L30 165ZM36 164V163H35ZM67 164V163H66ZM82 164V163H81ZM85 164V163H84ZM114 164V163H113ZM155 164V163H154ZM180 164V163H179ZM178 164V165H179ZM185 164V163H184ZM188 164V165H189ZM194 164V163H193ZM200 164V163H199ZM209 164V163H208ZM11 165V164H10ZM20 165H21V163H20ZM87 165L90 167L91 165L89 164V163H87ZM86 165V166H87ZM94 165H96V164H94ZM99 165V163L97 164V166ZM110 166V170H112L113 168L112 167H114V169L116 168L115 167V165H112L111 166V163L109 164ZM123 165V164H122ZM127 165V164H126ZM128 165H130V164H128ZM127 165V166H128ZM134 165V163L132 164V165H130V166H133ZM152 165V164H151ZM160 165V164H159ZM163 165V167L160 165V167H162L163 169H166V167L164 168V166H165V164L163 163L162 164ZM170 165H172V164H170ZM170 165H168V166H170ZM173 165H175V164H173ZM183 165V164H182ZM195 165V164H194ZM198 165V164H197ZM260 165V166H259ZM0 166H1V164H0ZM6 168H7V166L6 165H4ZM9 166V165H8ZM18 166H19V163H18ZM26 166H28V165H26ZM35 166V165H34ZM67 166V165H66ZM65 166V167H66ZM69 166H70V164H69ZM93 166V165H92ZM101 166H102V164H101ZM100 166V167H101ZM121 166V165H120ZM124 166H125V163H124ZM138 166V168H139V165H137ZM154 166H156V165H154ZM153 165L151 166V168L152 167H154ZM180 166H181V164H180ZM183 166H185V165H183ZM191 166V165H190ZM189 166V167H190ZM200 166V165H199ZM209 166V165H208ZM262 166V168H260ZM41 167V166H40ZM62 167V166H61ZM68 167V166H67ZM96 166H94V168H95ZM108 167V166H107ZM134 167V166H133ZM147 167V166H146ZM176 167H177V165H176ZM187 167V166H186ZM34 168V167H33ZM36 168V167H35ZM63 168V167H62ZM71 168V167H70ZM112 168V169H111ZM119 168H121V167H119ZM124 168H126V166L124 167ZM132 168V167H131ZM142 168H143V166H142ZM155 168V167H154ZM168 168V167H167ZM172 168V167H171ZM179 168V167H178ZM181 168V167H180ZM188 168V167H187ZM194 168H195V166H194ZM193 168V169H194ZM5 169V168H4ZM8 169V168H7ZM19 169H20V167H19ZM121 169H123V168H121ZM129 169H130V167H129ZM128 169V170H129ZM145 169V168H144ZM153 169V168H152ZM158 169V168H157ZM161 169V168H160ZM162 169V170H163ZM169 169V168H168ZM192 169V170H193ZM195 169H197V166H196V168ZM199 169V168H198ZM245 169V168H244ZM6 170V169H5ZM22 169H20V171H21ZM65 170H67V168H65ZM96 170V169H95ZM116 170H118V169H116ZM127 169H126V171H128ZM139 170V169H138ZM142 170V169H141ZM162 170L160 171V174H161V172H162ZM180 170H182L181 172H185L184 171V167L182 168V169H180ZM188 170H190V169H188ZM191 170V171H192ZM246 170V169H245ZM248 170V169H247ZM250 170V169H249ZM26 171H28V170H26ZM26 171L24 172V174H26ZM32 172H30L29 174L31 175V173H33V169L31 170ZM38 171V170H37ZM94 171V170H93ZM101 171V170H100ZM100 171H98L99 173H100ZM103 171V170H102ZM106 171V170H105ZM115 171V170H114ZM114 171L112 172V174H113V176H114ZM120 171V170H119ZM123 171V170H122ZM126 171H123V172H125V174H126ZM130 171V170H129ZM128 171V172H129ZM164 172H167L166 170H163ZM172 171H173V168H172ZM186 171H187V169H186ZM259 171H262V172H259ZM22 172V171H21ZM35 172V171H34ZM39 172V171H38ZM67 172H68V170H67ZM75 172V171H74ZM92 172V171H91ZM108 172V171H107ZM118 172V171H117ZM163 172V173H164ZM169 172H170V170H169ZM174 172V171H173ZM177 172H178V170H177ZM176 172V173H177ZM189 172V171H188ZM193 172V171H192ZM192 172H189V173H192ZM200 172V171H199ZM252 172H253V174H252ZM7 172H5V174H6ZM16 173V172H15ZM37 173V172H36ZM65 173V172H64ZM109 173H110V171H109ZM130 173V172H129ZM128 173V174H129ZM134 173H136V172H134ZM142 173V172H141ZM162 173V174H163ZM246 173H248L247 171H246ZM249 173H250V171H249ZM27 174H28V172H27ZM108 174V173H107ZM112 174L110 173V174H108V175H111V177H110V180H111V178L113 177L112 176ZM120 174H122L121 172H120ZM137 174H138V172H137ZM155 174V173H154ZM156 174H157V172H156ZM160 174H158V175H160ZM188 174V173H187ZM194 174V173H193ZM2 175V174H1ZM15 175V174H14ZM13 175V176H14ZM21 175H23V174H21ZM65 175V174H64ZM74 175V174H73ZM81 175V174H80ZM102 175V174H101ZM100 175V176H101ZM107 175V176H108ZM136 175V174H135ZM167 175V174H166ZM166 175H165V177H166ZM170 175V174H169ZM177 175V174H176ZM186 175V174H185ZM198 175V174H197ZM248 174H245L243 177H245V176H247ZM4 176V175H3ZM29 176V175H28ZM28 176H27V178H28ZM91 175H89V177H90ZM117 176V175H116ZM120 176V175H119ZM131 176H132V174H131ZM139 176V175H138ZM142 176V175H141ZM161 176V175H160ZM181 176H183V175H181ZM181 176H175L174 175V178L175 177H181ZM192 176V175H191ZM194 176V175H193ZM196 176V175H195ZM22 177V176H21ZM59 177H62V176H59ZM64 177V176H63ZM77 177V176H76ZM88 176H87V178H89ZM92 177V176H91ZM91 177H90V179H91ZM104 177V176H103ZM123 177V176H122ZM136 177V176H135ZM144 177V176H143ZM148 177V176H147ZM146 177V178H147ZM170 177V176H169ZM185 176H183V177H181V179L182 178H184ZM187 177V176H186ZM188 177H190V176H188ZM188 177H187V179H188ZM198 177V176H197ZM238 177V178H237ZM242 177V178H243ZM8 178V177H7ZM26 178V177H25ZM30 178H31V176H30ZM68 178V177H67ZM70 178V177H69ZM99 178V177H98ZM115 178V177H114ZM117 178V177H116ZM120 178V177H119ZM126 178V177H125ZM125 178H122V180L124 179L125 180ZM139 178V177H138ZM145 178V179H146ZM163 178V177H162ZM161 178V179H162ZM168 178V177H167ZM177 178V179H178ZM192 178V177H191ZM240 178H241V176H240ZM241 178V179H242ZM22 179H24V178H22ZM61 179V178H60ZM59 179V180H60ZM78 179V178H77ZM102 179V178H101ZM108 179V178H107ZM144 179V178H143ZM149 179V178H148ZM154 179V178H153ZM164 179H166V178H164ZM171 179V178H170ZM173 179V178H172ZM180 179V178H179ZM178 179V180H179ZM186 179V178H185ZM186 179V180H187ZM193 179V178H192ZM200 179V180H199ZM236 179L238 180V181H236ZM26 180V179H25ZM24 180V182H26ZM59 180H56V181H58L59 183H60V181ZM66 180V179H65ZM70 180V179H69ZM72 180V179H71ZM71 180L69 181V182H71ZM74 180V179H73ZM79 180V179H78ZM84 180V179H83ZM114 180V179H113ZM126 180H127V178H126ZM125 180V181H126ZM174 180V179H173ZM178 180H176V181H173V183L172 184H174L175 182H177L178 183ZM182 180H184V179H182ZM182 180H181V182H182ZM194 180V179H193ZM243 180H246V177H245V179H243ZM64 180H62V182H63ZM67 181V180H66ZM96 181V180H95ZM112 181V180H111ZM118 181V180H117ZM134 182H135V179L133 180ZM139 181V180H138ZM149 181V180H148ZM153 181H155L156 182V180H153ZM165 181H168V180H165ZM4 182V181H3ZM6 182V181H5ZM16 182V181H15ZM28 182V181H27ZM58 182H56V183H58ZM88 182V181H87ZM94 182V181H93ZM110 182V181H109ZM113 182V181H112ZM111 182V183H112ZM121 182V181H120ZM128 182V181H127ZM137 182V181H136ZM140 182H141V179H140ZM146 182V181H145ZM183 182H185V181H183ZM181 183V184H185V183ZM64 183V182H63ZM62 183V184H63ZM75 183V182H74ZM74 183H72V184H74ZM104 183V182H103ZM108 183V182H107ZM117 183V182H116ZM125 183V182H124ZM123 183V184H124ZM133 183V182H132ZM138 183V182H137ZM152 183V182H151ZM154 183V182H153ZM159 183V182H158ZM164 183V182H163ZM168 183V182H167ZM169 183H170V181H169ZM188 183H189V181H188ZM241 183H239V184H241ZM6 184V183H5ZM20 184V183H19ZM55 184V183H54ZM70 185H71V183H69ZM84 184V183H83ZM119 184V183H118ZM128 184V183H127ZM130 184V183H129ZM141 184H143V183H141ZM156 184H157V182H156ZM176 184V183H175ZM187 184V183H186ZM239 184H237V185H239ZM56 185V184H55ZM61 185V184H60ZM91 185V184H90ZM111 185V184H110ZM109 185V186H110ZM116 185V184H115ZM139 185V184H138ZM138 185H135V187L137 188V186ZM149 185V184H148ZM163 185V184H162ZM165 185V184H164ZM168 185V184H167ZM177 185V189H180L179 188V185H180V183H179V185L178 184H176ZM175 185V186H176ZM259 185H261V186H259ZM6 186V185H5ZM10 186V185H9ZM9 186H8V190L10 189L9 188ZM20 186V185H19ZM25 186V185H24ZM85 186V185H84ZM89 186V185H88ZM100 186H102V185H99V187ZM103 186H104V184H103ZM108 186V185H107ZM120 187H121V185H119ZM124 186V185H123ZM130 186H133L132 184L130 185ZM151 186V185H150ZM153 186H155V185H153ZM153 186H152V188H153ZM161 186V185H160ZM170 186H171V184H170ZM185 186V185H184ZM183 186V187H184ZM227 188H226V187ZM234 186V187H233ZM258 186L259 187H261V188H258ZM3 187V186H2ZM12 187V186H11ZM15 187V185L13 186V188ZM21 187V186H20ZM53 187V186H52ZM116 187V186H115ZM120 187H119V189H120ZM134 186H133V188H135ZM166 187V186H165ZM222 187H225L224 188V190L226 189H228L229 188V190L231 191L230 192V196H229V194H228V196H229V202L230 203H228V205L229 204H234L235 202H238L239 203V201L238 200H243L242 198H244L242 195L244 194V196H245V200L247 199H249L248 201H250V202H252V203H255V204H248L249 206H252V207H249V208H247V203L242 207V209H241V211L239 212L238 210H240V203L238 204L239 206L238 207H240L239 209H237L236 207H234V209H236V214H234V212H232L231 210H229L228 208H230V207H232V206H227L226 208L228 209H226V211L225 210H223V211H225V212H228V213H226L225 214V216L227 215V218L224 216V213L223 214H221V215H223L226 219V221L225 222H223L224 224L223 225H221V224H217L218 222L217 221H215L214 222V220L217 218L216 216L218 215L217 214V212H220L219 210L216 212L215 211V213L214 214H212V212H209L210 210L212 211L213 209H214V207L212 208V206L209 208V213L212 215H210V214H206V215H210L212 218L210 219V222H207V221H209V220H207V221H203L204 223H206L205 224V228L203 229V230H201V232L196 228L197 227V225H196V227H194V228H196L197 229V232H195L194 230V232L191 230V228L189 227L190 225H195V223H193L194 222V218L196 217V218H198L200 215H198L199 213L196 211H192L193 210V208H196V207H198L200 204H206L207 205V203H210L211 202V200L213 199L214 201L215 200H218V199H220V198H216V199H214V197L216 196V195H219L220 194V192H218V190L221 188L222 189ZM233 187V188H232ZM6 188V187H5ZM13 188H11L12 190H14ZM19 188V187H18ZM55 188H56V186H55ZM59 188V187H58ZM62 188H64V187H62ZM88 188V187H87ZM103 188V187H102ZM124 188V187H123ZM135 188V189H136ZM149 188V187H148ZM155 188V187H154ZM169 188V187H168ZM189 188V187H188ZM6 189V190H7ZM61 189V188H60ZM66 189V188H65ZM99 189V188H98ZM106 189H107V187H106ZM122 189V188H121ZM132 189V188H131ZM134 189V190H135ZM150 189V188H149ZM160 189V188H159ZM176 189V188H175ZM51 190V189H50ZM59 190V189H58ZM90 190V189H89ZM117 190V189H116ZM145 190V189H144ZM162 190V189H161ZM166 190H167V188H166ZM169 190V189H168ZM181 190V189H180ZM184 190V189H183ZM261 190V191H260ZM5 191V190H4ZM18 191V190H17ZM16 191V192H17ZM57 191V190H56ZM66 190H64L63 192H65ZM67 191H68V189H67ZM86 191V190H85ZM84 191V192H85ZM94 191V190H93ZM97 191V190H96ZM106 191V190H105ZM119 191V190H118ZM127 191V190H126ZM147 191V190H146ZM157 191V190H156ZM160 191V190H159ZM158 191V192H159ZM164 191V190H163ZM169 191H171V189L169 190ZM174 191V190H173ZM175 191H177V190H175ZM184 191H186V190H184ZM222 191V190H221ZM234 191H235V189H234ZM257 191L259 192V193H257ZM20 192V191H19ZM49 192V191H48ZM95 192V191H94ZM93 192V193H94ZM98 192V191H97ZM104 192V191H103ZM123 192V190L121 191V193ZM129 192V191H128ZM136 193H137V191H135ZM142 192V191H141ZM165 193H166V191H164ZM217 192V193H216ZM225 192H227V191H225ZM229 192V191H228ZM50 193V192H49ZM79 193V192H78ZM89 193V192H88ZM104 193H106V192H104ZM104 193H102V194H104ZM109 193V192H108ZM119 194H120V192H118ZM124 193V192H123ZM130 193H133V192H131L130 191ZM144 193V192H143ZM148 193V192H147ZM153 193H154V191H153ZM161 193V192H160ZM163 193V192H162ZM162 193H161V196H162ZM176 193V192H175ZM180 193V192H179ZM219 193V194H218ZM223 193V192H222ZM14 194V193H13ZM16 194V193H15ZM57 194V193H56ZM59 194V193H58ZM57 194V195H58ZM66 194H68V193H66L65 192V194L64 195H66ZM101 194V195H102ZM113 194H114V192H113ZM119 194H118V196H116L117 194L115 193V197H117L116 198V200L118 201L119 199H118V197H120L119 196ZM125 194V193H124ZM138 194V193H137ZM164 194V193H163ZM180 194H182V192L180 193ZM227 194V193H226ZM258 194V195H257ZM55 195V194H54ZM56 195V196H57ZM61 194H59V196H60ZM100 195V194H99ZM123 195V194H122ZM130 195V194H129ZM132 195H134V194H132ZM132 195H130V196H132ZM136 195V194H135ZM149 195V194H148ZM152 195V194H151ZM159 195V194H158ZM171 195V194H170ZM199 195V197L200 198H198V200H197V196ZM221 195V194H220ZM1 196V195H0ZM79 196H81V195H79ZM78 196V197H79ZM105 196V195H104ZM139 196V195H138ZM140 196H142V195H140ZM154 196V195H153ZM157 196V195H156ZM155 196V197H156ZM160 196V195H159ZM172 196V195H171ZM223 196V195H222ZM221 196V197H222ZM224 196H227V195H225L224 194ZM224 196H223V199H224ZM45 197V196H44ZM63 197H65L66 198V196H63ZM95 197V196H94ZM99 197V196H98ZM111 197V196H110ZM113 197V196H112ZM111 197V198H112ZM114 197V198H115ZM144 197H145V195H144ZM154 197V198H155ZM163 197V196H162ZM165 197H166V195H165ZM178 197V196H177ZM176 197V198H177ZM183 197V195H180V197H178L179 199H181ZM217 197V196H216ZM220 197V196H219ZM231 197V198H230ZM64 198V201L66 200ZM121 198V197H120ZM175 198V199H176ZM178 198H177V200L176 201H178ZM226 198V197H225ZM259 198H262V199H259ZM61 200H62V198H60ZM74 199H76V198H74ZM131 199V198H130ZM133 199V198H132ZM132 199H131V201H132ZM138 199V198H137ZM140 199V198H139ZM158 199V198H157ZM164 199V198H163ZM195 199L197 200V201H195ZM222 199V198H221ZM227 199V198H226ZM232 199V200H231ZM45 200V199H44ZM49 200V199H48ZM77 201L75 202V200H74V202L75 203H78V202H81V200H80V198H79V200H78V198L76 199ZM146 200V199H145ZM161 200V199H160ZM212 200V201H213ZM244 200V202H246ZM251 200H253V201H251ZM255 200V201H254ZM46 201H47V199H46ZM91 201V200H90ZM93 201H94V199H93ZM96 201V200H95ZM104 201V200H103ZM168 201H172V200H170L169 198H168ZM167 201V202H168ZM194 201V202H193ZM207 201H209V202H207ZM66 202V201H65ZM107 202V201H106ZM113 202V201H112ZM111 202V203H112ZM124 202V201H123ZM126 202H128V200L126 201ZM196 202V203H195ZM205 202V203H204ZM217 202V201H216ZM218 202H221L220 204H221V206H219V207H222L223 206V202L222 201H220V200H218ZM225 202V201H224ZM228 202V201H227ZM116 203H118V202H116ZM116 203H113V204H116ZM128 203H130V201L128 202ZM133 203H134V201H133ZM142 203V202H141ZM152 203V202H151ZM215 203V202H214ZM241 203H243V201L241 202ZM51 204V203H50ZM49 204V205H50ZM98 204H101V203H98ZM103 204V203H102ZM101 204V205H102ZM109 204V203H108ZM122 204V203H121ZM126 204V203H125ZM142 204H144V203H142ZM142 204H139V205H142ZM194 204L196 205V207H193L194 206ZM200 205V206H205V205ZM227 204V203H226ZM259 204V205H258ZM47 205V204H46ZM79 205H81V203L79 204ZM79 205H77V206H79ZM117 205V204H116ZM116 205H115V207H116ZM119 205V204H118ZM123 205V204H122ZM156 205V204H155ZM198 205V206H197ZM215 205V204H214ZM224 205H225V203H224ZM52 206H53V209H54V204H52ZM52 206H50V207H52ZM59 206V205H58ZM58 206H56L55 205V207H58ZM76 206V205H75ZM97 206H99V205H97ZM125 206H127V205H125ZM130 205H128V207H129ZM144 206V205H143ZM157 206V205H156ZM208 206V205H207ZM226 206V205H225ZM224 206V207H225ZM236 206V205H235ZM262 206H263V204H262ZM28 207V206H27ZM48 207V206H47ZM46 207V208H47ZM94 207V206H93ZM112 207V206H111ZM133 207H134V205H133ZM141 207V206H140ZM152 207V206H151ZM169 207H170V205H169ZM193 207V208H192ZM216 207H217V205H216ZM224 207H222L223 209H224ZM21 208V207H20ZM22 208H24L23 206H22ZM30 208V207H29ZM76 208V207H75ZM74 208V209H75ZM103 208V207H102ZM149 208V207H148ZM160 208V207H159ZM202 208H204V207H202ZM201 208V209H202ZM207 208V207H206ZM206 208H204V211H207L206 210ZM233 208V207H232ZM2 209V208H1ZM51 208H49V210H50ZM107 209V208H106ZM111 209V208H110ZM135 209L137 210V208L135 207ZM134 209V210H135ZM145 209V208H144ZM215 209H218V208H215ZM214 209V210H215ZM221 209V208H220ZM231 209V208H230ZM58 211V208L57 209H55V211ZM95 210V209H94ZM94 210H93V212H94ZM141 210V209H140ZM161 210H163V207H162V209ZM194 210H196V209H194ZM213 210V211H214ZM54 210H52V212H53ZM55 211H54V213H55ZM57 211H56V213H57ZM105 211V210H104ZM113 211H115L114 209H113ZM145 211V210H144ZM203 211V212H204ZM261 212H262V210H260ZM260 211H257V213H259ZM1 212V211H0ZM17 212V211H16ZM51 212V213H52ZM78 212H79V210H78ZM107 212V211H106ZM110 212V211H109ZM116 212H117V209H116ZM122 212V211H121ZM127 212V211H126ZM131 212V211H130ZM135 212V211H134ZM137 212V211H136ZM148 212H149V210H148ZM164 212V211H163ZM200 212V211H199ZM239 212V213H238ZM260 212V213H261ZM2 213V212H1ZM25 213V212H24ZM50 213V214H51ZM54 213H52V214H54ZM55 213V214H56ZM96 213V212H95ZM104 213V212H103ZM151 213V212H150ZM154 213V212H153ZM3 214V213H2ZM49 214V216H51ZM98 213H96V215H97ZM118 214V213H117ZM128 214V213H127ZM131 214H132V212H131ZM134 214V213H133ZM162 214V213H161ZM198 215V216H195V215ZM200 214H202V218H200V219H206V216L205 215H203V213H200ZM217 214V215H216ZM254 214V215H253ZM261 214H264V211H263V213H261ZM25 215H26V213H25ZM58 215V214H57ZM74 215H75V212H74ZM94 214H92V216H93ZM104 215V214H103ZM107 213H106V217H107ZM112 215V214H111ZM121 215V214H120ZM128 215H130V214H128ZM154 215V214H153ZM160 215V214H159ZM216 215V216H215ZM220 215V214H219ZM41 216L42 217H44V215H40V218H41ZM48 216V215H47ZM56 215H54V217H55ZM70 216V215H69ZM98 216H99V214H98ZM122 216V215H121ZM125 216V215H124ZM127 216V215H126ZM125 216V217H126ZM140 216V215H139ZM138 216V217H139ZM144 216V215H143ZM157 216V215H156ZM166 216H168V215H166ZM204 216H205V218H204ZM222 216V217H223ZM264 216V215H263ZM24 217H26V216H24ZM105 217V218H106ZM112 217V216H111ZM118 217V216H117ZM124 217V218H125ZM136 217V216H135ZM209 217V216H208ZM216 217V218H215ZM221 217V216H220ZM223 217V218H224ZM4 218V217H3ZM45 218V217H44ZM57 218V217H56ZM72 218V217H71ZM119 218V217H118ZM118 218H116V219H118ZM123 218V219H124ZM150 218H151V216H150ZM158 218V217H157ZM160 218V217H159ZM219 218V217H218ZM223 218H221V219H223ZM1 219V218H0ZM6 220H7V217L5 218ZM4 219V220H5ZM27 219H29V218H27ZM45 219H47V218H45ZM95 218H93V220H94ZM114 219H115V217H114ZM128 219H130V217L128 218ZM152 219H154V218H152ZM214 219V220H213ZM5 220V221H6ZM37 220V219H36ZM40 220H43L42 218L41 219H39V220H37L39 223H40ZM68 220H70V218L68 219ZM108 220V219H107ZM106 220V221H107ZM143 220H145L146 221V218L145 219H143ZM158 220V219H157ZM162 220V219H161ZM213 220V221H212ZM220 220V219H219ZM251 220V221H250ZM47 222H48V220H46ZM51 221V220H50ZM54 222H55V219L53 220ZM73 221H75L74 219H73ZM95 221H96V219H95ZM120 221H122V222H124L123 220H120ZM127 221V220H126ZM125 221V222H126ZM141 221H142V218H141ZM201 221V222H202ZM230 221V222H229ZM232 221H236L235 223L233 222V224L230 226V227H228V226H225L226 225V223L228 224V223H231ZM264 221V219H262V222ZM52 222V221H51ZM50 222V223H51ZM114 222H115V220H114ZM135 222H137L136 220H135ZM202 222V223H203ZM212 222H214V223H212ZM7 223V222H6ZM33 223H36V222H34L33 221ZM49 223V224H50ZM128 223V222H127ZM147 223V222H146ZM198 223H200V221L198 222ZM201 223V227L203 226V224ZM46 224V222L43 220L42 221V225H41V223H40V228H39V226L38 227H36V228H38V231L40 232V229H43V228H41V227H43L44 225ZM49 224H48V229H49ZM52 224H53V222H52ZM114 224V223H113ZM112 224V226L114 227V225ZM119 224V223H118ZM123 223H121L120 225H122ZM128 224H130V223H128ZM137 224V223H136ZM151 224V223H150ZM262 224H264V223H262ZM262 224H260L261 226H262ZM66 225H68L67 223H66ZM70 225V224H69ZM100 225V224H99ZM119 225V226H120ZM125 225L126 226H128L126 223H125ZM125 225H123V226H125ZM182 225L184 226L183 228H184V230L181 228L182 227ZM253 225H255V224H253ZM256 225H259V224H256ZM31 226V225H30ZM35 226H37V223H36V225ZM93 226V225H92ZM142 226L143 225H141V228H142ZM151 226V225H150ZM200 226H199V228H200ZM261 226H259V227H261ZM33 227H34V225H33ZM46 227V226H45ZM61 227V226H60ZM75 227V226H74ZM98 227V226H97ZM99 227H101V225L99 226ZM117 227V226H116ZM115 227V228H116ZM136 227H137V225H136ZM157 227V226H156ZM186 227V228H185ZM192 227V226H191ZM204 227V226H203ZM226 229H225V228ZM252 228L254 227L255 228V226H251ZM257 227V226H256ZM120 228H121V226H120ZM150 228V227H149ZM151 228H152V226H151ZM188 228H190V230L188 229ZM224 228V229H223ZM242 228H243V230H242ZM248 228V227H247ZM32 229V228H31ZM34 229V228H33ZM59 229H61V230H63L62 229V227L61 228H59ZM59 229H57V231L59 230ZM68 229V228H67ZM92 229V228H91ZM97 228H95V230H96ZM114 229V228H113ZM117 229V228H116ZM118 229H119V227H118ZM124 229V228H123ZM132 229V228H131ZM134 229H136V228H134ZM139 229V228H138ZM155 229V228H154ZM154 229H152V230H154ZM201 229V228H200ZM223 229V230H222ZM260 228H257V230H259ZM261 229H262V227H261ZM261 229H260V231H261ZM264 229V228H263ZM61 230H59V232L61 231ZM90 230V229H89ZM115 230V229H114ZM127 230H129V228H127ZM137 230V229H136ZM135 230V231H136ZM156 230V229H155ZM222 230V231H221ZM248 230H250L249 232L251 233V231H252V233L254 232V230L255 229H252L251 230V228L250 229H248ZM37 231V230H36ZM45 230H41V232H44ZM48 231V230H47ZM56 231V232H57ZM69 231V230H68ZM74 231V230H73ZM76 231V230H75ZM78 231V230H77ZM76 231V232H77ZM92 231V230H91ZM118 231V230H117ZM141 231H143V230H141ZM140 231V232H141ZM147 231V230H146ZM151 231V230H150ZM219 231H221V232H219ZM245 231H246V229H245ZM38 232V233H39ZM49 232V231H48ZM62 232V231H61ZM60 232V233H61ZM71 232V231H70ZM75 232V233H76ZM82 232V231H81ZM85 232H87L88 233V230L87 231H85ZM98 232V231H97ZM123 232V231H122ZM144 232H145V230H144ZM143 232V233H144ZM152 233H153V231H151ZM199 232V233H198ZM247 232V231H246ZM248 232V233H249ZM263 232V231H262ZM45 233H46V231H45ZM45 233H43L44 235H46ZM67 233V232H66ZM74 233V234H75ZM91 233V232H90ZM99 233V232H98ZM115 233V232H114ZM142 233V232H141ZM140 233V234H141ZM209 233V234H208ZM218 233H221V234H218ZM242 233V234H241ZM57 235H58V232L56 233ZM62 234V233H61ZM61 234H59V235H61ZM85 234V233H84ZM89 234V233H88ZM95 234V233H94ZM113 234V233H112ZM112 234H110V236L112 235ZM125 234V233H124ZM138 234V233H137ZM245 234V233H244ZM256 234L258 235V233L256 232ZM255 233H254V236L256 235ZM56 235V236H57ZM63 235H64V230H63ZM66 235V234H65ZM83 235V234H82ZM95 235H97V234H95ZM103 235V234H102ZM101 235V236H102ZM115 235V234H114ZM120 235V234H119ZM134 235V234H133ZM249 235V234H248ZM247 235V236H248ZM259 235H261V234H259ZM0 236H1V233H0ZM3 236V235H2ZM1 236V237H2ZM31 236H32V234H31ZM75 236V235H74ZM179 236L178 237H175V239L177 238V240H178V238H179ZM189 236V237H188ZM247 236H246V238H247ZM251 236H252V234H251ZM251 236L249 237V238H247V240H249L250 239V241H251ZM263 236V235H262ZM4 237H6V236H4ZM7 237H9V236H7ZM63 237V236H62ZM61 237V238H62ZM92 237H93V235H92ZM134 237V236H133ZM150 237V238H151ZM243 237H245V235L243 236ZM243 237H242V239H243ZM253 237V236H252ZM259 237V236H258ZM257 237V238H258ZM38 238V237H37ZM40 238V237H39ZM60 238V237H59ZM58 238V239H59ZM145 238H148V237H145ZM2 239H3V237H2ZM64 240H65V238H63ZM70 239H72V238H70ZM85 239V238H84ZM84 239H82V240H84ZM88 239V238H87ZM110 239H112V238H110ZM109 238H108V240L109 241H111ZM138 239V238H137ZM142 239L144 240V238L142 237ZM254 239H256L255 237H254ZM263 239V238H262ZM6 240V239H5ZM40 240V239H39ZM54 240H56V239H54L53 238V241ZM60 240V239H59ZM58 240V241H59ZM74 240V239H73ZM72 240V241H73ZM115 240V239H114ZM113 240V241H114ZM141 239L139 238V241H140ZM176 240V241H177ZM184 240V241H185ZM207 240V241H206ZM241 240V239H240ZM259 241H260V239H258ZM257 240V241H258ZM43 241V243H44V240L42 239L41 241H39V242H42ZM52 241V242H53ZM70 241V240H69ZM86 241V240H85ZM94 241V240H93ZM99 241V240H98ZM97 241V242H98ZM173 241H174V239H173ZM172 240L170 241V244H171V242H173ZM178 241H182V242H184L182 239L180 240V238H179V240ZM242 241V240H241ZM243 241H244V239H243ZM246 241V240H245ZM250 241L248 242V241H246V242H244V245H243V247L245 246L246 247V245H245V243L247 244L248 243V246H249V243H250ZM256 241V240H255ZM262 241V240H261ZM260 241V242H261ZM26 242V241H25ZM24 242V243H25ZM37 242V241H36ZM54 242H56V241H54ZM53 242V243H54ZM88 242V241H87ZM95 242L96 241H94V244H95ZM108 242V241H107ZM114 242H116V240L114 241ZM149 242V243H150ZM182 242H179V243H181L182 244ZM239 242V241H238ZM52 243V244H53ZM58 242H56V243H54V244H57ZM64 243V242H63ZM67 243V242H66ZM79 243V242H78ZM81 243V242H80ZM79 243V244H80ZM99 243V242H98ZM101 243V242H100ZM168 243V244H167ZM175 243V242H174ZM174 243H172L171 244V246H169V248L170 247H172V245L174 244ZM237 243V244H236ZM32 244V243H31ZM36 244V243H35ZM40 244V243H39ZM51 244V243H50ZM53 244V245H54ZM62 244V241H61V243L59 244V245H61ZM72 244V243H71ZM76 244H77V242H76ZM84 244V243H83ZM113 244V243H112ZM139 244V243H138ZM205 244V245H204ZM261 244V243H260ZM42 245V244H41ZM40 245V246H41ZM65 245V244H64ZM82 245V244H81ZM85 245H86V243H85ZM92 245H93V242H92ZM109 245V244H108ZM110 245H111V243H110ZM143 245V244H142ZM174 245H178V243L176 242ZM180 245V244H179ZM183 245V244H182ZM251 245H253V244H251ZM258 245V244H257ZM32 246V245H31ZM37 246V245H36ZM43 246V245H42ZM48 246H51V245H48ZM48 246H47V248H48ZM56 247H58V244L57 245H55ZM106 246V245H105ZM104 246V247H105ZM133 246V245H132ZM137 246V245H136ZM139 246V245H138ZM181 246V245H180ZM185 246V245H184ZM259 246V245H258ZM262 246V245H261ZM29 246H27V248H28ZM61 247H62V245H61ZM61 247L59 246V248H60V250H61V252H62V249H61ZM140 247H143V246H140ZM177 247V246H176ZM175 247V248H176ZM243 248V249H247V248ZM253 247V246H252ZM32 248V247H31ZM41 248V247H40ZM65 248V247H64ZM78 248V247H77ZM82 248H83V246H82ZM134 248V247H133ZM137 248V247H136ZM135 248V249H136ZM139 248V247H138ZM174 248V249H175ZM178 248H179V246H178ZM178 248H176V249H178ZM249 248H250V246H249ZM49 249H52V246L49 248ZM53 249H55V248H53ZM49 250V252L51 251H54V250ZM67 249V248H66ZM73 249V248H72ZM75 249V248H74ZM79 249V248H78ZM171 249V248H170ZM173 249V250H174ZM180 249H182V248H179V251L181 252V250ZM240 249H239V251H240ZM243 249H241V251L243 250ZM25 250V249H24ZM34 250V249H33ZM35 250H37V249H35ZM47 250V249H46ZM58 250V249H57ZM57 250H55L54 251V253L56 252V254L58 255L59 253H60V251H59V253H57ZM71 250V249H70ZM94 250V249H93ZM183 250V249H182ZM75 251V250H74ZM88 251V250H87ZM135 251V250H134ZM172 251V250H171ZM178 251V252H179ZM234 251V252H235ZM258 251V250H257ZM259 251H261L260 249H259ZM9 252V251H8ZM11 252V251H10ZM25 252H27V250L25 251ZM29 252H30V249H29ZM36 252H38V251H36ZM41 252V251H40ZM64 252H66V251H64ZM69 252V251H68ZM67 252V253H68ZM170 252V251H169ZM168 252V253H169ZM233 252V253H234ZM243 252V251H242ZM246 252V251H245ZM24 253V252H23ZM32 253V252H31ZM33 253H34V251H33ZM39 253V252H38ZM81 253V252H80ZM87 253V252H86ZM85 253V254H86ZM173 253V252H172ZM236 253V252H235ZM238 253V252H237ZM236 253V254H237ZM240 253V252H239ZM247 253V252H246ZM250 253V252H249ZM255 253V252H254ZM263 252H261V254H262ZM8 254H10V253H7V255ZM53 254V253H52ZM63 254V253H62ZM76 254H77V252H76ZM89 254H91V253H89ZM88 254V255H89ZM133 254V253H132ZM174 254V253H173ZM231 254V253H230ZM241 254V253H240ZM245 254V253H244ZM257 254V253H256ZM261 254H259L260 256H261ZM5 255H6V253H5ZM18 255V254H17ZM22 255H25V254H22ZM45 255V254H44ZM64 255V254H63ZM238 255V254H237ZM242 255V254H241ZM263 255V254H262ZM21 256V255H20ZM32 256V255H31ZM53 256H55V255H53ZM61 256V255H60ZM60 256H58L59 257V259H60ZM72 256V255H71ZM77 256V255H76ZM132 256V255H131ZM160 256V257H159ZM170 256H172V254L170 255ZM174 256V255H173ZM172 256V257H173ZM232 256H234V255H232ZM236 256V255H235ZM240 256V255H239ZM248 256V255H247ZM257 255H255L254 257H256ZM9 257V256H8ZM12 257V256H11ZM18 257V256H17ZM25 257V256H24ZM24 257H22V258H24ZM34 257V256H33ZM40 257V256H39ZM58 257H56L55 256V258L54 259H56V258H58ZM67 257V256H66ZM83 257V256H82ZM227 256H225V258H226ZM237 257V256H236ZM253 257V256H252ZM15 258V257H14ZM21 258V257H20ZM42 258H43V256H42ZM44 258H45V256H44ZM47 258H48V256H47ZM47 258H45L46 260H48ZM50 258H52L51 256H50ZM64 258V257H63ZM62 258V259H63ZM75 258H77V257H75ZM79 258V257H78ZM167 258V257H166ZM176 258V259H175ZM224 258V259H225ZM231 258H234L233 259V262H234V260H237V258L235 259V257H231ZM231 258H228L227 259V263L228 262H230V260L229 259H231ZM10 259V257L8 258V260ZM33 259V258H32ZM59 259H58V261H59ZM133 259V258H132ZM161 259H162V257H161ZM223 259V260H224ZM239 259V258H238ZM244 259V258H243ZM255 259H257V257L255 258ZM7 260V259H6ZM34 260H36L35 258H34ZM33 260V261H34ZM39 260V259H38ZM44 260V259H43ZM46 260L44 261V262H40V263H42V264H47V262H50L51 260L53 261V259H49L47 262H46ZM72 260V259H71ZM79 260H81V258L79 259ZM134 259L133 260H131L132 262L133 261H135ZM153 260V261H152ZM229 260V261H228ZM232 260V259H231ZM246 260V256H245V259L243 260V261H245ZM14 261V260H13ZM51 261V262H52ZM55 261V260H54ZM64 261H65V259H64ZM75 261H76V259H75ZM129 261V260H128ZM163 260H161V262H162ZM225 261V260H224ZM238 261V260H237ZM236 261V262H237ZM242 261V262H243ZM252 261V260H251ZM257 261V260H256ZM260 261V260H259ZM263 261V260H262ZM9 262V261H8ZM27 262H29V261H27ZM46 262V263H45ZM67 262V261H66ZM70 262H72V261H70ZM80 262V261H79ZM130 262V261H129ZM168 262V261H167ZM166 262V263H167ZM168 262V263H169ZM236 262H234V263H236ZM246 262V261H245ZM243 263V264H246V263ZM55 263H57L56 261L54 262V264ZM59 263V262H58ZM57 263V264H58ZM73 263V262H72ZM233 263V264H234ZM252 263V262H251ZM15 264H16V262H15ZM49 264V263H48ZM75 264V263H74ZM127 264V263H126ZM163 264V263H162ZM165 264V263H164ZM237 264V263H236ZM248 264V263H247ZM260 264V263H259Z\"/></svg>",
	"mask_w": 264,
	"mask_h": 264
}]
</instances>
